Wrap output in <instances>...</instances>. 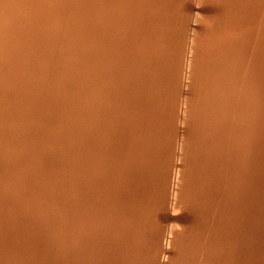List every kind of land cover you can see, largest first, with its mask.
I'll use <instances>...</instances> for the list:
<instances>
[{
    "label": "rangeland",
    "instance_id": "1",
    "mask_svg": "<svg viewBox=\"0 0 264 264\" xmlns=\"http://www.w3.org/2000/svg\"><path fill=\"white\" fill-rule=\"evenodd\" d=\"M0 1H1V0H0ZM2 1H3V0H2ZM2 1H1L0 3H2ZM4 1H6V0H4ZM4 1H3V2H4ZM8 1H9V0H8ZM8 1L5 2V3L9 4V5H10L9 7L12 8V9H14L13 6H11V5H12L11 0L9 1L11 4H10ZM12 1H13V0H12ZM15 1H16V0H15ZM22 1H23V0H22ZM33 1H34V0H33ZM33 1H32V2H33ZM35 1H39V2H38V3L36 2L37 4H35ZM35 1H34V3L30 2L29 0L26 1V2H28V3H30V4H32V5H28V3L25 5V4H24L25 1H24V2H21V3L24 4L25 6H27V5L30 6L31 8H33L32 10L35 9L34 12H35V11L37 12V10H39L40 7H43V8H47V7H48L47 9H49V8L51 7V8H50L51 10H52L53 8H56V7H53V5H51V4L54 2V0H53L52 3H51V1H50V3H51L50 5H49V0H41V2H40V0H35ZM42 1H43V3H42ZM55 1L58 2V3H57L58 5L56 4V2L53 3V4H56L57 6H61V7H63L62 4H64V2H65V0H63V3H62V1L60 2V0H55ZM76 1H77V0H75V1L72 0V2L75 3V4L71 3V5L73 4V5L76 6V4L78 3V4L80 5V7H79V5H77L78 7H75V6L72 5V6H71L72 9H71V7H70V10H72L73 15H75V16L72 15V17H71L70 14H72V12L69 11L68 14H69L70 17L68 16L69 19H68V18H67V19H68V21L71 19V21H70V22L67 21V24H68V25H66V26H68V29H69L70 31H71V30H72V31H71V32L68 31V32H69V33H67V36H68V37L66 38V41H64L65 44L63 43V44L65 45V46H64L65 51H67L68 49L70 50V47L68 48V46H70L71 43H76V45H75V44H73V45L71 44V50H70V51H67V52H64V49H63L64 57L67 55V56H70L69 58H73V57H74V54H75L76 51L79 50L78 52L81 53V52L85 49L84 52H85V53H88V54H86V57H84V56H85V53H83V52H82V54H83L84 56L81 55V54H79L78 52H76V54L78 53L79 56L81 55L80 57L85 58V59H87V57H88V58L90 57L91 59H94V58L97 59V57H98V59L96 60V62H99V63H100V60H101V61L104 60V59L107 60V58H108V60H109V59H112V56H115L114 53H117L115 57H118V54H119V51H120V53H121V54H119V57H120V58L122 57L121 55L124 54V56L121 58L120 61H123V58H124V59L126 60V62H125V61H123V62H124V63H127L126 65L123 64V62H120V61H118V62H120V63H118L117 60H118L119 58H117V60H115L116 58H114L115 61H114V60H109L110 63H109V61L107 60L106 63L108 62L107 65L110 66V67H108V69H109V68L112 69V74H113V75H111V73H110L111 70L109 69V72L107 71L108 74H109V75H108V74L106 73V70H104V66H105V64H106L104 61H103V63H102V64L104 65V66H102V67H103L102 70H104L105 73H104L103 71H102V72H103V73H102V72L100 71V66H101V65L98 67L99 63L95 64V63H94V62H95V59L92 60V61H91V59H89V60H90L91 62H93L95 65H93V63H92V64H91L92 66L89 67V66L87 65L86 68L88 67L87 69L89 70V72H91L93 66L96 68V70H99L98 73H97L98 77H96L95 74H94L95 71H93V74H94L93 76H91V75H92L91 73H88V74H90V75L87 76V75H88L87 72H86L87 69H85V67H84V62H81V65L78 64V65H77L78 68H77V70H75V69H76L75 67H77V66H75V64L80 63V62H78V60H79L80 57L75 56L76 58H75V57L73 58L74 60H76V59L78 58V59H77V62L75 61V62H76L75 64H74V62L72 61L73 59H71L70 61H68V58H66V59H67V62H66L67 64H71V63L74 64V66H71L72 64H71L70 66L67 65V69H68V66H69L70 68H73V69L75 70V72L77 71L76 73L71 74V73H69L68 70L66 69L67 72H68V74H69V76H72L73 79H74V81L76 80V78H78V77L81 75V70H84V69H85L86 71H84V73L82 72V74H83V75H84V74H87V75H85V76L88 77V79H86V77H85L84 80H88V81H89V79H90L91 77H94V76H95V77H94L95 80H97V81L99 82V81H100V75H101V78H102V75H103V76H104V75H105V76L107 75L108 77H107V76H106V77L104 76V77L101 79V82H102L101 84H100V82H99V83H96L97 86L100 85L99 87H97L98 90L93 89V88H95L96 86H94V87L92 86L93 88L91 89V87H90L91 84H92L91 81H94V78H91V79H93V80L90 79V82L86 81V82H87V83H86L87 85L85 84V88H86V86H87V89H88V90H86V89L84 88V86H83V83H81V87L83 86V87H82L83 89H82V88H81V89H82L83 91L80 90V88H78V91L80 90V91L78 92V91L76 90V87H77V86L74 85L73 88L69 91V92H72V93H71V96H67V94L64 93L65 95H64L63 99L61 98L62 101H61L60 103L50 102L49 104H47V106L49 107V108L47 107V108H48L47 111H49L48 113L51 112L50 114H53V112H54L55 115H58V113L62 111V114L64 115L65 112H63V111L65 110L64 105L66 106V101L70 100L74 95H77V92H78V94H81L82 97L79 96V95H77L78 98H76V96H74V97H75V99H77V101H79V103H81V105H82V109H83V110L81 109L80 111H77V113H78L79 115H82V113L85 111V112L83 113V115L86 116V115L88 114V115L86 116V117H88V116L92 115V113L89 114V113H90L89 110H90V111H93V109L95 108L94 106H97V107L100 106L99 108L102 107V108H103V111H105V112L103 113V112L101 111V113L104 114V119H103V115L101 116V117H102V118H101V117H100L101 114L99 115V113H98L97 115L99 116L100 119H99L98 117H97V118L95 117L96 121L98 122L97 125H99V126L97 127V128H98L97 130H99V129L101 128V126H102V128L105 126L104 123H101V122H104V120L107 118V119H106L107 121L105 120V124H106V126H107V131H108L109 129H110V130L113 129V131L115 132V133H114V132H111L112 130H111V131H108L109 134L107 135V133H106L105 136L102 135V134H103L102 132H100V134L102 135V137H101V136L99 135V132H98V131H97L98 135H97V133L95 134V131H96V129H95L94 134L98 136V137H97V136L95 137V139L97 138L96 142H97L98 140H100V143L97 142L96 144H93V143H95V139H94V141H92V143H91V142L89 143V141H88V143H89L88 146H89V148L91 147L92 149H94L93 147H95V149H94L95 151L97 150L96 148L98 147V150H97V151H99V152L96 151L95 154H91V151H88V152H90V155H93V156H91V158H92V157L94 158V159H91V162H90L89 159H88L89 161L87 160V157L90 158V155L88 156V155H87V154H88L87 152H85V153H86V155H85L86 158H84L85 156H82V157H83L85 160H87L88 162H90L91 164L93 163L92 160L94 161V163H95V160H96V162H97V160H98L99 163H100V161L102 160L101 158L104 157V155H101V154H107V152L109 151V149H108V151H107V148L110 147V150H111V149L113 150V148L115 147L116 151L113 153L112 150H111V152L109 151V153H111V154H109V153H108V154L110 155V157H111L112 159H114V157H112V156H114L116 153H117V154H116L117 156H120V157H118V158L116 157V159H114V160L116 161L117 159L120 158V159L117 161L118 163H117V162H114V160H113V162H114L115 165H116V169H117V173H118L117 177H119L121 174H122V175H123V174L127 175L128 173L131 172L130 174H128L129 176H128V175L126 176L128 182H124V181H126V180H124V179H126V177H125L124 175H123V176H124V179H123V176H122V175H121L122 177L120 176L119 178L115 177V176H116V172H115L116 169H115V165H113L114 163L112 162L111 158H109L110 160L108 159L109 161H111V162H109L110 165H109V163H107V162H108L107 158H106V159H103V160H105V161L107 160L106 162L103 161L104 163L101 161V163L106 164L105 167H104V165L102 166V164H100V165L102 166L101 168H102L103 170L100 168V170H99L100 172L98 171L97 173H92V174L90 173V177H91V179L88 178V177H89V176H88V177H86V181H84V182H85V184H86L87 180L90 182V180L92 181V179H93V181H92L91 183H89V185H90V184H91L92 186L94 185L93 188H94L95 186H96L95 188H97V187H98L97 185H99V188H102V187H103V189H104V188L106 189V188L108 187V188H109L110 190H112V191H113V189H114V191H113V192H112V191L108 192V193H109V195H108V193H107V191H109L108 189H106L107 191H104L105 189H104V190L102 189V190L104 191V193H103V191H102L101 189H99V190H98V193H96V194H98V195H95V196H97L98 198H99V197L101 198L102 196H104V197H102V198H104V199H101V200H103V201H100V200H98V198L95 197V199L98 200V203L100 202V204H98L97 201L94 199V196H93V197H90L91 199L88 198V201H89L90 203L93 202V201L97 203V204H93V203H92V204L94 205V206H92L93 211H94V209H95L96 212H97V211L102 212V208L104 207L105 209L107 208L108 210H107V209L105 210V209L103 208V211L105 210L106 212H108V211H109V208H110V210H111V208H112V204H113L112 202H114V205H113L114 207H115V205H117V206L119 205V206L116 207V208L121 207V206H120V205H121L120 202H121L122 200L119 202V200H120L119 197L122 198V197L124 196L123 199L126 197L125 195H123V194H125V193H123V192H125V189H126V190L128 189V190L126 191V193L128 192V193H127V197H126L127 199L125 198V199L128 201V203H129V202H132V201H133V203H134V200H135L136 198H138V197H137V194H135L136 191H137V193H138V190H139V193H140V191L142 190V191H141L142 193H140L141 195L138 194V196H139V195H140V196H145L144 194H146V191H147V189H148V186H149L150 188H151V187H152V188H151V189L149 188V191L147 192V195L149 194V192H150V193H153V194H154V193H158V190H157L156 192L154 191V190L156 189V188H155V184L158 185V184H160V183H162V182H163L162 185L160 184V186H156V187H159V188H157V189H159V190L161 189V190H162V189L166 188V189H168V193H170V194H168V195H169V196H168V195L165 193V192H166L165 190H162L163 193H162L161 190H160V193L157 194V195H160V194L162 193V195H163V199H162V197H160V196H161V195H160V196H159V197H160V200L157 199V195H156V194H155L156 196L153 195V194H151V199H149V200H151V202L153 201L152 204H151V202L148 200V198L150 197V195H148L149 197L146 195L144 198H142L143 201H145V203H146V200L149 201L148 204L146 203L148 206H150V205H149V203H150L152 206L154 205L153 208L155 207V209H156V211H155L154 209L151 208V206H150V207H146V208H144V209H145V210H144L145 213H146V212L148 213V211H147L148 208H151V209H149V214H151V216H150L149 214H147L148 216H146L147 219L144 220L145 222H148L150 226H153V227L155 226L154 229H155V228L157 229L158 227H159L158 229H160V228L163 226V224L167 223V221L169 222V223H168V230H167V226H166V225L163 226L164 228L162 227L160 230H157L158 233H159V231H160L161 233H163V234H161V236H160V234L157 235L156 229L154 230L153 227L150 228L149 226H148V227H149L150 229H152V230H154V232H156V237H155V235L152 234V232H153L152 230L150 231L151 233H148V232H149V231H148V230H149L148 227L143 226V225L145 224V222L143 221V222H144V224H143V223H140V222L142 221L141 219H139V218H138L139 220H138V219H134L135 214L138 213V211H140L139 213L142 214V211H141L140 209L143 208V207H145V206H147V205H144V203H143V205L140 203V202L142 201V199H141V201H139V203H140V205H142L143 207L141 206V208H140V206H138L139 208H137V209H138L137 212L134 210V211H135V214L133 213V209H136V207H137V205H139V203H138L137 201H135V203H134L135 205L133 204V205L135 206V208H134V206H133L131 203H129L130 206H129V204H128V206H126V205H124V204H125V203L127 204V201L124 202V201H125V199H124V200L122 201V204L125 206L126 209H128L129 207L132 206L131 209H130L131 212H129V213H131L132 215L129 214V213H126V211L122 210V209L124 208V206L122 205L123 208H122V207H121L122 209L120 208L121 211H120L119 209L116 210L115 208H112V209H114L116 212H113L114 210H112V212L109 211V212L112 213V214H109V212H108V216L110 215V218H109L108 216H106L107 214L104 215L103 212L100 213L101 216L103 215V217H104V218H102V217L100 216L99 212H98L99 215H97L96 212L94 211L95 213H92V214H94V215L96 214V215H95V217L92 215V217H94V219H93V218H92V219H93L94 221H96L95 223H94L93 221H92L93 223H91V221H88V222H87L88 219H86V218H88V215H90V214L86 215V216H87L86 218L83 217V220H82V221H83V222L85 221V222H84L85 225H86V224H87V225H90V226H88L89 229L87 228V225L84 227V223H82V222L79 223V221H78V223H77L76 219L78 220V218H81V217H77V216H76L75 222L71 220V221H70L71 223H70V222L68 223V225L71 224V226L69 225V226H70V229H71V231H74V234H73V232H71V234H73V235L75 236V238H76L78 235H80V234L82 235V233H80L81 231H78V235H77V233H76L77 230H76V228H74V227H75L76 224H77L76 226L79 227V225L82 223L83 225L81 224V229H82V228H83V229L85 228V230H86V228H87L88 230H90L89 232H91V233H87V235H88V234L90 235V236L88 235L89 238L87 237L88 239H90V243H91V244L94 243V242L92 241V240H94V241H95L94 245H97V247H96V246H94V245L92 244L93 246H91V247H93V248H89L90 245H89V247H87V245L90 244V243H89L88 241H87L88 244L86 243V239H87V238H85V237H86L87 235L84 234V235H83V236H84V240H83V238H81V237H83V236H81V237L78 236V237H80V239H79V238H78V239H77V238L75 239L76 241H77V240H80L81 243H82V241H85V243H86V246H85V243H84V242H83V244H79V246H78V244H77V247H78L79 251H83V250H84L85 253L87 252V254H89V255H90V253H91V255L89 256L90 259H91V256L93 255V252H94L93 249H95L94 247H96L97 249H96V251L94 252V253H95L94 256H95L96 254H97V255H96L95 257H94V256H92V257H93V258H96L97 261H99V263L96 262V261H94V259H93V260L91 259L93 262H92V263L89 262V264H90V263H91V264H94V263H95V264H97V263H98V264H102V263L104 262V260H102V258L100 257V255H103V254H104V256H105V258H104V256H103V259H105V261L107 260L106 262H108V264H109V263H110V264H113V262H114V264H116V263L120 260V259H119L120 256H123V255L125 254V252H126V251H125L126 248L129 247V246H126V245H128V242H127V241L129 240V239H127V241H126V239H125V238H127L126 236H128V234L130 233V231H131L132 229L134 230L135 228L137 229V230L135 229V231H137L136 233L139 235V232H140V229H141V228H138V227H142V226H143V229H144V228H147L148 230H147V229H144L145 231H143V229L141 230V231H143V232H142L143 235L141 234V236H142V245H141V248H140V246H139L140 250L138 249V246L136 247L135 245L141 244V243H139V242L141 241V238H139V236L135 233L136 236H138V238H139L140 240L138 239L139 242H137V238H136V240H135V239L133 240V238H135L134 235H133L135 231H132L133 233H131V234H132L131 237L129 236V237H130V240H131L132 242H136V243H134V244L131 242V244H133L134 246H132V245L130 244V245H131L130 247H133L132 250H134V251H135V250H137V251L139 250V253H138L139 255H137V251H136V252H135L136 255H135V253H132V258H131V253H130L131 250L129 251L130 254H129L128 252H126V253L129 254V255L126 254V255H124V257L127 256L126 258H127V260H128V263L130 262L131 264H135V260H134L135 256H138V257H139L140 254H141V256H142V253H143L144 251H143L142 253H141V251L143 250L144 247H147V245H148V247L151 246V249L154 248L153 251L151 250L153 253L150 252V250H149L148 247L145 249V252H146V250L148 249L147 252H150L151 254H150V253L148 254L147 252H146L147 254H146L145 252L143 253V255L146 254L147 257H148V259H150V261H148L147 257L144 255V257H145L146 259H145V261L142 260L143 264H145L146 260H147L146 264L149 263V262H150V264H151V263H152V264H161L159 261L161 260V258H162L164 255H165L166 257H163V258H162L163 261L161 260V262H163V264H166L165 259H166V260H168V259L171 260L172 262H174L173 264H176L177 261H179V262L181 263L182 261H180V258L183 257L184 254H185L184 257L182 258L183 261H184V258H185L186 256H187V257H186L185 261H187V259H189V257H191V258L189 259V262H187L188 264H189V263H190V264H192V263H194V264H197V263L200 264V263H202V259H205L206 262H208V264H210V263H209L210 261H207V260L209 259L208 256H210V258H211V256H212L213 254H212V255H208V256L205 255L206 257H205V256H202V255L205 254L204 252H205L207 249L209 250V248H208V247H209V246H208V242H209V240L212 239V237H213L214 234H217L216 232H221V233H218L217 235H214V237H215V236H218V237H219V234H221V235H220V237H221V236H222V233L224 234L223 236H226V235H227L226 232H227L228 230L225 229V228H223L222 231H217V230H215L216 232H212V231H214V230L211 229V228L213 227L214 224H216V222H218L217 220L220 219L219 216H222V218H223V215H221L222 212H221V213H219V212H220L221 210H223L224 207L227 209L226 206H229L230 208H229V207H228V208H229V210H231V211H232L233 208H235V209H233V210H234V213L232 212L233 216H235V214H237V215L240 216V214H242L241 212H243V214H244V213L247 214V212L249 213V214H247V215L244 214V216H245L246 218L242 217L243 214L240 216L241 218L238 216V218H240V220L242 219L243 224L241 223V221L239 222L238 220H235V219L233 218V216H232V218H231L232 221H229V222H233V221L235 220L234 222H236V224L233 222L234 224L232 223V225H230V223H229L227 220L230 219L229 217H231L232 214L230 213V215H229V213H228V209H227V210L224 209L223 211H224L225 213L223 212L222 214H224L225 217L223 218V220H222V219H220V220L224 221V219L227 218V215H229V217L226 219V223H224L225 221H224V222H221V221H220L221 224H223V223H224V224H223V225L218 224V225H215V226H217V227H221V226H223V227H224L225 224H226V227H227V225H228V226H231V230H230V228H229V231H230V232L228 231V233H229L230 235H232V236H234V235L236 234V237H238V236L240 237V234H241V238H239V239L236 238V237H234V238H236V242H237V241H238V242H239V241L241 242V243H239V244H237V245H240V246H241V245L243 244V247H244V248H243L242 246H241V247L239 246V248H238V246H237V245L235 246V244H234V246H235V248H236V250H234V251H235V252L237 251L238 253H236V254H235V252H234V253H233V252H230V253H229V251H231V250H229V251H225L224 249H225V247H228V249H232V250L234 249V246H233V248H229V247H232V246H228V244H227V243H229V241H230L229 244H232V245H233V241H234L233 239H234V238L227 239V238H229V237L226 236L225 239L228 240V241H226V242H227V243H226L224 237L222 236L221 238H222V240H223V239H224V240H223V242L221 241V243H225V244L223 245L224 248H222V246H221L222 244H221V245L219 244L221 247H219V245L217 244V243L219 242L218 240L220 239V237H219V239L216 238V239H217V240L215 239L216 241L214 240V237H213V239H212L211 241H213V240H214V242H217V241H218V242L215 243V244H214L213 242H210V244L213 243L212 245L215 246V248H216V249H215V248H213V247L210 245V248H211V249L213 248L212 250L215 249V253H214V251H213V253H214L213 257L215 256L216 252H219V250H220L219 248H221V249H222V250H221V251H222L221 254H222L223 257H221L219 253H217L216 256H217V255L220 256V258H219L218 256H217V258L221 259V260L218 259V261H223V260H224V255L226 254V256H228V255H227V252H228V254H230L231 256H232V254H234V256H232V257L238 259V260H237V259L235 260V259L231 258V256H230L231 260H229V261H231V262H232V261H233V262H234V261H238V262H236V263L234 262L235 264H237V263H239L240 260L242 261L243 258L247 257V255H248L249 258H250V255H249V254H251L252 252L249 253V254H248L247 252H248V251H249V252L252 251V250H250V249L252 248V246H253L254 248H256V246H257V248H259V245L262 244V247H260V248H262V249H263V252H264V248H263V246H264L263 243H264V242H262V240H263V238H264V236H263L264 232H263V229H262V228H264V218H261L262 216H260V215H263V214L259 213V214H260V215H259V214H256V213H255V212H257L258 209L260 210V208H261L260 211L263 210V213H264V199H262V198H264V189H263V187H264V177H263V176H264V172H263V171H264V170H263L264 166H262V165H264V156H263V154H264V151H263V150H264V147L262 148V145H264V138L262 137V135H264V127H263V126H264V116H263V115H264V114H263V113H264V106L261 107V106H262V105H261L262 103H261V104L259 103L260 101L263 102V99H264V96H262L263 98L260 96V95H263V93H264V89H263V88H264V71L262 72V69H264V68H263V66H264V49H262V48H264V26L262 25V24H264V20H263V19H264V11H263L264 8L261 7L262 10L259 9V11H258V9H257V8H259L260 6H263V5H264V0H262V1L260 0L261 3L258 2L259 0H254L255 2H258V3H257L258 5L261 4V5L258 6L256 9H255V7H254V6H257L256 3H254L255 5L252 4V5H254V6L250 5V3H253V2H254L253 0H252L251 2H250V0H243V1H242V0H238V1L236 0L237 2H236L235 0H230V1H231V4H232V6H233V7H232V9H233L232 12H233V13H232V16H230V17H228V18H223L222 16H220V15L218 14V11H216V10L214 9V8H215V5H214V2H213L212 0H208V1H207V0H204L205 3H206V2H209V3H206V4L203 2V0H200L199 2L203 4V7H202V4L199 5L198 0H196V2H193V1H195V0H189V2H186V3H188V4L185 3V1H188V0H184V3H185V4L183 3L184 5L181 4V3H182V0H181V2H180V0H176V1H175V0H172V1H171V0H170L171 3H173V1H174L175 3H177L176 6H175V4H174L175 8H176L177 6H179L178 3H180L179 8L183 5V6L181 7V8H182L181 15H183V16L185 15L184 17H185V21H186V23L189 22L188 25H186V24L184 23V24L187 26L186 29L188 30V32L190 31V32L192 33L193 30H194L195 28H197V26H198V22L196 21V19H193V17L196 18V17H195V16H196L195 13H197L198 11L201 12L202 14L205 13V15L207 14V12H204V11H208V14H209L208 16H209V17L204 15L205 17H208V18L211 17V18H213V19L216 17L214 20L217 19V20L219 21V23H220V22L222 23V24L220 23L221 25H220L219 23H216V22L212 23V24L215 25L214 27L220 25V27H218V28H220V29H219V30L217 29V34H214L216 31L213 30V31H214L213 34L216 35V36H215L216 39L214 38V35H213V37H209L208 34H210V32L208 31V34H207V37H206L207 39H206L205 37H203V36H202V37H203L205 40H207V42H209V43H207L205 40L203 41L202 38H201V41H202L201 43L206 42L205 46H208V45H209L208 47H206V52L209 51V52H208L209 54L207 53L208 56H210V53H212L213 56H214V53L217 52V53H215V56H214V58H212V60H213V59H214L215 61L218 60L219 62L217 61L218 63H217V62H215V63H216L217 65H219V67L221 66V67L223 68V70H224L225 66L227 65L226 68H227L228 71H227L226 68H225V70H224V71L226 72V73H225L224 71H221L220 69H222V68H219L218 66L215 67V69H213L215 63L212 62V60L210 59L211 57H210V58L207 57L206 53L204 52L205 49H201V51H202L201 54H204V56H205V57H203V55H202V57L205 58V59L200 58V59H202V60H204V61H202V62L199 61V62H200L199 65L201 66V63H204V62H206V63H204V67H203V64H202V67L200 68V66H199L198 69H199V68H200V69H203V68H204L203 71H205V73H204L203 71H201L200 69H199V70L202 72L201 74L204 73V74L207 76V77L205 76V80H204V82H202V83H207V82H205V81L207 80L206 78H208L209 73H211V75L213 74V77H214V74L216 75V74H218L219 72H221V73L224 72V76H223L222 74H220V73H219L220 75L218 74L220 78L223 76L224 79H225V74L227 75V72L230 73L229 75H231V76H230V81H231V82L228 80L227 82H229V83H227V86H228V84H230V85L233 84V85H234V83H235L236 87H238V88H236V89L241 90L240 92H238V90H237V92H238V94H239V95L237 94L238 96H236V93H237V92H235L236 89H234L235 85H234L233 88H232V85H231V86L229 85V87H228L229 89L226 88V83H225V82H226V80L228 79L227 76H229V75L226 76V77H227L226 80H224V79L222 78V80H224L223 82L225 83V86H224V84H223V86H224L225 88L222 87L220 90H219V88H217V85H216V88H217V89H216L214 86H211V84L214 85V84H217V83H218V85H222L223 82H220V81H222V80L219 79L218 75H216V78H217V79H216L215 77L213 78L214 80L212 79V76L209 75V79L211 78L210 80H211L214 84L211 83V82H209V79H208L207 81H208V83L210 84L211 87H214V88H215L216 92L218 91V92H217V93H218V96H219L220 94L222 95V94L224 93L225 89H226L227 92H231V91H229V90H232V89H233L235 93H230V95H231V94H232V95L234 94L236 98L238 97V98L236 99V100H237L236 103H235V100H234V101L232 100V102H234L236 105H235L234 103H230V102H231L230 100H231L232 98H231L230 95H228L229 93H227L226 91H225V94L228 95V96H230V97H228V96H226V95H224V96H226L227 99H228V98H231V99H228V100H227L225 97H223V95H222V96L220 95L219 98H216V99L214 98L215 101H217V99H218V103H216L214 100H212V98L210 99V97H214V96H211L212 94H216L215 91H213V93L210 92L212 89L214 90V88H212V89L210 88V91H209L208 89H209L210 86L208 85V83H207V85H208V86H207L206 84H204V85H203L202 83L200 84V83H199L200 81L198 82L199 85H202L203 88H204L205 85H206V89L204 88L205 91H203L204 89H203L201 86L198 88L199 85L197 84L198 86H196V84H195V83H197V82L194 81V83H193V80H196L194 77H196V75L198 74V73H196V72H195V74H194L193 79L189 80L190 82L192 81V83H191V84H192V85H191L192 87H190V83H188L189 81H187L188 79L185 80V78H184V80L182 79L184 82H182L183 86L180 87V86H181V81H182L181 78L184 77V74L181 73V71H182V69H180V66H181V65H178L177 68H176V66H177V64H178V62H179V58H178L179 55H177V54H180V55H181V53H179L181 50H177V52H175V53H177V54H175L176 56L174 57V59H173V56H174V55L172 56V54H173L174 51H176V49H178V47H179V49H180L182 43H181V41L178 42V43H181V44H180V46H178L179 44H177V47L175 48L174 51H173L174 48L172 49L173 46H172V47L170 46V47H171V51H169V49H170L169 46H168L169 41L172 42V44H174L173 42H175L174 39L172 40L173 37H171L170 34L167 35V34L170 33V31H171V28H170L171 24H170V23H167V21H166L167 26L165 25V26H166L165 29H166L167 31H168V30H169V31L167 32V34H165V36H166V37L164 36L165 38H164V37L162 38V36H159V35L157 36V33H156V32L158 31V33H159V28H157L158 25L156 26L157 31H156V28H155V27L152 28V23H153V24H156V23H157V21L155 20L154 13H152L154 17H153V16L150 17V18H153V19H154V20L152 19L154 22L151 20V23H149V25L147 24V30H146V26H145V25H142V23H143V24L145 23V22H143V21H144V17H145V15L142 14V13L144 12V9H143V8H140V10H139V9L136 10V8H138V7L140 6V4H141V3H140L141 0H137V2H138L139 4H138V3L136 2V0H135V4H136V3L138 4L137 6H136L134 3H132V2H134V0H130V1L128 2V4H130V5L132 4L131 6L128 5V8L130 9L129 13H130L131 15H130V14H126V15H125V14H123V13L119 14L120 12H123V10H121V9L125 6V5H124V4H125V0H123V1L119 0V2H120V3L122 2V4H120V3L117 4V0H116V1L114 0V2H116V3L114 4V2H113V4H114L113 12H112V10H111V9H112V8H111L112 6H109V5L112 4V3H111L112 0H111V1H110V0H107V1H109V2H107V3L109 4V5H107V6H108L107 8H106V6H105V5L107 4V3L105 2L106 0H102V1H104V2H102V1L100 0L101 3L99 2V0H97V1H95V0H94V1H92V0H89V1H88V0H84V1H86V2H87V1L90 2V4L93 3L94 5H90L88 2H87V3L85 2V4H84V1H83V0H79V2H76ZM149 1H151V0H149ZM149 1L146 0V2H149ZM157 1L159 2V1H161V0H152L151 4H150V3H149V4L153 6V3H156ZM164 1H165V0H163V2H164ZM167 1H168V4H169V5H168L167 7H166V5H165L164 10L168 9V10H170V11L166 10V11L164 12V10H163L162 13H161V14L163 15V12H164L163 18L160 20V18H161V17H160L158 21H162V20L164 19L165 15L167 16V18L165 17L166 20H169V16H170V18L172 17L171 14H169V12H170V13L173 12V10H175V8H174V6H172L171 3H169V2H170L169 0H167ZM167 1H166V2H167ZM201 1H202V2H201ZM210 1H211V2H210ZM234 1H235V2H234ZM239 1H240V2H241V1L244 2V6H242L243 3H242V4H241V3H238ZM17 2H18V0H17ZM19 2H20V1H19ZM59 2L62 3V4L60 5ZM81 2L83 3V4H82L83 7H82V5L80 4ZM91 2H92V3H91ZM96 2H99V3H100L99 5H101V4L103 3V6L101 5V7H104V8L101 9V7H100L99 5H97ZM123 2H124V4H123ZM163 2H162V3H163ZM233 2H234V4H235V3H237V4L234 5ZM245 2H246V4H245ZM5 3H4L3 5H7V4H5ZM41 3H42V4H41ZM46 3H47L48 5H47ZM95 3H96V6H97V7L99 6L100 8H96ZM110 3H111V4H110ZM189 3H190V4H189ZM17 4H18V3H17ZM38 4H39V5H38ZM87 4H88V7L86 8L85 6H87ZM104 4H105V5H104ZM113 4H112V5H113ZM170 4H171V5H170ZM193 4H194V5L196 4V5H195V8H194V5H193ZM207 4H208V5H207ZM239 4H240V6H242L243 8L245 7V5H246V7H247V10H246V7H245L244 9H241V11H242V10H243V11L245 10V11H247V12H249V13L252 12V14H249V13H247V12H243V11H242L243 13L241 12L242 14H240V8H242V7L238 6ZM247 4H249L250 6L248 7ZM3 5L0 4V7L2 6L1 8H3V7L5 8V6H3ZM24 5H22V7H20L21 4H20V6H19V5H18V6H19L21 9H23V7H25ZM34 5H35V6H34ZM41 5H42V6H41ZM43 5H45V6H43ZM115 5H116V6L118 5V7L115 8ZM121 5H122V6H121ZM186 5H187V7L183 8V7L186 6ZM189 5H193V6L190 7ZM205 5H206V7H205ZM15 6L17 7L16 3H15V5H14V7H15ZM32 6H34V7H32ZM36 6H37V7H36ZM39 6H40V7H39ZM94 6H95V8H94ZM133 6H136V7H133ZM188 6H189V7H188ZM196 6H197L198 8H196ZM199 6H201V7H199ZM236 6H237V7H236ZM9 7L6 6V8H9ZM38 7H39V9H37ZM52 7H53V8H52ZM61 7H60V8L57 7V9H59V10L63 9V8H61ZM81 7H82V8H81ZM89 7H90L91 9H90ZM119 7H120V9H119ZM121 7H122V8H121ZM130 7H133L132 10H131ZM169 7H170V9H169ZM172 7H173L174 9H173ZM235 7H236V8H235ZM239 7H240V8H239ZM251 7H252V8H251ZM6 8H5V9H6ZM17 8H18V7H17ZM17 8L14 9L15 11H12V9H10V10L14 13V12H16V11L19 9V8H18V9H17ZM31 8H29V7L26 8L27 10L29 9L28 11H26V9L24 8V9H25V13H23V12H24V11H23L24 9L22 10L23 12H22L21 9H20V10H18L19 12H18V11L16 12L17 14H16V13L14 14V16L12 15L13 13L10 14L11 11H9V9L6 10V11H7V12H6L7 15H4V14H5V9H3L4 12L0 11V17L3 15V17H6V18H8V19H11V18L16 17V16L18 15V13H19V15H20L21 13H23V15H24V14L27 15V16H26V19L29 21L28 17L30 16L29 12H30V9H31ZM74 8H76V9L74 10ZM88 8H89V9H88ZM181 8H180V9H181ZM188 8H189L190 10H189ZM202 8H203V9H202ZM205 8H207L208 10L205 9ZM237 8H238V10H237ZM16 9H17V10H16ZM36 9H37V10H36ZM77 9H80L84 15L81 13L80 10L76 11ZM82 9H83V10L88 9V10L83 11ZM94 9H96V10L99 9V10H98L99 12L97 11L98 14H97V12L95 13V10H94ZM100 9H101L102 11H100ZM108 9H110L111 12H110ZM115 9H116V11H115ZM118 9L121 10V11H119ZM141 9H142L143 11H142ZM176 9H178V7H177ZM185 9H186V10H185ZM194 9H197V10H194ZM209 9L211 10V12H210ZM248 9H251V11H249ZM253 9H255V10H253ZM32 10H31V11H32ZM51 10H50V11H51ZM54 10H55V11H54ZM93 10H94V11H93ZM103 10H104V11H103ZM107 10H108V11H107ZM117 10H118V11H117ZM187 10H189V11H187ZM193 10H194V11H193ZM200 10H201V11H200ZM252 10H253V11H252ZM256 10H257V13L255 14L254 11H256ZM20 11H21V13H20ZM52 11H54L55 15H56V12H58V10L56 11V9H53ZM52 11H51V12H52ZM131 11H133V12L136 11L137 13H135V12L133 13V12H131ZM138 11H140V12H138ZM186 11L189 12V13L191 14L192 19L189 17V16H190L189 13H187V14H189V15H186ZM235 11H236V12H235ZM237 11H239V13H238ZM27 12H28V13H27ZM60 12H62V14H61ZM60 12H59L60 14L56 16V18L58 19V17H60V16H62V15H63V16L61 17V19L59 18L58 20H56V18H52V20H51V17H52V15H54V14H52L53 12L50 13V14H52V15H51L50 19H48V22H46L47 30H45L46 28L43 26V28L41 29V31H39V30H40V27L36 25V23H35L36 20H35V21L33 22V28H34V25H35V28H34V29H36L37 32H36V30H34V34L31 35V36H29V35H27L28 33H29V34L33 33V32L30 31L31 33H30V32H27V33L25 34V36H29V37H27V38H29L28 41L31 40L30 37H31V38L35 37V38H36V41H35V40H31L32 42H27V43H29V44L32 43V44H35V45H36V44H37L36 42H39L38 45H36V46H35V45H32V47H36V49H37V47L39 46V47H38V50H41V51H42V49H43V47H44V48H45L44 51H45V52H48V51H49L48 54H51V53H52V48H54V46H55V42H54V41H55V36H54V35L56 34V33H55V32H56V29L51 25V23H52L51 21H53V20L55 21V20H56L57 25H56L55 22H53L52 24H53L54 26L56 25L55 27H56L57 30H58V28L60 27V26H59V23L61 24L60 20L62 21L63 17H64L65 14H66V11H64V10H61ZM74 12H77V13H74ZM84 12H85V13H84ZM102 12H103V13L105 12V13L103 14ZM109 12H110V14H109ZM114 12H116L115 15L117 14L119 17H117V15H116V18H115V17H114L115 15L113 14ZM141 12H142V13H141ZM191 12H192V13H191ZM260 12H261V13H260ZM262 12H263V13H262ZM1 13H4V14H1ZM31 13H32V12H31ZM63 13H64V14H63ZM79 13H81V14H79ZM93 13H94V14H93ZM236 13H237V15H236ZM244 13H245V14H244ZM258 13H259V14H258ZM9 14H10V16H12L11 18H9V17H10ZM28 14H29V15H28ZM32 14L34 15V13H32ZM57 14H58V13H57ZM76 14H79V15L76 16ZM90 14H91V16H90ZM100 14H101V17L96 18V16H98V15L100 16ZM107 14H108V15H107ZM111 14H112V17H111V18L114 17V18H115L114 21H115L116 23H115L114 21H110V20H111V18H110ZM122 14H123V17H122ZM138 14H139V16H138ZM157 14H158V13H156L155 15L157 16ZM194 14H195V16H194ZM246 14H247V15L249 14L248 18H250V15L253 16V14H254V18H255V16H256V17H258V20H257V18L252 19V18H253V17H252V18H250V19L252 20V21H251L250 19H248L247 17H245V16H247ZM21 15H22V14H21ZM33 15H32V16H33ZM82 15H83V16H82ZM86 15H87V16H86ZM88 15H89L90 17H89ZM105 15H107V16H105ZM127 15H128V16H127ZM132 15H133V17H132ZM141 15H142V16H141ZM162 15H159V16H162ZM168 15H169V16H168ZM192 15H193V16H192ZM210 15H211V16H210ZM240 15H241V17H243V16L245 15L244 17H245L246 19H245V18H242V19H241ZM242 15H243V16H242ZM258 15H261V16H260L261 19H260V17H259ZM7 16H9V17H7ZM32 16H31V17H32ZM79 16L82 17V18H84V16H86V17H85L84 19H80V18H78ZM93 16H94V17H93ZM102 16H103V17H102ZM134 16H135V17H134ZM186 16H187V18H186ZM213 16H214V17H213ZM219 16L222 17V18H220ZM234 16H235V18H234ZM262 16H263V17H262ZM74 17H75V19H74ZM76 17H77L78 19H80V20L76 19ZM87 17L89 18V20L91 19L90 21H91V23H93L94 25L91 24L89 20H86ZM105 17H106V18H105ZM130 17H132V20H131ZM138 17H140V18L138 19ZM157 17H158V16H157ZM239 17H240V18H239ZM29 18H30V17H29ZM72 18H73L74 20H73ZM93 18H94V19L96 18L97 20L95 19V20L93 21V20H92ZM99 18H100V19H99ZM108 18H110V20H109ZM118 18H119V19H118ZM121 18H122V19L125 18L124 22H123V20H121ZM229 18H233V19H232V24H231V22H229V21L231 20V19L229 20ZM237 18H239L238 21H237ZM22 19H23V18H22ZM107 19H108V20H107ZM126 19H128V20L126 21ZM134 19H135V23L133 22ZM140 19H141V22H140ZM157 19H158V18H157ZM188 19H189V20H188ZM220 19L223 20V21L225 20L224 23H223ZM235 19H236L237 23L235 22ZM244 19H245V21H246L247 23H246L245 21L243 22ZM17 20H18V19H17ZM76 20H78L79 22L76 21ZM82 20L84 21L85 24L83 23ZM119 20H121V22H120ZM129 20H131V21L133 22V24H132ZM136 20H137V21H136ZM142 20H143V21H142ZM146 20H147V18H146ZM190 20H192L193 23L191 22V24H190ZM228 20H229V21H228ZM233 20H234L236 26L234 25ZM248 20L250 21V23H248V22H249ZM14 21H15V23L17 22L16 19H15ZM14 21H13V23H14ZM25 21H26V20H25ZM97 21H98V22H97ZM104 21H105V22H104ZM117 21H118V22H117ZM128 21L130 22L129 24H128ZM155 21H156V22H155ZM185 21H184V22H185ZM194 21H195V22H194ZM218 21H217V22H218ZM227 21H228V23H226ZM241 21H242V23H241ZM254 21H255V22H254ZM262 21H263V22H262ZM18 22L21 24L20 20H18ZM18 22H17V23H18ZM23 22H24V21L22 20V25H23ZM49 22H50V23H49ZM75 22H76V23H75ZM88 22H89V24H88ZM96 22H97V23H96ZM101 22H102L103 24H102ZM148 22H150V21L148 20ZM238 22H239V23H238ZM13 23H12V24H13ZM17 23H16V27L19 26V27H17V28L22 27V26L18 25ZM24 23H26V22H24ZM34 23H35V24H34ZM69 23H70L71 28L69 27ZM74 23H75V25H74ZM77 23H78V24H77ZM95 23H96V24H95ZM99 23H101V24H99ZM107 23H108V25H107ZM117 23H118V24H117ZM121 23H124L125 25H124V24L120 25ZM215 23H216L217 25H216ZM229 23H230V24H229ZM252 23H253L254 25L257 24V23H258V24L255 25V26H253ZM4 24H6V23H4ZM7 24L10 25L11 23H8V22H7ZM27 24H29V26H30V25L32 24V22H30V23L27 22ZM48 24H49V25H48ZM71 24H72V25H71ZM82 24H83V25H87V26H88V29H87L86 26H83ZM98 24L100 25V28H99V25H98ZM105 24H106V25H105ZM113 24H115V25H113ZM126 24H127V25H126ZM136 24H137V25H136ZM212 24H211V26L213 27ZM218 24H219V25H218ZM223 24H226V25L224 26ZM228 24H229V27L227 26ZM240 24H241V25H240ZM246 24H247V25H246ZM248 24H249V25H248ZM44 25H45V24H44ZM78 25H80V26H78ZM89 25H90V27H89ZM92 25L95 26V27H94V30H93V32H91V31H92V29H91V31H89V32H91V35H92V33L95 35V33H94L95 31H96L97 35H98V34H102V35H99L101 39L99 38V36H98V37H97V36H94V35L91 36V35L88 33L87 30H90L91 27L93 28ZM96 25H97L98 27H97ZM102 25H104V26H102ZM119 25H120L121 27H118ZM141 25L144 26V27H141L140 29H138V27H140ZM150 25H151V26H150ZM190 25H191V26H190ZM194 25H195V28H193ZM222 25H223V26H222ZM233 25H234V26H233ZM237 25H238V26H237ZM244 25H246V26H244ZM250 25H251L252 27H251ZM258 25H259V26H258ZM260 25H262V26L260 27ZM14 26H15V24H13V26H10V27L13 28ZM49 26H50V27L52 26V27L55 29V31L53 30L52 27L50 28ZM76 26H78V28H77ZM124 26H125V27H124ZM131 26H132V27H131ZM134 26H136V27H134ZM153 26H154V25H153ZM232 26H233V27H232ZM240 26L242 27V29H240ZM243 26H244V27H243ZM247 26H249V27H247ZM23 27H25V25H23ZM31 27H32V26H31ZM48 27H49V29H48ZM73 27H76V28L73 29ZM84 27H85V28H84ZM103 27H104V28H103ZM113 27H114V30H113ZM149 27H150L151 29H153L154 31L151 30ZM168 27H169V28H168ZM214 27H213V28H214ZM221 27H223V28L226 27V28H225V29H223V28L221 29ZM231 27H232V28H231ZM253 27H256V28L254 29ZM11 28H10V29H11ZM37 28H38V29H37ZM79 28H80V29H81V28H84V29H82V31L80 30V32H79ZM105 28H106V29H105ZM107 28H108V30H107ZM117 28H119L120 30H119V29L117 30ZM127 28L129 29V31H128ZM167 28H168V29H167ZM189 28H192L193 30H191V29L189 30ZM210 28H211V27H210ZM250 28H251L252 30H251ZM259 28H260V29H259ZM21 29H22V28H21ZM51 29L54 31L55 34L50 33V32H52ZM75 29H78V30H75ZM85 29H86V30H85ZM96 29H97V30H96ZM111 29H112V30H111ZM126 29H127V30H126ZM130 29H131V30H130ZM133 29H134V31H133ZM135 29H136V30H135ZM142 29H143V30H142ZM144 29H145V30H144ZM149 29H150V30H149ZM226 29H227V32L225 33V30H226ZM230 29H231V30H230ZM232 29H233V30H232ZM246 29H247V30H246ZM7 30H9V29H7ZM18 30H20V29H18ZM18 30H17V32H18ZM73 30H74L75 33H72ZM84 30H85V31H84ZM98 30H99V31H98ZM100 30H101V31H100ZM103 30H104V31H103ZM106 30H107V31H106ZM110 30H111L112 33L110 32ZM125 30H126V31H125ZM138 30H139V31H138ZM200 30H202V29H200ZM200 30H199V31H200ZM215 30H216V28H215ZM222 30H224V31H222ZM243 30H244V31H243ZM11 31H12V30H10V32H11ZM15 31H16V30H14V33H15ZM46 31H47V32H46ZM86 31H87V32H86ZM114 31H115V32H114ZM140 31H142V32H140ZM145 31H147V32H145ZM148 31H149V32H148ZM228 31H229V32H228ZM252 31H253V32H252ZM260 31H261V32H260ZM1 32H2V31H1ZM1 32H0V34H1ZM10 32H9V33H10ZM17 32L15 33V36H16V34H18V35H22V37L24 36V34H22V32L25 33L23 30H22V31H19L21 34H19V33H17ZM35 32H36V33H35ZM77 32H78V33H77ZM85 32L87 33L86 35H85ZM108 32H109V34H106V33H108ZM122 32H123V33H122ZM129 32H130V33H129ZM143 32H144V33H143ZM150 32H151V33H150ZM153 32H154V34H153ZM202 32L206 34V31H205V30H204V31L202 30L201 32H199V35H202V34H203ZM219 32H220V34H219ZM221 32H223V33H225V34L222 35ZM231 32H232V36H231V34H229V33H231ZM233 32H236V33H233ZM246 32H247V33H246ZM12 33H13V32H12ZM46 33H47V34H46ZM70 33H72V34H70ZM81 33H82V34L84 33V35H82ZM104 33H105V34H104ZM114 33H115V34H114ZM126 33L128 34V36H127ZM137 33H138V34H137ZM155 33H156V34H155ZM245 33H246V34H245ZM253 33H255V34H253ZM258 33H259L260 35H258ZM36 34H38V37H39V38L36 36ZM41 34H42V37H40ZM43 34H44V35H45V34L47 35L48 38L46 37V40L44 39ZM116 34H118V35H116ZM120 34H121V35H120ZM123 34H125L126 37H125V35H123ZM139 34H140V36H139ZM146 34H147V36H149L148 38H147ZM205 34H203V35H205ZM235 34H236V35H235ZM243 34H244V35H243ZM261 34H262V35H261ZM1 35L4 36L3 33H2ZM1 35H0V36H1ZM9 35H10V34H9ZM50 35H51V36H50ZM89 35H90V37H89ZM111 35H112V36H111ZM115 35H116V36H115ZM152 35H155V38L157 39L156 41L152 40V39H154V38H151V37H154V36H152ZM217 35H220L221 38L224 37V41H223V39H221V38L218 37ZM226 35H227V36H226ZM5 36H6V35H5ZM11 36H12V34H11ZM15 36H14V37H15ZM25 36H24V37H25ZM32 36H33V37H32ZM52 36H53V37H52ZM73 36H74V37H73ZM77 36H79V38H81V39L83 38V39H82V41H83L82 43H81L80 39H78ZM80 36H81V37H80ZM103 36H104V37H103ZM113 36H114L115 38H114ZM123 36H124V37H123ZM150 36H151V37H150ZM205 36H206V35H205ZM210 36H211V35H210ZM228 36H229V37H228ZM230 36H231V38H230ZM238 36H239V37H238ZM241 36H245V37L243 38V37H241ZM249 36H250V37H249ZM254 36H255V38H254ZM14 37H13V39H14ZM20 37H21V36H20ZM70 37H71V38H70ZM75 37H77V39H76ZM88 37H89V38H91V37L93 38V37H94V38L91 40V39H88ZM105 37H106V38H105ZM116 37H117V38H116ZM119 37H120V38H119ZM140 37H141V38H140ZM145 37H146V38H145ZM158 37H159V38H158ZM169 37H170V38H169ZM199 37H200V36H199ZM199 37H198V39L200 40ZM208 37H209V39H210V38H211V39L214 38L213 40H214L216 43H218V44H216V45H218V46L216 47V45H213V43L215 44L214 41L212 42V41L210 40V41L212 42V43H210ZM232 37L235 38V39H233ZM9 38H10V37H9ZM40 38H41V39L43 38L44 41H42L43 39L41 40ZM69 38H70V39H69ZM72 38H73V39H72ZM85 38H86V39H85ZM95 38H96V39H95ZM112 38H113V39H112ZM124 38H125V39H124ZM126 38H127V39H126ZM136 38L138 39L137 41H136ZM161 38H162V39H161ZM226 38H228V39H227L226 42H225V39H226ZM239 38H240V40H239ZM15 39H16V38H15ZM15 39H14V40H15ZM20 39H22V38H20ZM20 39H18V40H20ZM71 39H72V40H71ZM87 39H88V40H91V41L88 42ZM99 39H100V40H99ZM108 39H110V40H108ZM121 39H122L123 41H122ZM134 39H135V40H134ZM163 39H164L165 41H164ZM170 39H171V40H170ZM229 39H230V40H229ZM232 39H233V43H232ZM244 39H245V40H244ZM69 40H70V41H69ZM77 40H79L80 42L78 41V43H77V42H76ZM84 40H85V42H84ZM86 40H87V41H86ZM116 40H118V44H117ZM125 40H126V41H125ZM130 40H131V41H130ZM150 40H151V41H150ZM166 40H167V42H166ZM216 40H217V41H216ZM218 40H219V41H218ZM242 40H243V41H242ZM248 40H250V42H249ZM16 41H17V39H16ZM20 41H21V40H20ZM20 41H19V42H20ZM25 41H27V40L25 39L24 41H22V43L17 42V44H18V43H19V44H22V45H21V47H22L21 49H22L23 51L25 50L26 52H27V50L30 48V50H28L27 53H30L31 50H32V53L35 52V54L32 55V53H31V55L36 57V60H35V61H36V65L38 66V64L40 63V62L37 63L38 58H39V59H40V58L42 59V57H40V56H41L40 54H42V53L44 54L45 52L42 51V53H41V51L39 52V51H37L35 48H34V49H31L32 47H31L30 45L28 46L29 48L27 49V45H26L27 43H25L26 47H23V46H25L24 43H23V42H25ZM40 41H41V43H40ZM45 41H46V42H45ZM92 41H93V42H92ZM94 41H95V44H96V45L99 44L97 47L101 49L100 46H102L103 48H102L101 51H104V52L106 53V55H105V53H103V55H102V53H101V56H107V55L110 54V53L112 54V52L115 51V49L112 50L113 47L116 48V49H117V48H119V49L117 50V52H113L114 55L111 56V54H110L109 57H108V56L105 57V58L102 57V59H101V57L99 56L100 53L98 52L99 49H98L97 47H96L97 49H96V48H92V47L96 46V45L94 44ZM101 41H102V43H103L104 46L101 45ZM113 41H114L115 43H114ZM143 41H144V42H143ZM145 41H147L149 44H148L147 42H145ZM149 41H150V42H149ZM161 41H162V43H160ZM221 41H222V42H221ZM230 41H231V42H230ZM246 41H248V43H246ZM256 41H257V42H256ZM43 42H44V43H43ZM51 42H52V43H51ZM67 42H69L68 45L66 44ZM87 42H88V43H87ZM90 42H91V44H90ZM97 42H99V43L97 44ZM120 42H121V43H120ZM127 42H129V43H127ZM130 42H131V43H130ZM139 42H140V43L142 42V43L139 44ZM151 42H153V43H151ZM156 42H157V43H156ZM223 42H224V44H222ZM227 42H228V44H227ZM241 42H242V43H241ZM262 42H263V43H262ZM13 43H14V42H13ZM50 43H51V44H50ZM79 43H80V44H79ZM86 43H87L88 45H86ZM92 43L94 44V46H93ZM137 43H138V44H137ZM143 43H144V46H142ZM166 43H167V44H166ZM219 43H220V44H219ZM229 43H230L231 46L229 45ZM249 43H250V44H249ZM0 44H1V42H0ZM40 44H41V47H40ZM78 44H79V48H80V49L78 48ZM82 44H83V45H82ZM89 44H90V45H89ZM106 44H107V45H106ZM110 44H111V46H110ZM116 44L119 45V46H116ZM125 44H127V45H129V46H127V45H125ZM135 44H136V45H135ZM150 44H151V45H150ZM162 44H166V52H165V50H164L165 47H164V45L162 46ZM221 44H222V46H221ZM251 44H252V45H251ZM253 44H254V45H253ZM7 45H8V44H6V46H7ZM13 45H14V46H13ZM13 45H12V46H13L14 48H16V50H17V49L19 50L20 47L17 48V46H20V45L15 46V43H14ZM48 45H49L50 47H52V48H50V50L46 51V47H48ZM91 45H92V46H91ZM114 45H115V46H114ZM133 45H134V46H133ZM138 45H141V47H143V50H141L142 48H141V49H138V48L140 47V46L138 47ZM145 45H147L148 47L145 46ZM202 45H204V44H202ZM202 45H201V46H202ZM210 45H211V49H212V50L210 49ZM224 45H225V47H224ZM233 45H235V46H233ZM242 45H243V46H242ZM245 45H248V46H245ZM249 45H250V46H249ZM90 46H91V47H90ZM105 46H106V47H105ZM125 46H126V47H125ZM136 46H137V47H136ZM154 46H155V47H154ZM157 46H158V47H157ZM160 46H162V47H160ZM167 46H168V48H167ZM212 46H213V47H212ZM226 46H227V47H226ZM240 46H241V47H240ZM1 47H2V46L0 45V50H1L0 53L2 54V53H3V50H2ZM13 47H12V49H14ZM66 47H67V50H66ZM81 47H82V48H81ZM85 47H86V48H85ZM87 47H89V49H88ZM108 47H109V48H108ZM120 47H121L122 49H121ZM130 47H132V48L130 49ZM150 47H151V48H150ZM153 47H154L155 51H153V50H154ZM159 47L162 48V51H161V49H160ZM174 47H175V46H174ZM215 47H216V49H217L218 51L215 49ZM229 47H230V48H229ZM237 47H238V48H237ZM246 47H247V49H248L249 47H251V48H249L248 50L244 51L243 49H244V48L246 49ZM252 47H253V48H252ZM260 47H261V48H260ZM24 48H25V49H24ZM40 48H41V49H40ZM73 48H75V49L77 48L78 50H76V51L74 52L75 49L72 50ZM90 48H92V49H94V50H95V49L98 50V51L95 50L96 53L94 52V54H96L97 57H96V55L93 54V51H94V50H91ZM106 48L108 49L107 51H105ZM126 48H129L130 52L128 51V49L126 50ZM136 48H137V50H136ZM144 48H147V49H148V50H147L148 52L145 51ZM149 48H150V49H149ZM163 48H164V49H163ZM203 48H205V47L203 46ZM219 48H220V50H219ZM226 48H227V49H226ZM240 48H241V49H240ZM3 49H4V48H3ZM7 49H8V46L6 47V51L9 52V49H8V50H7ZM26 49H27V50H26ZM47 49H48V48H47ZM82 49H83V50H82ZM87 49H88V50H87ZM103 49H105V50H103ZM120 49H121V50H120ZM123 49H124V50H123ZM132 49H133V51H132ZM151 49H152V51H150ZM156 49H158V50H156ZM159 49H160V50H159ZM214 49H215V50H214ZM224 49L226 50V52H224ZM239 49H240V51H239ZM251 49H252V50H251ZM256 49H257V50H256ZM16 50L14 49V51H16ZM18 50L14 53V54H17V52H18L17 57L23 52L22 50H20V54H19V51H18ZM35 50H36V51H35ZM89 50H91V51H89ZM135 50H136V51H135ZM139 50H140L141 52H145V53L147 52L145 55H147L148 57L145 56L144 53H140V52H139V54H141V56H140V55H138V57L134 56V55H137V53H138ZM163 50H164V53H166V54L164 55L165 57L162 58V56H163ZM228 50H229L230 52H229ZM242 50H243V51H242ZM249 50H250L251 52H250ZM261 50H262V52H260ZM21 51H22V52H21ZM25 51H24V52H25ZM72 51H73V52H72ZM86 51H87V52H86ZM110 51H112V52H110ZM149 51H150V53H149ZM160 51H161V52H160ZM178 51H179V52H178ZM212 51H213V52H212ZM227 51H228L229 53H228ZM235 51H236V52H235ZM24 52H23V54H24L25 56H27ZM38 52H39V53H38ZM50 52H51V53H50ZM89 52H90V54H89ZM97 52H98L99 54H97ZM108 52H110V53H108ZM152 52H154V53H152ZM155 52H156V53H155ZM158 52H159V53H158ZM170 52H171V54H170ZM182 52H183V49H182ZM203 52H204V53H203ZM241 52H242L244 55H246V56L244 57V55H241V54H242ZM244 52H245V53H244ZM246 52H248V53H246ZM257 52H258V53H257ZM36 53H38V56H39V55H40V56L38 57ZM66 53H68L69 55L66 54ZM72 53H73V54H72ZM128 53H129V56L131 55L132 57H133V56H134V57H133V58H131V56L129 57V56H128ZM130 53H131V54H130ZM132 53H133V54H132ZM151 53L154 54L155 56H156V55H157L158 57L160 56L159 58H161V59L158 60V59H157L158 57H157V56L155 57V56L152 55ZM160 53H161L162 56L159 55ZM167 53H168V57L171 55L172 58H171V56H170V59H168V57H166ZM218 53H219V54H218ZM226 53H227V54H226ZM232 53H233V57H235V58L238 59V60H236L235 58L232 57ZM235 53H236V54H235ZM237 53H239V54H237ZM256 53H257V54H256ZM43 54H42V55H43ZM70 54H71V55H70ZM76 54H75V55H76ZM182 54H183V53H182ZM212 54H211V55H212ZM223 54H225V55H223ZM247 54H249V56H248ZM21 55H22V54H21ZM21 55L19 56V58H21V59H23L24 61H26V60L24 59V58H26V57L22 55V56L24 57V58H22ZM72 55H73V57H71ZM87 55H88V56H87ZM91 55H93V56H91ZM125 55H127V56H125ZM187 55L190 56L191 54L189 55V52H187V53H186V56H187ZM216 55H218L217 58H216ZM226 55H227V56H226ZM94 56H95V57H94ZM151 56H152V57H151ZM213 56H212V57H213ZM228 56H230L232 59H230V57H228ZM240 56H242L243 58L240 57ZM247 56H248V59H247ZM262 56H263V58H262ZM14 57H15V56L13 55V59H14ZM51 57H52V55H50V58H51ZM92 57H94V58H92ZM110 57H111V58H110ZM126 57H128L127 59H129V61L126 59ZM135 57H136V59H135ZM143 57H144V58H143ZM145 57H146V58H145ZM150 57H151L152 60L150 59ZM180 57H181V56H180ZM194 57H195V56H194ZM194 57H193V58H194ZM221 57H224V58L220 59ZM239 57L241 58L242 61H239ZM249 57H250V58H249ZM257 57H258V59L260 58L259 61H258ZM19 58H18V59H19ZM99 58H100V60H99ZM130 58H131V60H133L132 62L130 61ZM139 58H140V59H139ZM142 58H143V59H142ZM147 58H149V59H147ZM154 58L158 61V63L161 62V63L163 64V66H164V64H166V63H164V62H165V61L167 62V60H166V58H167L168 61H170V62H168L169 65H173V66L171 67V69L175 68V69H174L175 71H173L174 73H173V72H172V73L175 74L174 76H178V75H179V76H178L179 78L174 77V76L171 74V72H170V74H169V78H170V79L166 76L167 74L164 76V77H167V78H165V80H164V79H161V78H164V77H161V75L163 76V75H164L163 73H165V72H162V74H161L162 68H164V67H166V66L162 67V66H161L162 64L159 63V64H160V65H159V68L161 69V70H160V69L158 68V63H157V62H154V61H156ZM207 58L210 59L208 62H207V60H208ZM13 59H11V60H13ZM18 59H17V60H18ZM26 59H28V57H27ZM32 59H35V58H32ZM32 59H31V56H30V59H28V60L34 61V60H32ZM41 59H40V60H41ZM66 59H65V60H66ZM85 59H84V61H85ZM134 59L136 60V62L134 61ZM153 59H154V60H153ZM162 59H163V61H164V59H165V61L163 62ZM206 59H207V60H206ZM225 59H227V60H225ZM249 59H250V60H249ZM14 60H15V59H14ZM23 60H19V61L21 62V63H19V64H18V62H17V67H19V69H21V67H20L21 65H20V64H24V63H25ZM28 60L26 61L28 64L25 63L24 66H26V65H27V66L30 65V62H28ZM40 60H39V61H40ZM47 60L49 61V57H47ZM65 60H64V62H65ZM81 60H82V59H81ZM87 60H88V59H87ZM98 60H99V61H98ZM138 60H140L141 62H142V60H143L145 64H144L143 62L141 63L140 61L138 62ZM146 60H147L148 63L146 62ZM171 60H172V61H171ZM177 60H178V61H177ZM181 60H182V59H181ZM205 60H206V61H205ZM214 60H213V61H214ZM221 60L225 63V64H224L225 66H224V65L222 66L223 62H220ZM224 60H225L226 62H225ZM229 60H230V61H229ZM243 60H244V61H243ZM245 60H246V61L248 60L247 68H245V66H246V65H245V64H246ZM15 61H16V60H15ZM22 61H23L24 63H23ZM35 61H34V63L31 64V66H30L31 68L33 67V68H32L33 73H32V71H31L30 73L33 74V75H35V74H34L35 72H37V73H38V72L40 73L41 71L44 72V71L41 70L40 68H39L40 71H36V70L38 69V67H36L37 69L34 68V66H35V65H34V64H35ZM79 61H80V60H79ZM90 61H89V62H90ZM113 61H114V62H113ZM127 61H128V62H127ZM174 61H176L175 64L173 63ZM210 61L212 62L211 65H212V64H214V65L211 66V65L209 64ZM227 61H228V64H226ZM237 61H238V62H237ZM254 61H255V62H254ZM257 61H258V62H257ZM262 61H263V62H262ZM10 62H11V61L9 60L8 63H10ZM62 62H63V60H62ZM69 62H70V63H69ZM89 62H88V64H90ZM111 62H113V63H111ZM116 62L118 63V68H119V69L121 68L120 70H118V68H116V67H117V63H116ZM130 62H131V63H130ZM134 62H135V65H133ZM153 62H154V66H153ZM171 62H172V64H170ZM233 62H235V63H233ZM239 62H240L241 64H242V62H243L244 65H242V66L244 67V70H243V68H240V69H239V67L241 66V64H239ZM260 62H262V64H260ZM1 63L3 64V62H1ZM66 63H64L65 65H62V66H60V67H63V69H64V67H66ZM82 63H83V65H82ZM85 63H86V61H85ZM104 63H105V64H104ZM128 63H129V64H128ZM137 63H139L140 65H136ZM146 63H147V64H146ZM207 63H208V64H207ZM220 63H221V65H220ZM230 63H231V64H230ZM232 63H233V64H232ZM251 63H252V64H251ZM61 64H62V63H61ZM61 64H60V65H61ZM86 64H87V63H86ZM86 64H85V65H86ZM111 64H113V65H111ZM114 64L116 65L115 67H114ZM119 64H120V65L122 64V65H124V66H119ZM130 64H132L133 69H137V68H138V70H136V72H133V69H132V71H131L130 69H131L132 67H131V66H128V65H130ZM148 64H150V65L148 66ZM151 64H152L153 68H152ZM179 64H181V63H179ZM206 64H207V65H206ZM229 64H230V65H234V64H235V65L233 66L234 69H233L232 66H230ZM259 64H260V65H259ZM33 65H34V66H33ZM96 65H97V66H96ZM107 65H106V67H107ZM141 65H145V66H143L144 70H141V69H142V66H141ZM174 65H175V67H174ZM205 65L207 66L206 68H205ZM209 65H210L211 67H209ZM238 65H240V66H238ZM256 65H257V66H256ZM24 66L22 65V68L25 69ZM81 66H82V67H81ZM125 66H127V67H131V68L127 69V68H125ZM137 66H138V67H137ZM139 66H141V67L139 68ZM156 66H157V68H158L160 71H158V69L156 68ZM215 66H216V65H215ZM229 66H230V67H229ZM242 66H241V67H242ZM250 66H251V67H250ZM259 66H260V67H259ZM40 67H41V66H40ZM83 67H84V69H82ZM97 67H98L99 69H98ZM106 67H105V69H107ZM148 67H149V68H148ZM154 67H155V68H154ZM161 67H162V68H161ZM114 68L116 69V71H115ZM123 68H124V72H125V73L123 72ZM145 68H146V69H145ZM151 68H152L151 71L153 72V74H152V72L150 71ZM181 68H182V66H181ZM207 68H208L209 70H207ZM211 68H212V69H211ZM216 68H217V69H216ZM249 68H251V69L249 70ZM33 69H34V70H33ZM63 69L61 68L60 70H63ZM73 69H69V70H71L70 72H72ZM108 69H107V70H108ZM113 69H114V70H113ZM126 69H127L128 72L126 71ZM156 69H157V70H156ZM176 69H178V70L176 71ZM205 69H206V70H205ZM210 69H211V70H210ZM229 69H230V71H229ZM245 69H246V70H245ZM257 69H258V70H257ZM259 69H260V70H259ZM66 70H64V71L66 72ZM74 70H73V71H74ZM140 70H141V71H140ZM154 70H156V72H158V73H157L158 75H160V74H161V75L158 77V75H156V72H155ZM179 70H181V71H180L181 74L178 73ZM199 70H197V71L200 72ZM212 70H213V71L215 70L214 72H217V73L211 72ZM231 70H232V71H231ZM242 70H243L244 73H245V72H248V73H245V75L243 76L244 78H243V80H242V82H241L240 79H242L243 72H242V75H241L240 71H242ZM251 70H253V71L255 70V71H254L255 73H254L253 71H251ZM19 71H20V70H19ZM22 71H23V69L21 70V74H20V75H23V74H25V75H24V76H20V75H18V76L20 77V79L23 78V77H25L26 75H30V73H28L29 71L27 72V70H25V72H27V74L24 73V71H23V72H22ZM45 71H46V70H45ZM121 71H122L124 74H123ZM129 71H130V72H129ZM134 71H135V70H134ZM137 71H139L138 73H140V74H138ZM146 71H147L148 73L151 72V75L148 74ZM171 71H172V70H171ZM233 71H234V72L237 71L236 73H238V72H239V73H238V74L234 73V74H235V77H234V75L232 74ZM257 71H258V72H257ZM2 72H3V71H2ZM42 72H41V73H42ZM46 72H47V71H46ZM46 72L42 73L43 75L45 74L44 76H41V73L38 74L37 76H41V77H44V78H45V76H46ZM78 72H79V73H78ZM85 72H86V73H85ZM96 72H97V71H96ZM96 72H95V73H96ZM99 72H101V74H100ZM114 72H115L117 75H120V73H122L123 75H125L126 72H127V74L125 75V77H124V76H121V75H120V76H117ZM117 72H118V73L120 72V73L118 74ZM142 72H145V73H142ZM159 72H160V73H159ZM176 72H177L178 74H176ZM182 72H183V71H182ZM249 72H250V73H249ZM6 73H7V72L4 71V74H6ZM131 73H132V74H133V73H134V74L136 73V77H135L134 74L132 75ZM154 73H155V74H154ZM206 73H207V74H206ZM260 73H261V74H260ZM10 74H12V73H10ZM99 74H100V75H99ZM129 74H131V76H130ZM137 74H138V75H137ZM141 74H142V75H141ZM144 74H145V75L148 74V75H150V76L146 75L145 77H147V76H148V77L142 79V77H144ZM199 74H200V73H199ZM199 74L197 75L198 78H199V76H200V78L203 79V78H204V74H203V77H201L202 75H199ZM239 74H240L241 76H240ZM259 74H260V77L256 76V75H259ZM6 75H7V74H6ZM6 75H5V76H6ZM64 75H65V74H64ZM74 75H75V76H74ZM153 75H156L157 78H159V79L156 78L158 81H157L156 79H154L156 76L153 78L154 80L152 79ZM170 75L173 76L174 78L171 77ZM181 75H182V76H181ZM236 75H238V76H236ZM246 75H247V77H246ZM249 75H250V77H249ZM252 75H253V77L256 76V78L254 77V80H253V78H252ZM0 76H1V77H0V83H1L2 73H1ZM65 76L69 77L68 75H65ZM81 76H82V75H81ZM90 76H91V77H90ZM109 76H112V77L110 78ZM115 76H117V80L113 78V77H115ZM127 76H128V77H127ZM133 76H134V77H133ZM137 76H138V77L140 76V77L137 78ZM180 76H181V77H180ZM232 76H233L234 78H231ZM239 76H240V78H238ZM261 76H262V77H261ZM28 77H29V76H28ZM28 77H27V79H28ZM31 77H32V76H31ZM41 77H38V79H42ZM72 77H71V78H72ZM74 77H76V78H74ZM89 77H90V78H89ZM119 77H121V78L123 77V78L121 79V81H119V80H120ZM132 77H133V78H132ZM150 77H151V80H153V81H148V80L150 79ZM16 78H17L18 80H17V79H16V80L14 79L13 81H20V79H19L18 77H16ZM25 78H26V77H25ZM33 78H37V77H36V76H35V77L33 76L31 79H33ZM61 78H63V77H61ZM81 78H84V76H83V77H79V78L77 79V80H78V81H77V84H79L78 87H80V83H79V82L82 81ZM96 78H99V79H96ZM108 78H109V80H110V79H112V80H110V81L107 80V81H108V82L106 81L107 83H106V82L104 83V81H102L103 79L106 80V79H108ZM115 78H116V77H115ZM125 78H126V79H125ZM135 78H137V79H135ZM176 78H177V79H176ZM196 78H197V77H196ZM198 78H197V80H200V79H198ZM245 78H246V79H245ZM29 79H30V77H29ZM29 79H28V80H29ZM79 79H81V81H79ZM113 79H114V81H116V85H117L118 88L115 87L116 85H113L114 82H113V83L111 82V81H113ZM118 79H119V80H118ZM123 79H124V80H123ZM127 79H129V80H127ZM145 79H146V80H145ZM166 79H167L168 81H166ZM172 79H173V81H172L173 83H171V81H170V80H172ZM174 79H175V80H179V82H177V83H179V85H176ZM215 79L217 80V83H216ZM218 79H219V81H218ZM233 79H237V80H233ZM238 79H239V80H238ZM249 79H250L251 81H250ZM257 79H258V80H257ZM33 80H36V79H33ZM33 80H32V82H31V81H28V82H29V83L31 82V83L33 84V83H34ZM122 80H123V82H122ZM126 80H127V81H126ZM134 80H137V81H134ZM138 80H139V82H138ZM141 80H142V81H141ZM143 80L147 81V83H146L145 81H143ZM155 80H156V82H158V83H157V86L155 85V84H156ZM160 80H163V82H161V83L159 84V81H160ZM255 80H256V82H255ZM22 81H23V79H21V82H22ZM24 81H25V79H24ZM24 81H23V82H24ZM42 81H44V80H42ZM42 81H41V82H42ZM66 81H67V80H66ZM117 81H118V82H117ZM128 81H129V82H128ZM165 81H166V82H165ZM185 81H187V83H188L189 85L186 84ZM214 81H215V82H214ZM238 81L241 82V83L236 84V82L238 83ZM249 81H250V82H249ZM259 81H262V82L259 83ZM26 82H27V81H26ZM26 82H25V83H26ZM41 82H40V80H38V83H37V81H36V84H33V87H32V84H30V85H31L32 89L36 87L37 89H39V90L41 91V87H37V86H40ZM72 82H73V81H72ZM82 82H83V81H82ZM95 82H96V81H95ZM95 82H94V83H95ZM119 82H120V83H119ZM130 82H131V83H130ZM149 82H150V83H149ZM154 82H155V84H153L154 87H152V86H153L152 83H154ZM164 82H165V84H167V83L170 82V84L165 85V84H163ZM219 82H220L221 84H219ZM244 82H246V83H248V84H246V83H244ZM251 82H252V83H251ZM254 82H255V83H254ZM16 83H17V82H16ZM16 83H15V84H16ZM18 83H19V82H18ZM65 83H66V82H64V84H65ZM75 83H76V82H75ZM75 83H74V84H75ZM84 83H85V81H84ZM89 83H90V85H88ZM103 83H104L105 85H106V84H109V85H110L111 83H112V84H111L110 86H109V85H106V86H105ZM118 83L121 84V85H118ZM129 83H130V84H129ZM132 83H134V86H133L134 88L132 87V85H133ZM144 83H145V84H144ZM250 83L253 84V85H251ZM257 83H259V87H258V84H257ZM4 84H5V86H7L9 83H8V84H6V83L0 84V90H1V87H2V86L4 87ZM12 84H13V82L10 83L8 86L10 87V85H12ZM23 84H24V83H23ZM27 84H28V83H27ZM77 84H76V85H77ZM96 84H92V85H96ZM98 84H99V85H98ZM114 84H115V83H114ZM123 84H125V85H123ZM127 84H128V85H127ZM131 84H132V85H131ZM141 84H142V86H143L144 88H141V89H140V87H141L140 85H141ZM143 84L146 85V86H144ZM149 84H150V85H149ZM162 84L165 85V87H164ZM193 84H194V85H193ZM240 84H241V88H239V87H240ZM244 84H245L246 86H245ZM255 84H257V85H256L257 88H258L257 90H259L257 93H256L257 90L255 89ZM260 84H261V85H260ZM16 85H18L17 88H18L20 91H19L18 89H17V90H18L20 93H18V91L16 92V90H14V89H16V86H15V85L12 86V87H15L14 89H12V88H11V89L8 88V89H10L11 91L14 90V92L12 91L13 93H11V91H10V90H7L6 88H5L6 90L2 88V89L5 90L6 92L11 93V94H12V97L15 96V97L12 98V97H11V94L8 93L7 95L10 96V97L6 98V97L4 96L5 98H4V99L2 98V100L0 101V103L2 104V105L0 104V107H2V109L0 110V114L2 113L1 115H3V117H5V119H4V118L1 117V115H0V117H1V118H0V121H1V122H4V124H5V122H6L7 120H9V119L12 120V121H13V120H14V121H16V120L19 121V120L22 119L23 117L26 118V116H27L28 114L31 113L30 111H31V110L33 111V109L35 108V104H37L36 102H38V99H39V97L37 96V93H38V92L40 93L39 90H37V93H36V90L33 89V90H35V94H34L33 91H30L31 89H29V88H31V87H29V86H30L29 84H28V86H27L26 84H24V85H26V87H29V88H26L24 91H22L24 88H21V86L19 87V84H16ZM24 85H23V86H24ZM35 85H36V86H35ZM65 85L68 86V83H66ZM112 85L115 87V89H114V87H113ZM126 85H127V86L130 85V86L127 87ZM137 85H139L140 87L138 88ZM170 85H171V86H170ZM237 85H239V86H237ZM248 85L250 86L249 89L247 88V87H249ZM23 86H22V87H23ZM34 86H35V87H34ZM101 86H102V87H101ZM103 86L108 87V88H105V87H103ZM111 86H112V87H111ZM121 86H122V87H121ZM125 86H126V87H125ZM168 86H170V87H168ZM172 86H173V87H172ZM174 86H177V87H178V88H177L178 90H176V89H175L176 87H174ZM186 86H188V87H187L188 89H190V88L193 89V86H196V87H195V91H194L195 94H193L194 92H192L191 90L189 91V92H192L191 94H189V92H188L187 94H185V93L187 92V90H188V89L186 88ZM260 86H261V88H260ZM88 87H90V88H88ZM109 87H111V88H109ZM147 87H149V88H147ZM159 87L162 88V89L165 88V89H164V92H165V93L162 92L161 89H159L160 92H162V93L164 94V96H165L168 92H169V94H170L171 92H173V89H175V90H174V93H173V95H174L175 97H173L172 94H171L172 96L168 94V95H166L165 97H163V95H162L161 93H159V91H157ZM167 87H168L169 89L172 88V91H171V90H170V91H167V89H168ZM207 87H208V88H207ZM219 87H220V86H219ZM244 87H245V88L247 89V91L250 92V93H248V92L245 91V90H244V92H243L242 88H244ZM253 87H254V88H253ZM100 88H103V89H100ZM122 88L125 89V90L123 91ZM130 88H131V89H130ZM135 88H136V89H135ZM150 88H151V90H150ZM152 88H154V89H152ZM156 88H157V89H156ZM166 88H167V89H166ZM181 88H184L183 91H182ZM185 88H186V89H185ZM201 88H202V89H201ZM223 88H224V90H222ZM245 88H244V89H245ZM251 88H252V90H250ZM84 89H85L88 93H87V92H84V91H85ZM107 89H109V90H107ZM111 89H112L113 91H112ZM116 89H117V91H116ZM126 89H128V91H129V89H130L131 92H128V95H129L130 97H129V96H125V97H124V95H126V93H127V90H126ZM132 89L135 90L136 92L138 91V94L133 95V94L136 93V92H135V91H132ZM137 89H139V90H137ZM146 89H147V90H146ZM180 89H181V90H180ZM196 89L198 90L197 92H196ZM254 89H255V91H254ZM260 89H261V90H260ZM27 90H29V91H27ZM58 90H59V89H58ZM74 90H75V92H76V91H77V92L74 93V92H73ZM90 90H92V92H94V93H91ZM103 90H104V91H103ZM106 90H107V92H106ZM110 90H111V91H110ZM140 90H141V91H140ZM142 90H144V91H142ZM152 90H153V91H152ZM179 90H180V91H179ZM184 90H185L186 92H185ZM199 90H200V92H199ZM233 90H232V92H233ZM249 90H250V91H249ZM5 91H3V92H5ZM95 91H97L99 94H98L97 92L95 93ZM119 91H121V93H119ZM149 91L152 92V95H151L152 97H153L154 94L156 95L157 92L159 93V94H157L158 96H160V97L162 96L163 99H159L160 97H158V99H156L157 96H156V97L154 96V100H157L156 102L158 103V104L155 103L156 105H158V109H157V106L153 104L154 102L151 103L150 100H152V101H154V100H153V98L151 99V97H150V95H149V94H151V93H150ZM156 91H157V92H156ZM175 91H178L179 93H177V92H175ZM201 91H202L203 93H202ZM206 91H207V94H208V92H209V94H208V95H209V98H207L208 95L205 93ZM220 91H221V92H220ZM260 91H261V92H260ZM0 92H1V91H0ZM6 92H5V93H6ZM24 92H25V93H24ZM27 92H28V93H27ZM30 92H31L32 94H31ZM80 92H81V93H80ZM89 92H90V94H89ZM101 92H102V94H101ZM105 92H106V94H104ZM117 92H118V93H117ZM139 92H140V96H139ZM142 92H143V94L146 92V93L144 94V95L146 96V98H145V96L142 94ZM155 92H156V93H155ZM182 92H183V95H182ZM184 92H185V93H184ZM198 92H199V93H202V95L199 94ZM245 92H246V95H244ZM254 92H255V93H254ZM259 92H260V93H259ZM15 93H16V94H15ZM241 93H244V94L241 95ZM253 93H254V94H253ZM73 94H74V95H73ZM85 94H87V96H86ZM91 94H94V95L97 94V95H95V97H96V96H99V97H96V98H99V100L96 99L95 97H93L94 95H91ZM103 94H104V95H103ZM107 94H109V95H107ZM110 94H111V95H110ZM121 94H122V95L124 94V95L122 96ZM147 94H148V96H147ZM179 94H180V96H179ZM196 94H199V95H196ZM249 94H250V95L253 94L254 96H255L256 94H258V95H256V96H257V97H256V98H257V101H256V104H255L254 107H252V106H253V104H254V102H255L256 99L253 98V97H254L253 95H252L253 97L250 98L251 96H250ZM0 95H1V94H0ZM18 95H19V96H18ZM25 95H27V96H25ZM38 95H39V94H38ZM62 95H63V94H62ZM72 95H73V96H72ZM105 95H106L107 97H106ZM118 95H120V96L118 97ZM131 95H132L133 97H132ZM177 95H178V99H177L176 102H175V101H173V98H174V99L177 98V97H176ZM192 95H193V96L195 95V99L191 101L190 98H192V97H190V96H192ZM200 95H201V97H202L203 99H201ZM206 95H207V96H206ZM240 95H241V97H240ZM248 95H249V96H248ZM17 96H18V97H17ZM23 96H24L25 98H24ZM34 96H36V97L34 98L35 100H34V99H31V98H33ZM83 96H85V97H83ZM88 96H89V98H86V97H88ZM101 96H102V97H101ZM104 96H105V97H104ZM109 96H110V97H109ZM111 96H112V97H111ZM113 96H114V98H115V96H116V98L118 97V98H117L118 100H117L116 98L114 99ZM136 96H137V97H136ZM169 96H170V97H169ZM184 96H185V97H189V101H191V102L196 101L198 97H200V99L203 100V102H204V104H201V105H200L199 103H202V101L200 102V99L198 98V101H199V102L197 103V104H199L198 106L204 108V109H203V108H200V107H199V108H200V109L198 108L199 110H197V108H196V106H197L196 103H194V104H196V105H194V104H192V103L190 102L191 106L194 105V106H195L194 108H196L195 110L198 111V112H196V114H195V113H192V114H195V115H194L195 118H194L193 116H191L192 118L189 117L190 120H191V122H190L189 120H188V121H189V123L192 124V125H191L192 127H193V124H195V123H194V120H193V123H192V119H195V122H196V121H199V122H197V124H195V125H199V126H200L199 129H196V130H200V128H201V130L199 131V133H197L198 131L196 132V130H193V129L198 128V126L192 128V130H193L195 133H193V131H190V132L193 133V134L190 133V134H191V137L188 136V135H190V134H189V131L186 132V133H185V136H186V138H188V140L191 139V142H192L193 140L195 141V139L192 140V138L195 137V136H197V138L195 137V138L197 139V140H196L197 142H198V140H199L200 143H201V141L204 140V141H202V142H205V143H206V142H208L209 140H211V141L208 142V143H210V146H211V144H212L211 142H214L213 139L216 138V136L214 137V135H215V134H216V135H217V134L219 135L221 132L228 131V127H230V128H229V130L231 131V132L229 131V132H230V137H229V136L227 137V134H229V132H227L226 135H225V133H224V134L222 133V134H223V137H222V135L220 136L222 139L217 135L218 140H220V139H221V140H226V138L229 140V138H230V140L228 141L229 143L227 142V143H228V146H227V143H226L227 140H226L225 142H223V141H221V140H220V141H217V138L215 139V141H216L217 143L219 142V148H220V146H222V145L220 144L221 142H222V143H225V145L223 144L224 146L222 147L223 149L221 148V150H224L226 147H228L226 150L223 151V153L221 152V150H220L221 153L219 152V150H217V151L220 153L221 156L218 155V154H219L218 152L216 153V149H219V148H218L216 145H214V144H212V145H213L212 148L214 149V147L216 146L215 149H214L215 151H214L209 145L206 146L207 143H206V144L203 143V144L206 146V147H205L203 144H197V143H195L194 141H193L194 146H195V144H197V145L195 146V149H193V148H194V146H192L193 143H190V145H191L192 147H191V146H190L189 148L187 147L188 149H191V148H192V149L194 150V152H195V150H199V149L201 148V146L203 145V146H202V149L205 147V149H203V153H204V151H205V150L207 149V147H208V149H211V151H209V150L207 149V152H206V153H209L211 156H213V162H214L215 159H217V158L214 159V156H215V155H216V157H217V155L220 156V157L217 159V160H219V162H220V161H222V160L224 159V156H225V153H226V155H227L228 157L225 156L226 158L223 160V161H225V163L223 162L224 164H222V162H220L222 165H224V166L226 165V166H225V168H226L225 171H224V166H223V168H221V167H222L221 164L219 163V165H218L217 161L215 160L216 164L219 166V167H217V165L215 164L216 167L219 168L220 170H223V171H224V174H223L222 171H221V172H220V171H217V168L214 166V167L216 168V171H217L216 173H219V172H220L221 175H223L222 178H220L221 176L219 177L218 174L215 175V170H214L215 168H212L213 166H212L211 168L208 167V166L213 165L215 162L213 163V162L211 161V160H212V159H211L212 157L209 158V154H208V156H206L208 160H205L206 157L202 155L203 153H201V152H202V149L199 150V151H201V152H199V151L197 152V151H196L195 154H194V156H193V154H192V153H194V152H193V151L190 152L192 149H191L190 151H188V149H186L185 152H184V154L182 153L183 155L180 153V152H182V151H181L180 144H181V146H182V145L186 142V144L189 146L188 143L190 142V141H189V142L187 143L188 140H186V138H185V136H184V133L182 132V131H187V129L184 128L183 125H185L188 121L186 120V122H183L184 119H182L183 117H181V116H183V115H182V114H183L182 111L180 112V110H179V113H181V114H180V115H177V114H179V113H177V112H178V109H177V108H180V106H181V105H180V104H181V100H180V99H181L182 97L184 98ZM203 96L206 97V99H208L209 102H210V100H212V101L215 102V104L213 103V104H214V107H211L212 110H215V112H213L212 110H210V105H211V104L208 105V102H206L207 100L204 99ZM243 96H246V97L248 96V97L250 98V100L253 101L252 103H251V101H250V103H251L252 105L249 103V100H248L249 98L246 99V98L243 97ZM0 97H1V96H0ZM26 97H27V98L30 97V98L27 99ZM69 97H70V99H67V98H69ZM74 97H73L72 99H74ZM80 97L83 98V99L86 98V99L88 100V102L86 101V99L83 101ZM90 97H91V98H90ZM100 97H101L102 99H100ZM103 97H104V99H103ZM121 97H123L124 99H123V98L121 99ZM139 97H140V99L138 100ZM142 97L144 98V100H146L147 98H149V99H147V100L150 101V104H148L149 102H148V103L146 102L147 100L144 101V104H142V105L145 106V107H143V108L146 109V104H148V106H149V105L152 106V108H151L150 106L147 107L148 112H151V111L153 110V108H154L153 106H155V109H154V110H155V111L158 110L157 112H159V113H157V112L154 111V112L156 113V116H157V117H155V115H154L155 113L152 111L151 113H149V114H150V117L152 116V113H153L154 116H152V118H149V120L147 119V117H148L149 115L146 114V113H148V112H146L145 110H143L142 105H141V103H143V102H142V101L140 102V100H142V99H141ZM179 97H180V99H179ZM215 97H217V95H215ZM220 97H223L224 99H226L227 102L224 100L226 103H225L224 101H222V102H224V103H222V102L220 101V99L222 100V98H220ZM259 97H261V100H260ZM15 98H16V99H15ZM23 98L25 99V100H24V103H23V100L20 101V100L23 99ZM125 98H126V99H125ZM130 98H131V99L133 98L134 100H133V99L131 100ZM165 98L168 99V100H167L168 102H167L166 104H168V105L171 104L170 108H169V106H168V108H167V107H166L167 105L165 104V107L167 108V110L170 109L169 111H171L172 108H173V105H174V107L177 106L176 108H173V110H172V114H173V115L176 114V116L174 115V116H175L174 118H176V119H175V121H176L175 123H176V124H179V127H178V126H173V125H175V124H172V122L174 123V118H172L173 115L171 114V116H170V115L168 116V114H170V112H167V110H166V111H163V110H165V109H164L165 107H163L162 102H163V104L166 102V99H165ZM169 98H171V100H170ZM193 98H194V97H193ZM193 98H192V99H193ZM233 98H234V96H233ZM240 98H241V99H240ZM244 98H245V99H244ZM7 99H8V100H7ZM17 99H18V100H17ZM30 99H31L32 101H31ZM66 99H67V100H66ZM78 99H79V100H78ZM91 99H92V101H93V100H95V101L92 102ZM107 99H108V100H107ZM234 99H235V98H234ZM243 99L245 100V102L242 104V101H241V100H243ZM4 100H5V101H4ZM13 100H14L15 102H14ZM27 100H28V102H27ZM96 100H97V101H96ZM102 100H104V101H102ZM125 100H127V102H126ZM158 100H159V102H158ZM162 100H164L165 102L162 101ZM169 100H170V103H169ZM239 100H240V101H239ZM244 100H243V101H244ZM247 100H248V101H247ZM258 100H259V102H258ZM8 101H9V102H8ZM12 101H13V102H12ZM34 101H35V102H34ZM82 101H83L84 103H82ZM90 101H91V102H90ZM109 101H111V102H109ZM116 101H117V103H119V104H117ZM124 101H125V102H124ZM129 101H132V102H133V101H134V102L136 101V102H137L136 104L139 103V104H140L139 106H137V105H132V106H134V108H135V107H138L139 111L136 110V109H134V108H132L131 105H130L132 102H129ZM160 101H161V102H160ZM179 101H180V103H179ZM219 101H220L221 104H224V106H222V105L219 103ZM229 101H230V102H229ZM246 101H247V102H246ZM7 102L9 103L10 106H11V103H13V105L15 104L14 107H13V105H12L11 107H10V106H7V105H8ZM19 102H20V103H19ZM31 102H32L33 105L31 104ZM64 102H65V103H64ZM85 102H86V103H85ZM95 102H96V103H95ZM102 102H103V103L105 102V105L108 103L110 107H109L108 105L105 106ZM121 102H122V103H121ZM134 102H133L132 104H135ZM173 102H175V103L172 104ZM239 102H241V103H239ZM25 103H26L27 105H26ZM52 103H53V104H52ZM88 103H90V104H88ZM111 103H115V106H114V104L112 105V106H114L115 108H116L117 105H118V107H120V108H118V109L116 108V109H115L114 107H112V106L110 105ZM123 103H124V105L126 104V105H125L126 107L123 106ZM127 103H128V104H127ZM145 103H146V104H145ZM160 103H161V105H162L163 108H161V105H160V107H159V104H160ZM176 103H177V105H175ZM205 103H207V105H206L207 108L204 106ZM210 103H211V102H210ZM227 103H228V105H227ZM229 103H230L231 105H230ZM237 103H239V105H240V108H239V109H241V112H243V109H244V111H246L245 114H244V113L241 114V112H240L239 115L241 116V115L244 114L243 117L247 115L248 118H247V116L244 117L245 119L247 118V120H248L249 118H251V117H249V116H253L250 120H252V119L254 118V116H255V115L253 114L254 112L252 113L253 115H251V114L248 115V114H249V113H247L248 111H249V112H250V110H251V111H256V110L259 111V110H261V111H262V109H263V111L261 112L262 114H261V113H258V114H261V118L259 117L260 115H258L257 112H256L255 114L258 115V118H257V116H256V119L254 118L255 120H252L251 122H250V120H249V122H250L251 124L248 123L247 121H244V122H247V124L251 127L252 123L255 122L257 119L261 120V123H260V121H257V122H256L257 124L255 125V123H254V125H253L254 128H255V126L258 127V128H255V129L258 130V132H257V130H254L253 127L250 128L251 133H252L253 135H254V134H256V135L253 136L252 134H250V130L248 129L249 126H248L246 123H244L240 118L235 117V116H239L237 112L240 111V110H238V107H237L238 104H237ZM245 103H247V104H245ZM258 103L260 104V105H259L260 109H259V107L257 106ZM18 104L21 106V109L19 108L20 106H19ZM22 104H23V105H22ZM85 104H86L87 106H85ZM95 104H96V105H95ZM100 104H101V105H100ZM120 104H121V105H120ZM213 104H212V106H213ZM241 104H242V105L245 104V105H244L245 107H247L246 105H248L249 108L247 107V108H248V109H247V108H245L244 106H242ZM28 105H29L30 107H29ZM89 105H91V108H90ZM93 105H94V106H93ZM128 105H129V107H131L130 109H129ZM178 105H180V106L178 107ZM217 105H218V107H219V105H220V106H221L220 108H221L222 110H225V108H226V110L223 111V112H225V114H226V115L224 114L225 116H227V114H229V116H228L227 118H226L223 114L220 115L219 112H221V113H223V112H222L221 110H218L219 108L217 107ZM233 105H234V108L232 107ZM250 105H251V107H252L253 109H254L255 107H257V108L254 109V110H252V108L250 107ZM263 105H264V102H263ZM15 106H16V107L19 106V107H17V109H16ZM84 106H85V107H84ZM140 106H141V107H140ZM208 106H209V109H208ZM226 106H228V107H226ZM230 106H231V108H232L231 111H232L233 109H235V108H236V109H235V111L233 110L234 115H232V121H233V122L231 123L232 125L230 126V124L227 123V124L229 125V126H228V125L226 124V122H231V121H230V120H231L230 113H232V112L229 111ZM235 106H236V107H235ZM5 107H6V111H7V112L10 111V110H11L10 108L13 107L12 110H13V112H16V113L13 114V112H11V111H12V110H11V111H10L11 113L8 112V114H7L6 111H3V110H5ZM26 107H27V108H26ZM33 107H34V108H33ZM55 107H56L57 109H56ZM86 107H87V108H86ZM104 107H106V110H105ZM123 107H124V109H123ZM139 107H140L142 110H140ZM171 107H172V108H171ZM215 107H216V108H215ZM222 107H224V109H223ZM241 107H242L243 109H242ZM7 108H8V109H7ZM50 108H51V110H50ZM53 108H54L55 110H54ZM110 108H111V109H110ZM126 108H127V109H126ZM148 108H151L152 110L150 111V109H148ZM160 108H161L162 110H161ZM192 108H193V107H192ZM227 108H229V109H227ZM9 109H10V110H9ZM14 109H16V111H15ZM18 109H19L20 111H17ZM22 109H23V110H22ZM63 109H64V110H63ZM112 109H114L115 112H116L117 110H119V111H117V112H119V113L116 112V113L119 114V115H120L121 113L124 114V112L126 111V112H125L126 115H124V116H126V117L128 116V114H129V115H130V114L133 115V114L135 113V111H136L135 115H133V116H135L136 118H134V117L132 116V117L134 118V122H135V121H137V122L140 121V120H137V119H138V118L141 119V118H142L141 116L145 114V116H146V117L144 116V119L146 120L145 122H148V121H149V124H150V123L153 122V121L150 122V119H152V120L155 119L154 123L158 121V124H159V122H160L159 125H161V126H162V124H163L164 121H165L164 118H166V116H168V118H166V119H168V121L166 120L167 122H165V124H166V123L168 124V125L166 124L167 127H166V126H162V127L164 128V129H163L161 126H158V125H157L158 127L155 126L157 129L161 127V128L164 130V132H166L165 130H167V132H166L167 134H166V133L163 134L164 132L162 131V135H164V136H166V135H170L169 137H167V136H166V137H163V138H166V139L168 138V139H167L168 142L166 141V143L164 142V141H165V140H164V141H163L164 143L162 142V144H161V141L163 140V138L160 137V136H162V135H160L161 132L158 131L159 129L157 130V131H158V134L160 135V136H158V137H159L160 139L162 138L161 141L159 140V141H160L159 143H158V141H157L158 137H157V139H155V138L153 139V138H152L153 136L147 135L149 132H150L149 134H151L153 131H156V128L154 127V125H156L157 123H156V124H154V123L150 124V127H151V128L146 127V126L148 125L147 123L145 124V126H143L144 124H142L143 122H141V121H143L144 119H141L140 123H141V125L143 126L142 129H141V132H142V134L144 133L143 136H144L145 138L148 136V137H149L148 140H150V138H152L151 140H153V141L156 140L158 144H160V145H164V146L156 145V144H157L156 141H155L156 144L152 141L151 143H154V145H151L150 142H149L148 145L150 144L151 146L154 147V148L152 147V148H153V151H154V150H157L158 152H157V151H155V152H157L158 154L164 152V154H161L162 157H164L163 155H165V157H166V155L169 156L170 154H172V157L169 156V158L167 157L168 159H166V160H165V158H162V159L159 160V158H161V157H159L160 155H158V154L155 153V152H151V151H152L151 148H150L151 146H150V147L148 146L149 149L151 150V151H149V150H148V147H146V146H147V143H146V144H142L141 141H139V139H138L139 137H138V136H140V135H142V134H141V132H140V133H139L140 135H137V133L139 132L141 126H140V124L134 123L133 120H132V119H133L132 117H131V120H132V121L130 120L131 122H130L129 120H127V118L124 117L127 121L130 122V125H129V124L127 125V124L125 123V121H126V120H125V121H123V124L125 123L124 125L127 126V128H126L125 126H122V129H123L124 127H125L126 129H128L127 131L130 133V135H132V134L135 135V134H136L137 136H136V135H135V136L138 137V138H136L134 135H132V136L135 137L136 140L138 139L139 142L136 141L133 137H131V139H130V138H129V137H130V136H129V133H128L127 131H125V128L123 129L124 131H122V130H118V129H119L118 127H119V125H120L119 123H121V121H122V120H118V118H119V119H120V118L123 119V118H122V115H123V114L121 115V117H119V115L117 116L116 113L114 112L113 114H115L116 116H115V115L112 116V115H111L112 113L110 112ZM120 109H121V110H120ZM122 109H123V110H122ZM125 109H126V110H125ZM128 109H129V111H131L132 109H134V111H133V112L131 111L132 113H131V112L129 113V111H128V114H127V110H128ZM156 109H157V110H156ZM176 109H177V111H176ZM201 109H203V110L205 111V113L207 112L206 114H208V111H210V114H212V113H211V111H212L213 113H216V114H217V119H218L220 116H222L223 119L219 118L221 121L218 119V123L216 122L217 120H215V122H214V119H213L214 117L211 116V115L209 114V117L212 118L211 122H209V123H208V122H204V118H205V121H207V120L209 121L211 118L208 117V118H209V119H208V118H207L208 115H207V116L205 115L206 117L202 118V117L204 116V114H202V113H204V111L201 110ZM206 109H208V110H206ZM245 109H247V110H245ZM258 109H259V110H258ZM21 110H22V113H21ZM29 110H30V111H29ZM52 110H53V111H52ZM86 110H88V111H86ZM114 110H112V111H114ZM159 110L163 111L164 113H168V114H166L165 117H164V115H163L164 113L161 114V111H159ZM200 110L202 111V113L200 112ZM216 110H218L219 112H218V111L216 112ZM227 110H228V111H227ZM237 110H238V111H237ZM2 111H3L4 113H3ZM23 111H24V112H23ZM106 111H109V114H110V113H111V114L107 116V115H106ZM122 111H124V112H122ZM141 111H143V113H142ZM144 111H145L146 113H144ZM174 111H175V112H174ZM236 111H237V112H236ZM17 112L21 113V114H20L21 116H20L19 113H17ZM25 112H26V113H25ZM55 112H56L57 114H56ZM87 112H89V113H87ZM120 112H121V113H120ZM137 112H138V113H141V116H140V114H137ZM194 112H195V111H194ZM199 112H200V113H199ZM226 112H227V113H226ZM235 112H236V113H235ZM197 113H199V114H197ZM233 113H232V114H233ZM246 113H247V114H246ZM250 113H251V112H250ZM23 114H24V115L26 114V115L24 116ZM107 114H108V112H107ZM159 114H161V115H159ZM192 114L190 113V115H192ZM201 114H202L203 116H202ZM236 114H237V115H236ZM4 115H5V116H4ZM10 115H12L11 118H10ZM14 115H15V118H14ZM83 115H82V116H83ZM95 115H96V114H95ZM97 115H96V116H97ZM136 115H137V116H136ZM147 115H148V116H147ZM162 115H163V116H162ZM196 115H198V116L201 115L202 117H200V119H203V121H201L200 119H198L199 117L196 118V117H197ZM213 115H215V114H213ZM6 116L8 117V119L6 118ZM105 116H107V117L105 118ZM109 116H110V118H111V116H112L113 118L116 117V118H114V119H116V121H117L118 123L115 124V123H114L115 120H114L113 118L110 119ZM139 116H140V117H139ZM160 116H162V117H160ZM177 116H178V118H177ZM179 116H180L181 118H180ZM218 116H219V117H218ZM262 116H263V117H262ZM91 117H92V116H90V119H91ZM117 117H118V118H117ZM154 117H155V118H154ZM159 117H160V118H163V120L160 119L161 121H159V120L156 121V118H159ZM215 117H216V116H215ZM224 117L227 119V121L225 122V124L222 123L223 120H226V119H224ZM229 117H230V118H229ZM233 117H234V119H233ZM243 117H241V118H243ZM24 118H23V119H24ZM108 118H109V120H108ZM170 118H172V119L170 120ZM187 118H188V117H187ZM189 118H188V119H189ZM228 118H229V119H228ZM235 118H236V119H237V118L240 119V120H239V123H238L239 125H240V123H241V125H242V124H244V125L246 124V125H247L246 128H244V129H245V130H244L245 132H246V130H249V131H247L246 133H244L243 130L241 131L240 129H242V126L240 125L239 127H237V126H238V124H237L238 119H237V121H236ZM262 118H263V119H262ZM1 119H3V121H2ZM23 119H22V121H23ZM57 119H59V118L56 117V119L54 118L53 120H57ZM95 119L92 118L93 121H95ZM101 119H102V120H101ZM128 119H130L129 116H128ZM135 119H136V120H135ZM196 119H198V120H196ZM206 119H207V120H206ZM5 120H6V121H5ZM10 120H9V122H12V121H10ZM24 120H25V119H24ZM49 120H51V119H49ZM110 120H112V122H111ZM113 120H114V121H113ZM147 120H148V121H147ZM172 120H173V121H172ZM178 120H179V122H178ZM243 120H244V119H243ZM22 121H21V122H22ZM99 121H100V122H99ZM127 121H126V122H127ZM171 121H172V122H171ZM235 121H236V123H235ZM262 121H263V122H262ZM9 122H7V123H9ZM108 122L111 123V124L108 125V124H109ZM145 122H144V123H145ZM161 122H162V124H161ZM170 122H171V123H170ZM177 122H178V123H177ZM200 122H204V124H203L204 127L201 126L202 123H201V125H200ZM212 122H214L215 124H217L216 127L219 126V125H218L219 122H221V123H220L221 125L223 124V125L221 126V129H220V127H219V130H218L219 132H218V133H215L213 136H211V135L213 134V132H217V129H214L215 131L212 129V125H213ZM223 122H224V121H223ZM242 122H243V123H242ZM18 123H20V122H18ZM81 123H83V121L80 122V125H81V127H82V124H81ZM95 123H96V122H95ZM127 123H128V122H127ZM138 123H139V122H138ZM181 123H182V124H181ZM198 123H199V124H198ZM205 123H206V124H205ZM11 124H12V123H11ZM112 124H114L115 128H113L114 126H113ZM121 124H122V123H121ZM123 124H122V125H123ZM133 124H136V129H137V128L139 129V130L137 129L136 131L134 130L135 133H134V131L131 132L133 129H135V128H134L135 126H134V127L131 126V125H133ZM169 124L172 125V126L175 128V129H172V130L174 131V133L172 132V130L170 131V129L173 128V127L170 128ZM208 124H212V125H211V129H210V125H208ZM258 124H259V126H258ZM260 124H261L262 126H261ZM9 125H10V124H9ZM9 125H8V126H9ZM28 125H29V122H28ZM28 125H27V124H26V126L18 125V128L15 127V128H16L15 131H18V130L20 131L21 127H22V128H23V127H26V129H27V126H28ZM103 125H104V126H103ZM111 125H112V128L110 127ZM138 125H139L140 127H139ZM152 125H153V126H152ZM188 125H190V124L187 123V126H188ZM195 125H194V126H195ZM206 125H207V126H206ZM234 125H236V126L234 127ZM11 126H12V125H11ZM106 126H105V128H106ZM108 126H109V129H108ZM130 126H131V128L133 127L132 130H131L130 128H128V127H130ZM148 126H149V125H148ZM168 126H169L170 129L168 128ZM187 126L185 125V127H187ZM191 126H189V127H191ZM205 126H206L207 128L209 127L208 130L213 131L211 135L209 134L211 137L208 135V133H209L210 131H207V130H206L207 128L205 129ZM214 126H215V125H213V128H215ZM224 126L227 127V129L225 128V130H224V128H223ZM260 126H261L262 128L259 129ZM19 127H20V128H19ZM99 127H100V128H99ZM144 127H146L145 129H146L147 131H145V130L143 129ZM152 127H153V128H152ZM177 127H178V128H177ZM182 127H183V130H182ZM189 127H188V130L191 129V128H189ZM202 127L205 129V130H204V131H205L204 133H205V134L207 133V134H206V135H208L207 137H206L205 134L202 133V132H203V128H202ZM236 127L239 128V129H237ZM243 127H245V126H243ZM247 127H248V128H247ZM102 128L100 129V131H103ZM120 128H121V127H120ZM148 128H149L151 131H152V130H153V131H152V132H151V131L148 132ZM167 128H168V129H167ZM179 128H180L181 133H180V131H179ZM222 128H223V131H222ZM233 128H235V129L233 130ZM9 129H10V128H9ZM9 129H8V130H9ZM17 129H18V130H17ZM26 129H24V130H26ZM154 129H155V130H154ZM177 129H178V131H179V132H178V131L176 132L177 134L179 133L178 136H177V134L175 133V131H176ZM185 129H186V130H185ZM3 130H5V129H3ZM3 130H1V132H0V134H2V135H3V133H4ZM8 130H7V131L5 130V131H6L7 133H9ZM130 130H131V131H130ZM142 130H144L146 133H145L144 131H142ZM168 130H169L171 133L176 134V135H175V138H174L173 136L171 137V135H173V134H170ZM236 130H237V131L240 130V131H238V132H239V133H242L244 138H242V136H241V134H240L241 138H240L239 135H238V136H233V137H236V138H234L235 140H236L238 137H239V139H238L239 141L242 140V139H245L246 134H249L248 137L246 136V138H248V139H247V140H244V143H245V141H246V142H248L249 140L252 141L251 139L254 138V137H256L255 139H253V141H254V146H255V144L257 143V139H258V135H257V134L260 135V134L263 133L262 135L259 136V140H260L261 144H260V142H259V140H258L259 145H258V143H257V145H256V147H257L258 150L256 149V147L253 146V141L251 142V143H252L251 145H250V142H249V145H250L251 147L248 146V145L245 143V144L249 147V148H247V149L244 148V146H243V148L240 147L241 149H240L238 146H236V147H238L237 150H236V148H235L234 145L236 144L237 140L235 141V143H234V145H233L234 147H231V146H230V145L232 144L231 141H233V140H232V139H233L232 135H235V134L237 135V132H235ZM252 130H253V132H257V133H253ZM19 131H18V132H19ZM104 131H106V129H104ZM104 131H103V132H104ZM117 131H118V134L116 133ZM201 131H202V132H201ZM206 131H207V132H206ZM120 132H122V134H121ZM124 132H126V134H125ZM147 132H148V133H147ZM200 132H201L202 134H200ZM234 132H235V133H234ZM248 132H249V133H248ZM113 133H114V134H113ZM154 133H157V132H154ZM168 133H169V134H168ZM182 133H183V136L180 135V134H182ZM187 133H188V134H187ZM233 133H234V134H233ZM239 133H238V134H239ZM5 134H6V133H5ZM111 134L114 135V136H111ZM152 134H153V133H152ZM186 134H187V135H186ZM194 134H196V135L194 136ZM198 134H200V135H202V136L204 135L203 137H205V138L202 139V137H200ZM75 135H76V134H74V136H75ZM106 135L108 136V138L106 137ZM120 135H121V136H120ZM146 135H147V136H146ZM153 135H154V137L157 136V134H156V135L153 134ZM251 135H252L253 137H251ZM74 136H72V139H73V138L76 139V137H74ZM117 136H119V137H117ZM122 136H125V137H122ZM181 136L184 137V138H182ZM192 136H193V137H192ZM198 136H199V137H198ZM225 136H226V138L224 139ZM99 137H101V138H99ZM104 137H106V139H108L109 143L112 142V140H115V141H116V140L119 139V141H116V142L113 141L112 144H114V146L112 147V146H111V145H112L111 143L109 144L110 146H109V145H106V144H108V143H106L107 141H106V139H105ZM110 137H112V138H113V137H114V138L116 137V138H115V139H114V138H113V139H112V138L110 139ZM121 137L124 138V139H122ZM127 137H128L129 139H127ZM144 137H143V138H144ZM148 137H147V138H148ZM176 137H177V138H176ZM178 137H180V138H179L180 140L182 139V140L184 141V142H183L182 140H181V141H180V140L178 141V143L181 142V143H179V146H178V148L180 147V148H179V149H180V150H179V153H180L181 155H180L179 153H177V154H179V155H177V154L175 153V149H177L176 146H177L178 144H177V145L174 144V143H177V141L175 142L174 140H175V139H178ZM208 137H210V139H209ZM98 138H99V139H98ZM125 138H126V140H127L126 142H125ZM173 138H174V139H173ZM200 138H201V139H200ZM212 138H213V139H212ZM250 138H251V139H250ZM78 139H79V138H78ZM101 139H102V141H101ZM109 139H110L111 141H110ZM120 139H121V141H120ZM133 139L135 140V142H134ZM103 140H105V141L103 142ZM129 140H131V141H129ZM140 140H142V136H141ZM169 140H170V141H174L173 144H174L175 146L172 144V146L170 147L171 142H170ZM205 140H206V141H205ZM207 140H208V141H207ZM212 140H213V141H212ZM261 140H262V141H261ZM73 141H74V140H73ZM123 141H124V142H123ZM143 141H144V142H145V141L148 142L147 140H144V139L142 140V142H143ZM239 141H238V142H239ZM255 141H256V142H255ZM102 142H103V143H102ZM118 142H121V143L123 142V144H122L123 147H124V145L128 142V144H127L128 146L126 145V148H127L126 150H129L130 153H131L130 149L133 148V149H131V150L134 151V147H135L136 145H139V147H143V149H144V147H145V150H144V151L142 150V151H143L144 153H145V151H146V153L149 152V153H148L149 155H147V156H145L146 154L144 155V156L146 157L147 160H148V157H149V160H150V159H153V160H154L155 157L152 156V158H150V157H151L150 155L153 154L154 156L157 155V157H158V158L155 159V160L158 161V162L156 161L157 164H158V163L161 164V162H163V163L165 164L166 162H168V163H167V166L165 165V168L168 167V168H167V172H168V170H169L170 176H172L173 178H171V177L168 176L169 173H168V175H167V174L164 175V173H167V172H165V171H166L165 168H164L165 171H163V175H162V173H161L162 171H161L160 169H162V168L164 167V165H162L163 163H162L161 165H159V166H160V167H159L160 169H158V167H157V168H154L156 165L153 167V166L151 165L152 162H150V161L148 162L147 160H145L146 163H145L144 160L141 161L143 158L145 159V157H143V153H141V151L138 149L139 147L137 148V146H136V147H135V151H137V149H138V152H135V153H136L135 157H136L137 159H139L140 156L142 155V156H141L142 158H141V160H140V161H141L140 163L142 164V167H141V168L143 169V167H144V168H145V167H148V169H149V170L146 169V168H145V170L143 169V172L145 171L146 174L144 173L145 176H144V175H141V176H140V174L143 173V172L140 173V169H141V168H140V169H137L138 171L135 169L136 167L138 168V166H141V164H139V162H138L139 160L137 161V162H138V164H137V162H136L137 159L135 160V159H133V158H135V157H131V156H134V155L129 154V152H125V154H124L125 156L122 155L124 152H123V153L121 152L122 154L119 153L120 151H126V150L124 149L125 147L122 149V145H121L120 143L118 144ZM129 142H130V144H129ZM132 142H133V143H132ZM137 142H138V144H137ZM144 142H143V143H144ZM169 142H170V143H169ZM182 142H183V143H182ZM233 142H234V141H233ZM238 142H237V143H238ZM242 142H243V141H241L240 143H242ZM14 143H15V142H13L12 144H14ZM101 143H102V144H101ZM140 143H141V144H140ZM198 143H199V142H198ZM214 143H215V142H214ZM240 143H239V144H240ZM244 143H242V144H244ZM91 144H93V146H92ZM99 144H100V146H99ZM104 144H105L106 146H103ZM132 144H133V145H132ZM134 144H136V145H134ZM166 144H167V145L170 144V145L168 146L170 149H171V148L173 149L174 147H176V148L173 149V152H174L175 154L172 152V150H171L172 153H170L169 155H168V153H165V151L162 152V148H161V147L165 148V147L167 146ZM215 144H216V143H215ZM239 144H238V145H239ZM242 144H241L240 146H242ZM18 145H19V144H15V145H13V146H14V148H15V147L18 146ZM95 145H96V146H95ZM101 145H102V146H101ZM115 145L117 146V148H116ZM140 145H142V146H140ZM143 145H144V146H143ZM145 145H146V146H145ZM165 145H166V146H165ZM2 146L4 147V149H5V148L13 147V146H9V147H7L6 145H5V146H4V145H1V149L3 148ZM107 146H108V147H107ZM129 146H131V147L129 148ZM155 146H156V147L158 146V147L155 148ZM173 146H174V147H173ZM225 146H226V147H225ZM247 146H245V147H247ZM260 146H261L262 151H261V149H260ZM101 147H103V148L101 149ZM104 147H106V149H105ZM168 147H167V148H168ZM196 147H197V148H196ZM199 147H200V148H199ZM230 147H231V148H230ZM252 147H253V149H252ZM118 148H121V150H119ZM158 148H159V149H158ZM160 148H161V150H160ZM167 148L164 149V150H166V152H167V150H170V149H167ZM254 148H255V150H256L257 152L255 151V153H253V155H252V150H253V152H254ZM4 149L0 150V153H1V151H3L2 155L5 154V153H4ZM115 149H114V150H115ZM117 149H118V150H117ZM140 149H142V148H140ZM229 149H230L231 151H233V150L235 151V150H236V153H237V151H238V149H239V152H242L241 155L244 153V151H243L242 149H246V153H247V152L249 153V157H248V155L246 156V157H248L247 160H249V161H247V160L245 159L246 157H244V156H245L244 154H246V153L243 154V155H244V156H243L244 159L242 158L243 160L240 159V158L242 157L240 154H238V156H236L237 154L235 155V156L237 157V159H236V157H234L233 155L229 154V153H230ZM232 149H233V150H232ZM248 149H250V150L252 149V150H251V151L249 150V151H250V152H249ZM5 150H6V149H5ZM12 150H15V149H12ZM41 150L44 151L43 149H41ZM102 150H104V152H105V151H107V152L104 153V152H102ZM177 150H178V149H177ZM177 150H176V151H177ZM240 150H242V151H240ZM259 150H260V151H259ZM42 151H40L39 153H41ZM139 151H140L141 154H139ZM159 151H160V152H159ZM187 151H188V152H187ZM212 151L215 152V154H214ZM225 151H227V152H225ZM45 152H46V151H45ZM45 152H44V154H42L43 152H42L41 154H42V156H43V155L46 156L45 158L43 157V159L46 160V158H47L52 152H51V153H50L49 151H48L49 153L46 152V153H48L49 155H46ZM100 152H101V154H100ZM168 152H169V151H168ZM177 152H178V151H177ZM224 152H225V153H224ZM239 152H238V153H239ZM262 152H263V153H262ZM97 153L100 154V155L98 156ZM118 153H119V154H118ZM126 153H127V155H126ZM135 153H134V154H135ZM150 153H152V154H150ZM154 153H155L156 155H155ZM187 153H191V154H189L190 157H191V155H192L191 160H193L192 158H194L195 155H196V153H198V155H196V158H197V159L195 158V159L193 160V162H191V160L189 159L190 157L188 156ZM199 153H200V154H199ZM212 153H213V155H212ZM232 153L234 154L235 152H232ZM248 153H247V154H248ZM13 154H14V153H13ZM13 154H8L7 156H6V155H3V157H2V155L0 154V156L3 158V159L0 158V164L2 163V164H1L2 166H1V168H0V180H1V181H0V185H1V187H2V188H1L2 190L0 189V191H2V192H3V190H4V192L7 191V190H8L7 192H9L10 189H12V191H10L11 193L14 192V191H13V188L7 189V188H9L10 186H7V187H6V185H9V184H7L9 181H7V180H9V179H11V178H13V177L15 176V171L13 172V169L15 170L16 168H18V167L20 166V158H19V156H18L17 154H16V156H18V157L13 156V158L15 157L16 159H11V158H12L11 155H13ZM108 154H107V156H108ZM128 154L130 155V157H128V156H129ZM138 154H139V155H138ZM254 154H256V155L254 156ZM260 154H261V156H260ZM9 155H10V159H11L12 161H15V162H12L10 159H8V158H9V157H8ZM14 155H15V154H14ZM94 155H96V156H94ZM111 155H112V156H111ZM116 155H115V156H116ZM137 155H138L139 157H137ZM186 155H187L189 158H188V157L186 158ZM205 155H206V154H205ZM222 155H224V156H222ZM229 155H230V157H233V158H234V159L232 158L233 161L229 158ZM239 155H240V158H238ZM258 155H259V156H258ZM5 156H6V157H5ZM50 156H51V157H50L49 159H51V158L53 157L52 155H50ZM76 156H77V155H76ZM107 156H105V157H107ZM121 156H122V158H123V156H124V158H126V159H122ZM126 156H127V157H126ZM173 156H174V157L176 156V157L174 158ZM177 156H178V157H177ZM179 156H181V158H180ZM199 156H200V157H199ZM202 156H203V158L205 157V159H202V158H201ZM250 156H251V157H250ZM252 156H253V157H252ZM4 157H5L6 160L4 159ZM72 157L74 158L75 156H72ZM72 157H70L71 160H70V159H69V160H70L71 162L73 161V162L76 164L77 161L74 160L75 158L72 159ZM95 157H96V158H95ZM97 157H98V158H97ZM99 157H100V158H99ZM105 157H104V158H105ZM108 157H109V156H108ZM183 157L186 158L187 161H188V159H189V160H190L189 163H186V160H185ZM221 157H222L223 159H222ZM257 157H258V159H257ZM18 158H19V159H18ZM77 158H78V159H77ZM79 158H81V156H79V157L77 156V157H76L77 160H79ZM83 158L80 159V162H81V163L79 162L81 165H83V162H82V160L84 161ZM127 158H128L129 160H128ZM131 158H132V161L134 160V161L136 162L135 164H136L137 166L134 164V162H133V164H132V166H131V163H132V162L130 161ZM172 158H173L174 160H172ZM177 158L181 159V161L178 160ZM198 158H201L202 160H204V161L207 163V165H208L209 162H210V163L212 162V163H211L210 165L207 166L208 169H207V167H206L205 165H203V166L201 165V166H200V164H199L200 169L203 167V168L201 169V171H200L199 169H197V168H196V169H193L194 166H195V167H196V166L198 167L197 164H194L195 161H196V162H199V160H201V159L198 160ZM220 158H221L222 160H221ZM249 158H250V159H249ZM7 159H8V161H7ZM49 159H47V160H49ZM99 159H101V160H99ZM121 159H122L125 163H123V161H122ZM175 159H176V160H175ZM183 159H184V160H183ZM210 159H211V160H210ZM239 159H240V160H239ZM252 159H253V160H252ZM255 159H256V160H255ZM262 159H263V160H262ZM3 160H4V161H3ZM153 160H151V161H153ZM155 160H154V163H156ZM162 160H163V161H162ZM169 160H170V162H169ZM171 160H172V161H171ZM177 160L180 162V164H179V162H178ZM202 160L200 161V163L203 162V164H206V163H204V161H202ZM209 160H210V161H209ZM230 160H231V163L234 162V160H235V162H237V163H238V161H240V162H241V163H240L241 168H242V166H243L244 164L246 165L247 162H248V165H249V166H248V165H247L246 167H244L245 165L243 166L244 168H246V169H245L246 171L244 170V168H243V170H242V169L240 168V166H239V168H240L242 171L238 169L237 172L241 171V172H242V173H241L242 175L240 174V172H239V173L236 172V174H235V173L232 172V171H234V169H235L236 166H237V168H238L239 163H238V164H235V165H231V167H234V169H233V168H231V167L229 166V164H231V163H229ZM237 160H238V161H237ZM241 160H242V161H241ZM244 160L246 161V163H245ZM5 161H6V162H5ZM53 161H56V160H53ZM53 161H52V165H53V166H51V169H55L56 166H58V168H57V170L55 169V170H56L55 173H53V174L50 173V175H48L47 177H46V176H42L43 178H41L40 180L44 181L43 183H42V181L39 182V186H36L35 189H32V190L30 189V190H28V191H30L29 193H26V192H28V191L24 192L23 189L18 188L19 190L21 189V191H22V192H20L21 195H22L23 193H24V194L26 193L25 196H20V195H19V192H18V191H19L18 189H16L14 193H16L17 195H19L20 197H26V196L30 197V195H31L32 193L34 194V193L36 192L35 195H36V197H37V196H38V192H39V191H42V190H41V186L43 187V189L46 188V187L48 188V186H49V187L54 186V184L59 180V179H58V180L56 179L57 177L59 178V176L61 177L60 179H62V180H63L62 182H64V183H65V181H66L68 178H69L70 180H73V179L76 180V179H77V177H74L73 179H71L72 176H71V177L69 176L68 178L65 177V173H64L63 168H64V164H65V162H66V164H65L66 166H65V167L68 168V167H67V159H66V160H62V162L59 161V160L57 159V161H59V163H61V164H59V163L57 162L58 165H56L55 168H54V164H55V162H53ZM119 161H120V162L122 161V162H121V165L124 166V167H121V166H120L122 169H120L119 166H118V165L120 164ZM160 161H161V162H160ZM175 161H176V163L178 162V164H175ZM207 161H208V162H207ZM243 161H244V163L242 164ZM254 161H255V162H254ZM3 162H4V163H3ZM17 162L19 163V165H18ZM71 162H70V166H72V165H71ZM88 162H87V163H88ZM128 162H130V164H127ZM142 162H144V163L147 164V165H146V166H145V164L143 165ZM147 162H148V163H147ZM171 162L175 164L174 166H175L177 169L173 166V164H172ZM190 162H191V163H190ZM226 162H227V164H226ZM235 162H234V163H235ZM257 162H258V163H257ZM5 163H6V164H5ZM53 163H54V164H53ZM57 163H56V164H57ZM79 163H78V164H79ZM111 163H112V164H111ZM116 163H117V164H116ZM150 163H151V164H150ZM169 163H170V168H171V169L173 168L172 171H171L170 168H169V165H168ZM234 163H232V164H234ZM249 163H251V164H249ZM253 163H254V164H253ZM256 163H257V164H256ZM259 163H260V164H259ZM3 164H4V165H3ZM11 164H14V165L17 164L18 166H17V165H15V166L12 165V166H14V167H12ZM72 164H73V163H72ZM75 164H73V166H74ZM80 164H79V165H80ZM88 164H89V163H88ZM91 164H89V165H91ZM124 164H125V165H124ZM149 164H150V166H149ZM181 164H183V166H181ZM186 164H187V165H186ZM189 164H190V165H189ZM191 164L194 165V166L192 167V169H191V171H190V175H191L192 172H193V173H192V175H193V174L196 173L197 171H198L197 173L199 174V175H197V179H196L197 181H195L196 183L198 182V179H199V178H200V180H202V179H203V178H202L203 176H204V179H203V180L205 181V179H206V182L208 181L206 177H210L209 180L212 178L213 181H212V183H208V182H207V183L210 184V185L212 186L213 183L215 182L217 176L219 177V178H218L219 180H218V179L216 180V182L219 181V183L217 184V183L215 182V184H214L215 187H213L214 190H212V187L209 185V186L211 187V188H210V187H209V188L212 190V192L214 191L213 193H216L215 191L218 189L219 192H217V193H218V195H219V193H220V192L222 193V191H223L224 188H225V190H224V191H225V195H229L230 193L228 192V191H229L228 189H231V188H232L233 190H235V189H234L235 187H236V189L238 188V191H233V190L231 189V190L233 191V192H232V191L230 190L231 193H232V195L230 194V196H234V195H233L234 193H235V195L237 194V196H238V198H235V199H234V198L232 197L233 200H230V203H231V201H233V204H232L233 206L235 205V202H236V203H237V205H236L237 207H233V206L228 205V202H229V201H228L227 203H224V204H227L226 206L222 207V206H223V203L221 204V201L218 200V199H220L221 196H222L223 198L225 197V195L223 196L224 191H223L222 194H220L221 196L219 195L220 198L218 197L217 193H216L217 197H214L215 194L212 195V192L210 193L211 190L208 191V190H209L208 188H207V190H206V187L204 186L203 188H205L204 191L206 190V192H205L206 195L208 196V192H209V194H210V195H209L210 197L208 196L209 200H207L208 198H207L205 195H202V192H201V191L203 190L201 187H202V185H205L206 182L204 183V181H201V182H202V184H201V182H200V180H199V182L197 183V184H199V186H201V187L197 186V188H198L199 190L202 189L201 191L197 190V188H194L195 185H197V184L193 181L194 179L191 180V179H192L191 177L195 176L196 174H194L193 176H190V177H189V175H188V176H187L188 178L185 177V179H184V177H182L183 180L181 179V180L178 181V180H177V179H178V174H177L178 171H177V170H178V169H179V170L181 169L182 172L185 171L184 169L189 170V168H191ZM8 165L11 167V169H10V167H8ZM61 165H62V167H61ZM108 165H109V166H108ZM126 165H129V166L127 167ZM133 165H134V166H133ZM153 165H154V164H153ZM176 165H177V166H176ZM251 165H252V166L257 165L258 167H257V166H254V167H256V168L251 169ZM59 166H60V168H59ZM106 166H107V167H106ZM113 166H114V167H113ZM135 166H136V167H135ZM151 166H152V167H151ZM157 166H158V165H157ZM171 166H172V167H171ZM184 166H185V167H184ZM227 166H228V167H227ZM2 167H3V168H2ZM6 167H8V169H7ZM52 167H53V168H52ZM112 167H113V168H112ZM117 167H118V168H117ZM125 167H126V169L129 168V167H132V168L129 169V172H128V171H125V170H126ZM134 167H135V168H134ZM178 167H179V168H178ZM229 167H230V168H229ZM259 167H260V168H259ZM262 167H263V168H262ZM111 168L114 169L115 171L112 170ZM133 168L135 169L134 172L137 171L136 174L133 175V176H135V177H137V178L131 176V175L134 173V172H132V171L134 170ZM150 168H153V169L151 170L152 173L150 172ZM209 168H210V170H209ZM6 169H7V170H6ZM108 169L111 170V171H108ZM119 169L122 170V171H124L125 173H123L122 171H120V173H119V171H118ZM123 169H125V170H123ZM142 169H141V170H142ZM154 169H155L156 175H157V171H156V170H158L159 172L161 171V172L158 173L157 176L155 175V176H156V179H157V177H158V179H157V180H158V182H157L158 184H157V183H154V187H153V186H152L153 183H151L150 180H152V179L154 178V174H155V172L153 171ZM164 169H163V170H164ZM175 169H176V171H175ZM203 169H204L205 171H204ZM206 169L208 170V173L205 174ZM211 169H212V171L214 170V171H213V172H214V175H213V172H211ZM228 169H232V170H231V172H232V176L238 174V176H234L235 178H233V180H234V179H236V177H237V181H238V182L240 181V180H238L239 174H240L241 176H243V177H246V178H247V176H248V180H252L253 178L256 179V177H257V179H256V180L253 179V181H247L248 183L245 181V182H246V183H245V182H243L244 180L241 179V178L239 177V178H240L241 180H243V181H242V182H239V183H236L237 185H234L235 187H231V186H232L233 184H235V181H236V180L233 181V180L230 179V180H231V186H230L229 188H227V187L229 186V185H227V183L230 182V180L227 179V178H230V177L232 178V176L229 174V171H230V170H228ZM250 169H251V170H250ZM255 169H256V170H255ZM2 170H3L4 172H6V175H7V173H8L9 175H7V177H6L5 173H1V172H3ZM5 170H6V171H5ZM8 170H9V171H8ZM10 170H11V171H10ZM58 170L60 171V174H59V176H56V174L58 175ZM127 170H128V169H127ZM131 170H132V171H131ZM146 170L149 171V172H150L151 174H153V175L149 174ZM194 170H197V171L194 172ZM202 170H203L204 173H202ZM235 170H236V169H235ZM261 170H262V171H261ZM101 171H103V172H101ZM104 171L106 172L105 174H104ZM112 171H114L115 175L113 174ZM170 171H171L172 173H171ZM174 171H175V174H176V175L173 173ZM247 171H248V173H246ZM257 171H259L258 174H257ZM260 171H261V172H260ZM9 172H10V173H9ZM61 172H62L63 174H62ZM111 172H112V174H109V173H111ZM127 172H128V173H127ZM138 172H139V175H137ZM210 172H211V176H207V174L210 175V174H209ZM225 172H226V177H224ZM250 172L252 173V175H251ZM13 173H14V174H13ZM201 173H202V174H201ZM220 173H219V174H220ZM233 173H234V174H233ZM243 173H245L246 176H245V174L243 175ZM249 173H250V174H249ZM253 173H254V174H253ZM261 173H262V174H261ZM1 174H2V175H1ZM10 174H11V175H10ZM66 174H67V173H66ZM93 174H94V176L92 177ZM95 174H96V177H97V178H95ZM98 174H99V175H98ZM102 174L104 175V177L102 176ZM119 174H120V175H119ZM147 174H148L149 176L151 175V177H149ZM160 174H161V177L163 176V179H162L161 177H159ZM172 174H174V175H172ZM203 174H205L206 176L203 175ZM228 174H229V175H228ZM256 174H257L258 176H257ZM259 174H260V175H259ZM51 175L53 176V179H51V177H52ZM54 175L56 176L55 179H54ZM84 175L87 176V174H84ZM88 175H89V174H88ZM106 175H107V178H106ZM108 175H110V176L113 175V176L110 177L111 179H112V177H113V179H112V180H108V179H110ZM136 175H137V176H136ZM146 175H147V177H146ZM201 175H202V177H201ZM261 175H263V176L261 177V178H263V180H261V178H259ZM2 176H5L6 179H4V177H2ZM62 176H63V178H62ZM66 176H68V175H66ZM82 176H83V175H82ZM82 176L78 177V180H79V178H80L79 181L76 182V181L73 180V182H75V183H78V182L84 183V182L81 181V180L83 179ZM100 176L106 181V184H109V183L111 182V183H113V185L110 184L109 186H107V185H105V183H104V181H103L105 187L103 186V184H102V187H100L101 182H102V181L100 182V180H102V178H101ZM138 176L141 177V178H144V179H143L144 181H143L141 178H139ZM142 176H143V177H142ZM164 176H165V178H166L165 180H164ZM212 176H213L214 178H213ZM227 176H228V177H227ZM1 177H2V179H1ZM9 177H10V178H9ZM44 177H45V178H44ZM98 177L101 178V179L98 180V179H99ZM128 177H131V178H129V180H128ZM132 177H133V180H134V179H135V181L137 180V185H136V188H137V189L134 187V188H135V189H134L135 191L133 190V191H134V192H133L134 194H133V196H132L133 198H132L131 195H130V194L132 193L130 190L133 189V188H131V187H133L131 184L134 185V184H135V181H134L133 183H131V184L129 183V181L132 182ZM148 177H149V179H150V178H151V179L149 180ZM168 177H169V178H168ZM223 177L225 178V180H224ZM249 177H250V178H249ZM39 178H40V177H39ZM48 178H50V181H49ZM75 178H76V179H75ZM94 178H95V179H94ZM120 178H121V179H120ZM138 178H139V179H138ZM176 178H177V179H176ZM180 178H181V177H180ZM186 178H187V180L189 179V180H191V182L193 181V182L195 183L194 187H193V185H191V184H193V183L190 184V182H189V185H188V181H189V180L187 181ZM194 178H195V177H194ZM201 178H202V179H201ZM258 178H259V179H258ZM3 179L5 180L4 183H5L6 185H5V184H4V185L2 184V182L4 181ZM45 179H47V180H45ZM64 179H66V180H64ZM69 179H68V181H69ZM114 179H115V180H114ZM117 179H118V180L120 179V181H118ZM122 179L124 180L123 182L121 181ZM146 179L148 180V182H150L151 186H150L149 183H148L149 185L147 184V182H146L147 180H146ZM160 179L163 180V181L161 182ZM167 179H169V181H168ZM173 179H174V180H173ZM214 179H215V180H214ZM221 179H222L223 181H222ZM40 180H39V181H40ZM51 180H52V181H51ZM53 180H57V181H53ZM84 180H85V179H84ZM107 180H108V181H107ZM113 180H114L115 182H117L118 184H115V185H114L115 182H113ZM116 180H117V181H116ZM157 180H155V181H157ZM159 180H160V182H159ZM176 180H177V182H176ZM258 180H261L263 184L261 183V181H258ZM6 181H7V182H6ZM109 181H110V182H109ZM138 181L141 182V183L139 182L140 184H143V186L140 185V186H142V188L138 185ZM166 181H167V183H166ZM186 181H187V182H186ZM224 181H225V182H224ZM228 181H229V182H228ZM232 181H233V184H232ZM237 181H236V182H237ZM257 181H258V182H257ZM59 182H60V180H59ZM59 182H58V183H59ZM62 182H60L57 186L55 185V187L62 188V190H63V188H64V184H63ZM94 182H95V183H96V182H97V183L99 182V183H98L97 185H95ZM120 182H122V183L120 184ZM144 182H145L146 184H145ZM152 182H153V180H152ZM169 182H171V183H169ZM175 182H176L177 184H175ZM180 182L186 183L188 186H187L186 184H185V186H184V184H183V183H180ZM209 182H211V181H209ZM221 182H223V183H221ZM249 182H250V184H249ZM255 182H256V183H255ZM46 183H47V184L49 183V185H47ZM50 183H51V185H50ZM81 183H80V184H81ZM93 183H94V184H93ZM124 183H126V184H124ZM127 183L129 184V186H128ZM203 183H204V184H203ZM207 183H206V184H207ZM220 183H221V185H220V187L218 188L217 186H219ZM253 183H254V185L256 184V186H254ZM257 183H260L261 185L258 184V186H257ZM42 184H44L45 187H44ZM56 184H57V183H56ZM87 184H88V183H87ZM87 184H86V185H87ZM119 184H120V185H119ZM144 184H145V186L147 185V188L144 187ZM163 184H165V186H164ZM168 184H169V185H168ZM170 184H171V185H170ZM200 184H201V185H200ZM216 184H217V185H216ZM223 184H225V185H223ZM238 184H239V185H240V184H243V185H240V187H241L242 189H244V188L247 189V188H248V189H247L248 192H246V191H245L246 189H245V190H243V191H244L243 193L241 192L242 194L239 193V191H241L242 189H239L240 187H238V186H239ZM244 184H245V186H244ZM248 184H249V185H248ZM251 184H252L253 186H252ZM2 185H3L4 187H6L7 190L3 189L4 187H3ZM60 185H61V186H60ZM89 185H88V186H89ZM91 185H90V187H88V186H86V187L92 189V188H91ZM117 185H118V186H117ZM121 185L124 186L125 188L123 187V189H121V187H122ZM130 185H131V186H130ZM167 185H168V186H167ZM174 185H175V186H174ZM176 185H177V187H176ZM190 185H191V186H190ZM214 185H213V186H214ZM106 186H107V187H106ZM111 186H112V187L115 186V187L112 188ZM137 186H138V187H137ZM163 186H164V187H163ZM169 186H170V188H169ZM172 186H174V189L172 188ZM179 186H180V187H179ZM189 186H190V187H189ZM206 186H208V185H206ZM226 186H227V187H226ZM247 186H248V187H247ZM251 186H252L253 190H252ZM261 186H262V187H261ZM55 187H52V188H55ZM117 187H119V189H121V190L117 189ZM143 187H144V188H143ZM161 187H162V188H161ZM167 187H168V188H167ZM184 187L187 188V191H186V190L184 191ZM255 187H257V190H255V189H256ZM95 188H94V189H95ZM111 188H112V189H111ZM129 188H131V189L129 190ZM139 188H141V190H140ZM175 188H178V189H175ZM186 188H185V189H186ZM190 188H192V189H191L192 192H196L197 194H198L199 192H201V193L198 194L199 196H195V195H193L192 192L188 191ZM193 188H194V189H193ZM249 188H250V189H249ZM258 188H260V191H258V190H259ZM115 189H116L118 192L120 191L119 194H118V192L115 193V192H116ZM143 189H145L146 191L143 190ZM170 189H171V190H170ZM195 189H196L198 192H197ZM226 189H227L228 191H227ZM261 189L263 190V192H262ZM17 190H18V191H17ZM25 190H27V188H26ZM54 190H55V189H54ZM56 190H58V188H57ZM100 190H101V193H100ZM122 190H124V191L122 192ZM172 190L175 191V192L177 191V193L179 194L180 197L178 196L177 193H176V194H177V196H176V195H175V192H173ZM182 190H183L184 192H183ZM193 190H194V191H193ZM249 190H250V191L252 190L251 193L249 192ZM34 191H35V192H34ZM37 191H38V192H37ZM129 191H130V194H129ZM143 191H144V192H143ZM153 191H154V192H153ZM164 191H165V192H164ZM180 191H181V192H180ZM204 191H203V194H205ZM207 191H208V192H207ZM254 191H255V192H254ZM257 191H258V193H256ZM2 192H0V204L2 203V201H3V202H6V201H7L6 204H7V203H8V204H9V203H12V204H9V205L7 204L8 206H10V205H11V206H14L13 204H15V201L11 202V201L9 200V196H10V195H9V194L6 195L7 192H5V194H4V192H3V193H2ZM10 192H9V193H10ZM111 192H112L113 194L115 193V195L117 194L118 196L114 197V195H113V197H112L111 194H110ZM171 192H173V193H171ZM185 192H188V193H185ZM227 192H228V194H226ZM236 192H237V193H236ZM252 192H253V195H252ZM30 193H31V194H30ZM102 193H103V194H102ZM189 193H191V194H189ZM196 193H194V194H196ZM245 193H246V194H247V193H250L251 195H250V194H249V195L247 194V195H246L247 197H246V196H245ZM254 193H255V195H254ZM259 193H260V195H259ZM24 194H23V195H24ZM33 194H32V195H33ZM99 194H100V196H99ZM101 194H102V196H101ZM104 194H105V195H104ZM121 194H122V196H119V195H121ZM164 194L167 195V196H164ZM172 194H173L176 198H174V196H173V197L170 196V195H172ZM184 194H185L186 196H188V194H189V197H190L191 201H190V199H189L188 197L184 198L185 196H184V197L182 196V195H184ZM240 194H241L242 196H241ZM243 194H244V198H243ZM257 194H258V195H257ZM3 195H5V196H3ZM32 195H31V197H30V198H31L30 201H33V199L36 198L35 195H33L34 197H33ZM129 195H130V196H129ZM135 195H136V196H135ZM152 195H153V197H152ZM190 195H191V196H190ZM1 196H2L3 198H5V199H3ZM105 196H106L107 198H109V199L112 197L111 199H112V200L115 199L116 201L119 199V200H118L119 203H116L115 200H114V201H112V200L109 201L108 199H107V200H108L109 202L107 203V200L105 199V198H106ZM140 196H139V199H140ZM193 196H194V197H193ZM202 196H205V197H206V200H205V201L203 200L204 198H203ZM230 196H229V199L231 198ZM239 196H241V197H239ZM253 196H254V197H253ZM261 196H262V197H261ZM117 197H118V199H116ZM128 197H129V198L131 197V200H132V201H130V200L128 199ZM154 197H155V199H154L155 201L153 200ZM159 197H158V198H159ZM166 197H167V198H166ZM195 197H196V198H198V197L200 198V197H201L200 199L198 198L200 201H199L198 199L195 200ZM213 197H214V198H213ZM226 197H227V196H226ZM234 197H235V196H234ZM258 197H259V198H258ZM18 198H19V197H18ZM68 198H71V199H70L71 203H72V202L74 201V199H75L74 197H73L74 199H72V197H68ZM68 198H66V199H68ZM113 198H114V199H113ZM145 198H147V199H145ZM169 198H171L172 201H171V199L169 200ZM173 198H174V199H173ZM183 198H184V200H185V201H184L185 203H186V201L188 202V203H187L188 205H190V204L192 205V204H193L192 206L190 205V207H193V210L195 209L194 212H193V210L191 211L192 208H191V209H189L190 207L188 208V205H185V206H184L185 203H183V201H182ZM187 198H188L189 201L187 200ZM210 198L212 199V201H213L214 199L218 198L216 201H214L215 203H217V204L215 205L216 210L213 209V205L215 204L214 202H212V203H211V202H207V201H211ZM223 198H221V199H222V202H225V201H223ZM227 198H228V197H227ZM227 198H225V200H229V199H227ZM239 198H241V199L239 200ZM245 198H246V199H245ZM257 198H258V199L261 198L263 201H262L261 199L257 201ZM1 199H2V200H1ZM66 199L63 201L64 204L61 203V202L58 203V205L61 204L60 206L63 205V208H62V209H61V207H59V208L61 209V211H62L63 209L66 210L67 205L70 203V202H68L69 199H68V201H67ZM89 199H90V200H89ZM93 199H94V200H93ZM133 199H134V200H133ZM156 199H157V206H155L156 203H154V202H156ZM161 199H162V202H161ZM166 199L169 200V202H168ZM201 199H202V200H201ZM236 199H238L239 201L236 200ZM242 199H244V201H243ZM249 199H251V200H249ZM252 199H253V200H252ZM92 200H93V201H92ZM136 200H138V199H136ZM174 200H175V201H174ZM194 200H195V201H194ZM197 200H198V202H196ZM245 200L248 201V203L250 204V206L247 204V202H245ZM16 201H17V199H16ZM88 201H87V202H88ZM111 201H112V202H111ZM158 201L161 202V203H160V204H161V208H160V206L158 205V203H159ZM163 201H165V202H163ZM166 201H167L168 204L166 203ZM201 201H202V202L204 201V203L202 204ZM237 201H238V202H237ZM241 201H242V202H245V205H246V206H245V205H244V206H245L246 210H248V211H245V209H244V211H242L243 209L240 210V209L243 207V203H241ZM252 201H254V203H256V201H257V203L253 205ZM261 201H262V202H261ZM33 202H35V200H34ZM44 202H45V199H44V201L42 200V205L44 204ZM47 202H49V203H47ZM50 202H51V201L46 200V203L49 204V205H46V204H45L44 207L46 206V207L48 208V206L51 205ZM67 202H68V204H67ZM101 202H102V203L104 202L105 205H104V204H101ZM110 202H111L112 204H110L111 206H108ZM136 202H137V205H136ZM173 202H175V204H174ZM179 202H180V203H179ZM192 202H194V203H192ZM239 202H240V204L242 205V206H240V209H239V207H238V206L240 205ZM51 203H52V202H51ZM54 203H56V202H53V204H52L53 207L55 206ZM90 203H88V204H90ZM115 203H116V204H115ZM153 203H154V204H153ZM163 203H164V204H163ZM171 203H172V204H171ZM198 203H199V204H198ZM200 203H201V204H200ZM206 203H207V204H210V205H209V206H210L209 209H213V211H210V210L208 209ZM218 203H219V206H220V204H221V206H220V207H221V210L218 212L219 215L217 214V209L219 208ZM230 203H229V204H230ZM251 203H252V204H251ZM259 203H260V204H259ZM262 203H263V205H262ZM6 204L3 203V204H1V205H2V206H3V205L7 206ZM56 204H57V203H56ZM88 204H87V205H88ZM162 204H163V205H162ZM196 204H198V206L200 205V207H201V206H203V207L205 206V207L207 208V210H208V212H209L208 214H209V215L211 214V215H210L211 217L208 216V217H210V218H208V219L213 221V222H212V221H208V222H210V225H211L212 227H211L209 224H207V223H208V222H207V217L202 218V216H203V214H204L205 212H206V216L208 215V214H207V210H206V211L201 210L202 212H204V213L201 214V212H199V210H200L199 208H200V207L197 208L198 206H197ZM205 204H206V205H205ZM212 204H213V205H212ZM58 205H56V206L54 207V208H56V209H54V208L52 209V208H51L52 206L49 207V208H51V210H55V211H56L57 214H56V213L54 214L55 211H53V212L50 211V213H51V212L53 213V216L55 217V218H54V219H55V223L60 227V220H61V217H59V216H61L62 214H61V215L59 214V216H58V213H61L60 209L58 208ZM64 205H65V206H64ZM70 205H71V204H70ZM75 205H76V204H75ZM101 205H102L103 207H102ZM106 205H107L109 208H108ZM165 205H167V207H166ZM168 205H169V206H168ZM170 205H171L172 207H170ZM174 205H177V207L179 206L178 208L180 209V211H181V212L183 211L184 213H183V212H182L183 214H182V213H179V210H178V209H177L178 212L175 211L176 208H175V210H174ZM181 205H182V206H181ZM211 205H212V207H211ZM247 205H248V206H247ZM251 205H253L252 207H253V210H254V211H252L251 208H248V207H251ZM256 205H259V206H262V207L258 208L259 206L256 207ZM2 206H0V207H2ZM90 206H91V204H90ZM90 206L88 205V208H87L88 211H91ZM97 206H100V207H97ZM186 206H187V207H186ZM195 206H197V207H196L197 209L195 208ZM101 207H102V208H101ZM127 207H128V208H127ZM215 207H214V208H215ZM255 207H256L257 209H255ZM47 208H46V209H47ZM96 208H97V209H96ZM98 208H99V209H98ZM100 208H101V209H100ZM125 208H124V209H125ZM163 208H164V210H163ZM165 208H167L168 210L170 209V211H168L167 209L165 210ZM183 208H184V209H183ZM222 208H223V209H222ZM231 208H232V209H231ZM237 208L240 210V213H239V212L237 213V210H238ZM58 209H59L60 212L58 211ZM89 209H90V210H89ZM159 209H160V211H159ZM188 209H189V210H188ZM198 209H199V210H198ZM202 209H203V208H202ZM204 209H205V208H204ZM19 210H20V209L18 208V210H17L15 213L18 212V213H20V214L15 215V213H14V216H15V217L12 216V215H9V218L7 217L8 215H6V217H7V218H6L4 214L1 215L2 213H0V222H1V223H0V224H1L0 229H1V230L4 229V227H5L4 225H5V223H6L5 231L2 230V236L0 235V236H1V237H0V239H1L0 242H1L2 240H8V242H7V241H6V242H5V241H2V243L5 242V243H4L5 245H6V243H7L8 246H5V247L2 249V250H3V254H1L2 259L0 258V262H1V264H5V263H6V264H8V263L11 264V263H10V260L13 259L14 262H15V264H19V263L21 264L23 261L26 260L25 258L28 257V258H27V259H28L27 261H28L29 263H28L27 261H25V262H27V263L24 262L23 264H30V263H31V264H38V262H39V258H38V256H39V255H44V254H46V253H51L50 251L53 249L52 247H53L54 244H56V243H53V242H52V245H53V246H52L51 249H50V245H51L50 243H51L52 240L49 239V241H47V242H50V243L46 246V247L49 246V248H48L49 250L45 247V244H44V246H43V244H42V245H41V244H38V245H40V247H38V250H39V252H38V251H37V246H38V245L34 243L35 246H33L34 244H32V242H31V244H29V242H28V241H29V237H27V235H22L23 237H22V236L20 237V235H16L17 232H19L20 230H24V229H25V228H24L25 226L22 225V222H23V223H26V222L29 221V219L31 220V219L33 218V215H32V218H31V216H30L31 214H29V213H27V214H29V217H30V218H28V217H24L25 214L23 215L22 213H25V212H24V211H21V210H20L21 212H19ZM100 210H101V211H100ZM142 210H143V209H142ZM150 210L152 211L151 213H150ZM196 210L198 211V213H197ZM239 210H238V211H239ZM249 210H251V212H250ZM48 211H49V209H48ZM77 211L79 212V210H77ZM119 211H120V212H119ZM123 211H124L125 214H123ZM128 211H129V209H128ZM128 211H127V212H128ZM144 211H143V212H144ZM165 211H166V212H165ZM171 211H172V212H171ZM185 211H190V213H189V212H185ZM214 211H216L215 214H212ZM231 211H229V212H231ZM0 212H3V209H2V208H0ZM106 212H105V213H106ZM118 212H119V214H118ZM157 212L159 213L161 219L158 217ZM164 212H165V214H162V213H164ZM176 212H177L178 214H177ZM191 212H193V216H192V213H191ZM195 212H196L197 214L200 215L199 219L201 218V219H200V222H201V223H199V221H198L199 219L196 218V217H198L199 215L197 216V215L195 214ZM211 212H212V213H211ZM226 212H227L228 214H227ZM115 213H116V216H114ZM120 213H121V216H122V215H123V217L125 216L124 218H126V217L128 216L127 214H129L130 218H131V216H133V215H134V217H132V218L130 219L129 216H128V218H129V220H131V222L128 221V219L126 218V219H125V222H126V223H124V221H122L123 218L121 219V216H119L120 218L118 217V215H120ZM153 213H154V214H153ZM166 213H167V214H166ZM171 213H172V215H174L173 217H172ZM175 213H176V214H175ZM27 214H26V215H27ZM117 214H118V215H117ZM225 214H227V215H225ZM252 214H253V215L256 214V216H255V217H254V216L252 217V216H251ZM19 215H20V216H19ZM65 215H66V214H65ZM65 215H63V216H65ZM111 215H112L114 218L111 217ZM161 215L164 216V217H165L166 215H167V216L169 215V217L166 216V217L164 218V217H162ZM170 215H171V216H170ZM184 215H185V216H184ZM195 215H196V216H195ZM212 215H213L214 219H212V218H213ZM215 215L218 216L217 219H216V216H215ZM237 215H236V216H237ZM1 216H2V217H1ZM17 216H18V217H17ZM21 216H23V218H22ZM57 216H58V217H57ZM96 216H99L100 218H102L101 220H103V222H104V221L106 222V220H109V219H112V220L114 221L115 217H117L118 221L121 219V221L124 223V225H121V224H123V223H122L121 221H119V223L121 222V223H120V227H121V228L118 226V225H119L118 221H117V223H115V224H116L115 226H116L117 228L119 227V228L117 229V231H120V229H121V232L118 233V232L116 231L115 227H112V226L114 225L113 223H112V226H110V228H111V229L114 228L115 230H114V229L111 230V229H109V228H106V230H105L106 232L103 231V232H104V233H103V232H101V229H102V228H101V229H100V234L103 233V235H100V234H99V235L101 236L99 240H101V241L103 242L102 245H101V242L98 240V237H97V236H99V235H98V233L96 232V230H94V229H96V227H102V226H104V227H105V226H106V227H109V225H111V222H113V221L110 220V221L106 222V224L109 223V225L107 226V225L105 224V222H104V223H101L100 218H99V217H96ZM105 216H106V217H105ZM137 216H140V217H141V215H137ZM137 216H136V217H137ZM153 216H154V217H153ZM155 216H156L157 218H156ZM204 216H205V214H204ZM236 216H235V218H236ZM248 216H250L251 218H250V217L247 218ZM259 216H260V218H257V220H258V219H259V220L261 219V222H262V223L258 220V222H260V225H262L261 227H259L260 225H259L258 222H256L257 224L255 223L256 225H254V223L251 222V221H254L253 219H255L256 217H259ZM4 217L6 218L5 220H4ZM16 217H17V218H16ZM20 217H21V218H20ZM136 217H135V218H136ZM149 217H151V218H149ZM170 217H171V218H170ZM11 218H12V219L15 218V219H17V220L13 219V221H11ZM24 218H25V219H24ZM34 218L36 219L35 216H34ZM34 218H33V219H34ZM56 218H58L59 220H57ZM90 218H91V217L89 216V220H91ZM95 218H97V219L95 220ZM98 218H99V219H98ZM107 218H109V219H107ZM194 218H196V220H197L198 222H197L196 220H194ZM2 219H3V221H2ZM18 219H19V220H18ZM84 219H86V220H84ZM104 219H106V220H104ZM117 219H116V220H117ZM158 219H159V221H158ZM172 219H173L172 223H173V222H176V221H179V222H177V223L180 225V227H182V226H183L182 224L184 223L183 230H181L182 228L180 229V231H179V236H178L177 238H176V236H175L176 233H177V231H176L175 235L172 234V235H174V238H176V239H178V240H181L183 237H181L180 235H182V233L186 235V232H188V233L192 232V233L189 234V236H190L191 234H193V233L197 236V234H196V233H198L197 231L202 232V231H200L199 229H201L200 227H204V225H202L203 223L207 222L206 225H208V227H209L211 230L209 229V230H210V231H209L207 227H205V228L208 230V232L206 231V229H204V230H205L208 234H209V232H210L209 235L211 236V239H209L210 236H209L207 233L204 234L205 232H204V233H201L202 235H200V233L198 234V238H200L199 235H200L201 237L203 236L202 238H204V236H205V238H206V239H200V241H201L200 244H202V242H203V245H204V247L201 246V247L204 249L203 251L201 250L202 248L199 247V249L202 251V255H201L200 250L197 249L198 247L196 248L197 250H199V251L196 252V253H198L197 257L200 255L201 259L198 257L197 261H194V259L196 260V258H193V257H194L196 254H195V253H192V254H194V255H191V253L188 254V253L190 252V251H188V250H190V248L187 250V247H186V246H188V245L186 244V243L188 242L187 240L190 239V237H189V239L186 238L188 235H187V236L184 235V237H185V239H186V241H184L185 243L183 242L184 239H182V242L178 241L179 243H181L180 246H181V245H182V246L179 247V249H177L178 251H179V250H181V251L186 250V252H188V253H184V252H180V251H179V254H180V253H184V254H181V255H182V256H181V255L178 254V252H176L177 250L175 251V253H173V252H174V251L172 250V249H174L173 247H171L172 249L169 248V245H167V244H168V241H169V236H170V237L172 236L171 233H170L171 230H170V227H169L170 224H172V223L170 222ZM202 219H205L206 221L204 220V222L202 223V221H203ZM26 220H27V221H26ZM36 220H37V219H36ZM36 220H35V223H36V224L34 223L33 220H31V221H33V222L30 221L31 223H27L26 225H27V226H29L30 224H31V226H33V225H39V224L41 225V223H39V221H36ZM79 220H80V219H79ZM97 220H99L100 222L97 221ZM116 220H115V222H116ZM123 220H124V219H123ZM134 220H135L136 222L140 223L138 227H137V224H138V223L136 224V222H135ZM137 220H138V221H137ZM148 220H149V221H148ZM151 220H152V223H151ZM153 220H155L154 223H153ZM161 220H162V221H161ZM166 220H167V221H166ZM174 220H175V221H174ZM201 220H202V221H201ZM244 220H245V221H244ZM248 220H249L250 222H249ZM257 220L255 219V221H257ZM5 221H6V222H5ZM16 221H19V222H16ZM57 221H59V222H57ZM132 221L135 222L134 224H135L136 226H134V224L132 223ZM139 221H140V222H139ZM157 221H158V222H157ZM184 221H185V222H184ZM187 221H189V222H187ZM194 221H195V222H194ZM214 221H215V222H214ZM2 222H5L4 225H3ZM7 222H8V223H7ZM9 222H10V224H12V223H16V224L10 225ZM11 222H12V223H11ZM20 222H21V225L19 226V229L15 230V228H14V230H13L12 227H13L14 225H16V226H14V227L17 228V226H18L17 224H18V223L20 224ZM37 222H38V224H37ZM72 222H73L74 227H73V225H72ZM86 222H87V223H86ZM97 222L100 223L101 226H100V224H97V225H99V226H97V225H96ZM129 222H130V223H129ZM156 222H157V223H156ZM162 222H165V223L162 224ZM191 222H192V223L194 222V223H195V226L197 225L196 227H199V226L201 225V226L198 228L197 231H195L197 228L194 227V223L192 224ZM196 222H197L199 225L196 224ZM211 222L214 223V224H212ZM238 222H239L240 224H239ZM244 222H246V223L244 224ZM55 223L53 222V224H55ZM88 223H89V224H88ZM90 223L92 224V226H91ZM127 223H128L129 225H128ZM131 223H132V226L130 225ZM148 223L145 224V225H148ZM189 223H190L191 225H190ZM227 223H229V224H227ZM8 224H9L10 226H9ZM28 224H29V225H28ZM51 224H52V223H51ZM51 224L49 225V229H51V231L54 230V229H55L56 232H57V230L60 231V230H59L60 228L57 227V225H56V226H55V225L53 226V225H51ZM103 224H105V225H103ZM125 224H127L128 226L125 225ZM141 224H143V225L141 226ZM156 224H157V225H156ZM159 224H161V225L159 226ZM185 224H186V227H185ZM188 224H189V227H190V226H193V227L188 228V227H187ZM241 224L244 226V229H242L243 227H242ZM246 224H247V225H246ZM248 224H249V225L251 224V225H254V226L252 227V226H249ZM2 225H3V227H2ZM40 225H39V226H40ZM93 225L96 226V227H95L94 229H93V228L90 229L91 227H93ZM181 225H182V226H181ZM206 225H205V226H206ZM233 225H235V227H234ZM236 225H241V226H238V227H237ZM8 226H9L11 229H10V228H7ZM11 226H12V227H11ZM21 226H22V227H21ZM23 226H24V227H23ZM27 226H26V227H27ZM50 226H51V227H50ZM122 226H123V227H122ZM126 226H127V228L130 227V228H132V229H130V231H129L128 229L125 228L126 230L124 229V232H123L122 229H123L124 227H126ZM165 226H166V228H165ZM232 226H233V227H232ZM246 226H247V229H245ZM255 226H256V229L260 228L261 231L263 232V234H262V233L259 234V235H261L260 237L263 236L262 239H261V241H259V240H260L259 236L257 237V238H259V240L257 239L258 241L256 240V237L254 236V235L257 236V234H258L259 232H261V231H258V230H257V231H256L257 233H256V232L254 231V230H256V229H255ZM1 227H2V228H1ZM53 227H54V228H53ZM55 227H56V228H59V229L56 230ZM66 227H68V226L66 225ZM78 227H77V228H78ZM133 227H135V228H133ZM217 227H216V229H219V228H217ZM239 227H240V228L242 227L241 230L239 229ZM257 227H258V228H257ZM6 228H7V229H6ZM52 228H53V229H52ZM64 228H65V227H64ZM64 228H63V229H64ZM68 228H69V227H68ZM72 228H73V229H72ZM185 228H186V229H185ZM232 228H235V230H233ZM236 228H237L241 233H240V232L233 233V232L236 231ZM65 229H66V228H65ZM65 229H64V230H65ZM78 229H79V228H78ZM97 229L99 230V228H97ZM103 229H105V228H103ZM108 229H109L110 232H112V231L114 230L115 233L117 232V235L114 234V235H113L114 237H112V234H113V233L111 234L110 232H107ZM162 229H163V230H162ZM192 229H194V231H193ZM214 229H215V227H214ZM220 229H222V228H220ZM248 229L251 230V232L253 231L254 235H253V233H252L251 235H250V234H246V233H249V232H250V231H248ZM252 229H253V230H252ZM9 230H10V231H9ZM64 230H63V231H64ZM75 230H76V231H75ZM85 230H84V231H85ZM93 230H94V232H96V233H92ZM98 230H97V231H98ZM127 230L129 231L128 234H127ZM146 230H147L148 232H147ZM165 230H167V231H166L167 234H164ZM190 230H192V231H190ZM201 230H203V229H201ZM232 230H233V232H232ZM242 230H244V231H242ZM245 230L248 231V232H246ZM12 231H13V233H12ZM61 231H62V230H61ZM86 231H87V230H86ZM86 231H85L84 233H86ZM162 231H163V232H162ZM182 231H185V232H182ZM223 231H226V232H223ZM3 232H4V233H3ZM6 232H7V234L10 232L9 234H11V235L8 234L10 237L13 235V237H11V238L14 239V244L16 245V250H14L15 247H14V248L11 247L12 245L14 246V244H13V239H10L9 236H7V237H8L7 239H6L5 237L3 238L4 235H5V236L7 235V234H5ZM82 232H83V231H82ZM87 232H88V231H87ZM98 232H99V231H98ZM125 232H126V236H124V235H125V234H124ZM154 232H153V233H154ZM166 232H165V233H166ZM180 232H181V233H180ZM251 232H250V233H251ZM52 233H53V231H52ZM54 233H55V232H54ZM75 233H76V234H75ZM79 233H80V234H79ZM105 233H106L107 235L110 233L111 236L108 235V237H107V235H106ZM121 233H122V238L125 237V238H124V239H125V240H124V243L127 242V244L125 245L126 247L123 245V243L121 244V241H120V243L117 242L118 240H121V239H119V238L121 237V235H120ZM146 233H148V234H146ZM173 233H174V232H173ZM188 233H187V234H188ZM212 233H214V234H212ZM239 233H240V234H239ZM255 233H256V234H255ZM92 234H93V235H92ZM95 234H97V236H95ZM149 234L152 235V236H154V237H153L154 240H155L156 238H158V239H156V241H154V240L151 238L152 236L149 237V236H150ZM177 234H178V233H177ZM194 234L191 235V239H193V237H194V242H191V241H193V240H189L190 244H192V246L190 245L191 247H194L197 243H198L197 245H199V239L197 240V237H196ZM225 234H226V235H225ZM229 234H228V235H229ZM237 234H239V235L237 236ZM245 234H246V235H245ZM73 235H72V236H73ZM91 235L94 236V237H96V238H97V241H96L95 239H92ZM104 235H106V236L103 237ZM147 235H149V236H147ZM162 235L165 236L166 239H164V237H162ZM166 235H167L168 237H166ZM206 235H208L209 237L206 236ZM230 235H229V236H230ZM247 235L252 236L251 239H253V240H252L253 242H254V241H257V242H255V244H257L258 242H260V244H258V245L252 244V246H249V248H248V245H249V244H248V245L246 244V245H247V248H246V245L244 246V244L247 243L248 241L250 242V240H251V239H249L250 236L248 237ZM18 236H19V238H18ZM109 236L112 237V239H111V238L108 239ZM115 236H119V237H117L118 240L116 239ZM123 236H124V237H123ZM141 236H140V237H141ZM144 236H146L147 238H145ZM158 236H160L161 238L158 237ZM232 236H231V237H232ZM242 236L244 237V239L248 237L249 240L246 239L247 241H245V240L243 239ZM245 236H247V237H245ZM14 237H17L18 239H17V238H14ZM36 237H38V236H35V238H36ZM102 237H103V238H102ZM129 237H128V238H129ZM148 237H149V238H148ZM172 237H173V236H172ZM195 237H196V239H195ZM207 237H208V238H207ZM2 238H3V239H2ZM20 238H21V239H20ZM22 238H23V239H27L28 241L26 240V242H28V243H25V240H23ZM71 238H72V240H73V237H71ZM104 238H106L105 241H106V240H111V241H109V242H110V243L113 242V243H112L113 245H112V244H110V243L107 241L108 244H109V246H110V245L113 246V247H112V250H111L112 253H113V255H114L113 257H112V253H111V251H109V254H108V249L106 250V247H108V246H107L108 244L103 240ZM114 238H115V242H116V243L114 242ZM143 238H144L145 240H144ZM159 238H160V240H159ZM180 238H181V239H180ZM254 238H255V240H254ZM150 239H151V241L153 240L152 243H150V241H149ZM170 239H172V238H170ZM207 239H208V240H207ZM237 239H238V240H237ZM241 239H242L243 241H242ZM11 240H12V241H11ZM19 240H21L22 242L19 243V242H20ZM116 240H117V241H116ZM158 240H159L160 242H158ZM196 240H197L198 242H196ZM232 240H233V241H232ZM9 241H11L12 244H11ZM16 241H17V242H16ZM23 241H24V244H23ZM60 241H62L61 238H60ZM76 241H73V242H75V243H73V244H71V245H72V246L74 245V247H75V246H76V245H75V244H76ZM125 241H126V242H125ZM144 241H145L146 243H147V241H149V244H151V245H149V244L147 243V245L144 246V245H145V242H144ZM204 241H206V242L204 243ZM207 241H208V242H207ZM244 241H245V243H243ZM263 241H264V240H263ZM58 242H59V241H58ZM58 242H57V243H58ZM63 242H64V244H65V241H63ZM96 242H97V243H96ZM98 242H99L100 244H99ZM161 242H162V243H161ZM164 242H165V243H164ZM231 242H232V243H231ZM234 242H235V241H234ZM249 242H248V243H249ZM253 242H252V243H253ZM261 242H262V243H261ZM9 243H10L11 246L9 245ZM60 243H62V242H60ZM60 243H59V244H60ZM71 243H72V242H71ZM104 243L106 244V246H105ZM129 243H130V241H129ZM183 243H184V245L186 244V245H185L186 249H185ZM194 243H196V244H194ZM206 243H207V245H206ZM26 244H27V245H26ZM59 244H58V245H59ZM98 244H99V245H98ZM115 244L118 245V246H116ZM119 244H121V245H120L121 248H122V245H123V247H125L124 250H123V248H122V250H123L124 253L121 251V249H120V247H119ZM188 244H189V243H188ZM193 244H194V246H193ZM216 244H217V245H216ZM2 245H3V244H1L0 246L2 247ZM19 245H20L21 247H20ZM25 245L28 246L29 248H28V247L25 248V247H24ZM30 245H31V246H30ZM71 245H70V247H71ZM82 245H84L85 247L89 248L90 251H87V250H89V249L83 247ZM103 245H104L105 248L103 247ZM152 245H154V247H153ZM157 245H159V246L156 247V248H157V249H156L155 246H157ZM164 245H165V250H162V249H164ZM226 245H227V246H226ZM9 246H10V248H9ZM17 246H18V247H17ZM62 246H63V244H62ZM80 246H82L81 248H83V249H80V248H79ZM99 246H100V247L102 246L103 248H102V247L99 248ZM115 246H116L117 249H118V247H119L118 251H117L116 248H115V251H117V252H115L114 249H113ZM142 246H143V248H142ZM162 246H163V247H162ZM167 246H168V247H167ZM190 246H188V247H190ZM206 246H207V247H206ZM216 246H217L218 248H217ZM7 247H8V248H7ZM19 247H20V248H19ZM31 247H32V248H31ZM54 247H55V246H54ZM68 247H69V246H68ZM68 247H67V248H68ZM70 247L68 248V252L71 250ZM183 247H184V248H183ZM205 247H206V248H205ZM6 248H7V249H6ZM21 248H23V249H21ZM30 248H31V249H30ZM33 248H34V249H33ZM35 248H36V249H35ZM40 248H41V249H40ZM42 248H43L44 251L42 250ZM136 248H137V249H136ZM168 248H169V250L171 251V253L174 254V256H172V255H171L172 257L169 256L171 253H170V251L168 250ZM181 248H183L184 250H182ZM194 248H195V247H194ZM194 248H192L191 252L193 251ZM242 248H243V250H242ZM254 248H253V250L255 251ZM260 248H259V250H261ZM5 249H6V250L9 249V250H8V251H5ZM10 249L14 250L16 253H14L13 251H11ZM17 249H19V250L17 251ZM24 249H25V250H24ZM27 249H29L30 252H29V250H27ZM54 249H55V248H54ZM72 249H73V247H72ZM75 249H76V248H74V250H75ZM78 249H77V251H76V250H75V251H72V250L70 251L71 254H72V256H70V258H71V257L74 258V256H76V258L78 257V259H73V261H74V260H76V261H74L72 264H77V263H78L77 260H78V261L80 260V263H81V264H83V263L85 264V262L90 261L89 257H87V256H88L87 254H86V256H84V254H85L84 252H81V254L84 253L83 256H82L81 254L79 255V253L77 254V252H79ZM85 249H87V250H85ZM99 249H100V251H99ZM102 249H103V252H104V251H106V252L103 253V252H102ZM104 249H105V250H104ZM110 249H111V248L109 247V250H110ZM159 249H161V250L159 251ZM205 249H206V250H205ZM211 249L209 250V252L206 251V253L211 254V252H212ZM218 249H219V250H218ZM226 249H227V248H226ZM228 249H227V250H228ZM245 249H248V250L246 251ZM2 250L0 249V253H2ZM20 250H21V251H20ZM22 250H23V252H22ZM26 250H27V252H29V253H26ZM32 250H33V251H32ZM35 250H36L37 252H36ZM46 250H47V251H46ZM119 250L121 251V253L119 252ZM223 250L225 251V253L223 252ZM238 250H239V251H238ZM259 250L257 249V252H258ZM10 251H11L13 254H12ZM34 251L36 252V254H34V253H35ZM40 251H42L41 254H40ZM45 251H46V253H44ZM52 251H53V250H52ZM157 251H158V252H157ZM167 251H168V252H167ZM254 251H253V252H254ZM8 252H9L10 254L14 255V256H13V257H11V256L9 257V255H8L9 253H8ZM17 252H18V253H17ZM32 252H34V253H32ZM75 252H76V253H75ZM99 252H100V254H99ZM101 252H102L103 254H102ZM114 252H115V253H114ZM155 252H157V256H158V258L155 257V255H156ZM160 252H161V253H160ZM163 252H164V255H162ZM193 252H195V251H193ZM199 252H200V253H199ZM244 252H245V253H244ZM257 252H255V254L253 255L255 258H256V256L258 255V254L256 255ZM5 253H6V254L8 253L7 255H8L9 258L4 257V256H6V255H4ZM22 253H23V254H26V255H23ZM30 253H31V254H30ZM43 253H44V254H43ZM116 253H118L117 255L119 256V258L117 257ZM166 253H168L169 255H166ZM203 253H204V254H203ZM223 253H224V254H223ZM258 253L260 254V251H259ZM261 253H262V251H261ZM18 254H20V255H18ZM27 254H28L29 256H27ZM37 254H38V255H37ZM71 254H69V255H71ZM76 254H77V255H76ZM107 254H108V255H107ZM110 254H111V255H110ZM119 254H120V255H119ZM122 254H123V255H122ZM154 254H155V255H154ZM176 254H178V255L180 256L179 260H178V257H177V260L174 259V258H176V257H175ZM187 254H188L189 256H188ZM238 254H239V256H238ZM242 254H243V255H242ZM244 254H245V255H244ZM246 254H247V255H246ZM252 254H253V253H252ZM252 254H251V255H252ZM17 255H18L19 257H21V256H23V257L18 258ZM32 255H37V258L34 259V257H36V256L32 257ZM73 255H74V256H73ZM106 255H107V256H106ZM134 255H135V256H134ZM148 255H150V257H151V256H152V257L149 258ZM161 255H162V257H161ZM1 256H0V257H1ZM15 256H16V258H15ZM24 256H25V257H24ZM80 256L85 257V259H84V258H83V260H81L82 258L79 259ZM97 256L99 257V259L97 258ZM108 256H110V257H108ZM115 256L117 257V258H115L116 260L114 259ZM141 256H140V257H141ZM167 256H169V257L167 258ZM176 256H177V255H176ZM216 256H215L214 258H212V259H216ZM243 256H245V257H243ZM261 256H264V253H263ZM261 256L258 255L257 258H256L258 261L261 260V261H259L260 263L258 262V264H261V262L264 263V260H262V259H264V257H262V259H261ZM30 257L32 258V260H29ZM86 257H87V258H86ZM124 257H121L122 259H121V261L118 262L119 264H123V263L126 264V263H127V260L125 261L126 258L123 259ZM128 257H129V258H128ZM140 257H139V258H140ZM202 257H203V258H202ZM5 258H6L7 260H9V261H7ZM23 258H24V259H23ZM72 258H71V259H72ZM100 258H101V259H100ZM112 258H113L116 262H115ZM130 258L133 259V260H131ZM136 258H137V257H136ZM136 258H135V259H136ZM139 258H138V259H139ZM192 258H193V259H192ZM222 258H223V259H222ZM230 258H229V256H228V257H227V260H226V257H225V260H226V261H225V262L223 261L222 263H223V264H224V263H225V264H228L227 261H228V259H230ZM241 258H242V259H241ZM258 258H260V259H258ZM18 259H20V261H18ZM36 259H37V260H36ZM96 259H95V260H96ZM111 259H112L113 261H112ZM138 259H136V262L138 261L139 264H142L141 261H140V259H143V258L141 257L139 260H138ZM182 259H181V260H182ZM199 259H200V261H199L200 263L198 262ZM232 259H233V260H232ZM246 259H247V258H245L244 262H241V264H242V263H243V264H244V263L249 264V263H251L250 261H251L253 258L251 257V259H250L249 262H247ZM256 259H253V261H252L251 264H254L253 262L256 261ZM1 260H2V261L6 260V262L4 261V262H5V263H4V262H2ZM13 260H12V263L14 264ZM22 260H23V261H22ZM33 260H36V262L33 261ZM51 260H52V259H50V260L48 261V263H49V264H54L53 261L51 262ZM86 260H87V261H86ZM122 260L125 261V262H122ZM151 260H152V261H151ZM154 260H156L157 262L155 261V263H153ZM169 260L167 261L168 263L170 262ZM174 260H175V261H174ZM191 260L194 261V262H191ZM205 260L203 261V263L205 262ZM210 260H211V259H210ZM248 260H249V259H248ZM81 261H82V262H81ZM83 261H84V262H83ZM100 261H101V263H100ZM102 261H103V262H102ZM132 261H134V262L132 263ZM139 261H140V262H139ZM211 261H214V262H215V260H211ZM32 262H33V263H32ZM34 262H35V263H34ZM76 262H77V263H76ZM120 262H122V263H120ZM172 262H171L170 264H172ZM179 262H177V264H179ZM196 262H197V263H196ZM206 262H205V264H206ZM231 262H230V263H231ZM233 262H232V264H234ZM39 263H40V262H39ZM41 263H42V262H41ZM41 263H40V264H41ZM43 263L48 264L46 261L43 262ZM80 263H78V264H80ZM118 263H117V264H118ZM183 263L185 264L186 262H182L181 264H183ZM215 263H218V262H215ZM222 263H221V264H222ZM230 263H229V264H230ZM255 263L257 264V262H255ZM263 263H262V264H263ZM87 264H88V263H87ZM211 264H214V263L212 262ZM219 264H220V263H219Z\"/></svg>",
    "mask_w": 264,
    "mask_h": 264
},
{
    "label": "bare ground",
    "instance_id": "2",
    "mask_svg": "<svg viewBox=\"0 0 264 264\" xmlns=\"http://www.w3.org/2000/svg\"><path fill=\"white\" fill-rule=\"evenodd\" d=\"M1 1H2V0H1ZM1 1H0V2H1ZM3 1H4V0H3ZM3 1H2V3H0L1 5H3V4H4L5 2H7L8 0H6V1H4V2H3ZM9 1H10V0H9ZM9 1H8V2H9ZM19 1H20V2H19ZM24 1H25L24 4L26 5V4L28 3V2H26L27 0H23V1H22V0H18V2H17V0H16V1H15V0H13V1L11 0V3H12L11 6H13L14 9L18 7L19 9H18V8H17V9L20 10V9H21L20 7H22V5H24V4H22L21 2H24ZM29 1L32 2L33 0H29ZM34 1H35V0H34ZM34 1H33L32 3H34ZM50 1H51V3H52L53 0H49V5L51 4ZM61 1H62V3H63V0H60V2H61ZM73 1H75V0H73ZM83 1H84V0H83ZM88 1H89V0H88ZM88 1H87V2H88ZM92 1H94V0H92ZM95 1H97V0H95ZM101 1H102V0H101ZM110 1H111V0H110ZM115 1H116V0H115ZM121 1H123V0H121ZM129 1H130V0H125V4H124V2H123V4H124L125 6H124L123 8L121 7V8H122L121 10H123V12H120L119 14H121V13H123V14H125V15H126V14H130V13H129L130 9L128 8V5H130V4H128ZM147 1H149V0H147ZM166 1H167V0H165L164 2H163V0H161V1H159V2L157 1L156 3H153V6H152V5H150L151 2H152V0L149 1V2H146V0H141V2H140L141 4H140V6H139L138 8H136V10H137V9L140 10V8H143V9H144V12H143V13L141 12V13H142L143 15H145V17H144V21L142 20V21L145 22V23H144V24L142 23V25H145V26H146V30H147V24L149 25V23H151V20H152L153 18H150V17L153 16L152 13H154L155 20L157 21V23H156V24H153V23H152V28H153V27L156 28V26L158 25L157 28H159V33H158V31H157V28H156L157 36L159 35V36H162V38H163V37L165 36V34H167V32L169 31V30L167 31V30L165 29L166 26H167V23H170V24H171V26H170L171 31H170V33H168L167 35L170 34V36L173 37L172 40L174 39L175 42H173L174 44H172V42L169 41V44H168V46H169V48H170L169 51H171V47H172V46H173L172 49L174 48V49H173V51H174L175 48L177 47V44H179L178 46H180V44L182 43L180 49H179V47H178V49H176V51H174L173 54H172V56L174 55V56H173V59H174V57L176 56L175 54H177V53H175V52H177V50H181L180 52L178 51L179 53H181V55H180V54H177V55H179V57H178V58H179V62H178V64H177V66H176V68L178 67V65H181V66H182V68H181V66H180V69H182L183 72H182L181 70L178 71V73H180V71H181V73L184 74V77H182L181 80H182V79L184 80V78H185V80L188 79L187 81L193 79L195 72L198 73V74L200 73L199 75H202L201 77H203V74L205 73V71H203L204 68H203V69H200V68L202 67V64H203V67H204V63H206V62L201 63V66L199 65L200 62L204 61V60H202V59H205V58H203V57H205L204 54H201V53H202L201 49H205L204 52L206 53V55H207L208 58L211 57V58H210L211 60H212V58H214L215 53H217V52H215V53H214V56H213L212 53H210V56H208V54H209L208 52H209V51L206 52V47H208L209 45H208V46H205L207 40H205L203 37H205V38L207 37L208 31L210 32V34H208V36H209V37H213L214 34H217V29H218V30L220 29V28H218V27H220V25H221L222 23L220 22V23H221V24H220L219 21H218L217 19L214 20L216 17H215L214 19L211 18V17L208 18V17H209V16H208V15H209V14H208V11H204V12H207L206 15H205V13L202 14L201 12L198 11L197 13H195L196 16H195V14H194V16H195L196 18L193 17V19H196V21L198 22V26H197V28H195V25H194V26H193V28H195L194 30H193L192 28H189V30L191 29V30H193V32H192V33H191L190 31L188 32V30L186 29V27H187L186 25H188L189 22L186 23V21H185V17H184L185 15H184V16L181 15V12H182V8H181V7H182L186 2H189V0H188V1H185V3H184V0H182V3H181V4H183V3H184V4L180 7L181 9L179 8L180 3H178L179 6H177L178 9H176L177 7L175 8V6H176L177 3H175L174 1H173V3H171L172 0H171V1L169 0V1H170L169 3H171L172 6H174V4H175V6H174L175 10H173V12H171V13L169 12V14H171L172 17L170 18V16L168 15V16H169V20H166L167 16L165 15L166 18L164 17V19H163L162 21H158L160 17H161L160 20L163 18L164 12H165L166 10H168V9L164 10L165 5H166V7L169 5V4H168V1H167V2H166ZM175 1H176V0H175ZM199 1H200V0H198V2H199ZM207 1H208V0H207ZM212 1L214 2V5H215V8H214V9H215L216 11H218V14H219L220 16H222L223 18H228V17L232 16V13H233V12H232V11H233L232 7H233V6H232L230 0H212ZM235 1H236V0H235ZM235 1H234V2H235ZM237 1H238V0H237ZM237 1H236V2H237ZM242 1H243V0H242ZM242 1H241V2L239 1L238 3H241V4L243 3L242 6H244V2H242ZM251 1H252V0H250V2H251ZM253 1H254V0H253ZM261 1H262V0H261ZM36 2L38 3L39 1H35V4H37ZM40 2H41V0H40ZM55 2H56V1L54 0L53 3H55ZM60 2H59V3H60ZM76 2H79V0H77ZM85 2H86V1H84V4H85ZM87 2H86V3H87ZM99 2H100V0H99ZM99 2H96L97 5H99V4L101 3V2H100V3H99ZM102 2H104V1H102ZM105 2L107 3V2H109V1L106 0ZM113 2H114V0L111 1L112 4H113ZM136 2H137V0H136ZM162 2H163V3H162ZM180 2H181V0H180ZM193 2H196V0L193 1ZM201 2H202V1H201ZM203 2H204V0H203ZM210 2H211V1H210ZM234 2H233V4H234ZM258 2H260V0H259ZM258 2H255V1H254L253 3H250V5H252V4H254V3L257 4ZM9 3H10V2H9ZM11 3H10V4H11ZM15 3H16V5H17V7H16V6L14 7ZM17 3H18V4H17ZM42 3H43V1H42ZM42 3H41V4H42ZM53 3H52L51 5H53V7H56V8H53V7H52V8H53V9H56V11L58 10V12H56V15H55V13H54L55 10L52 11L53 9H52V10L50 9L51 7H50L49 9H47L48 7H47V8H43V7H40V6H39L40 9H39V7H38L37 9H39V10L36 9L37 12H36V11L34 12L35 9L32 10L33 8H31L30 6H28V5H32V4L28 3L27 6L24 5L25 7H23V9H24V8L26 9V8H28V7L31 8V9H30V12H29V14H30L29 17H30V18L28 17L29 21L26 19V16H27V15H26V14L23 15V13H25V9H24V10L21 9V11H22V10L24 11V12L22 11L23 13H21V11H20V13H21L22 15H21V14L19 15V13H18V15H17L16 17L11 18L12 16H10V14H12V13H13L12 11H15V10L12 9V8H10V7H9L10 5L7 4V3H5V4H7V5H3V6H5V8H6V6H8L9 8H6V9H5L4 7L1 8L2 6L0 7V11H2V12H4L3 9H5V14H4V13H1V14H4V15H7V14H6V12H7L6 10H7V9H9V11H11L10 9H12L11 13L9 14L10 17L7 16V17H9V18H11V19H8V18H6V17H3V15L0 17V32L2 31L1 34L3 33V35H4V36H2V35L0 34V35H1V36H0V42H1L0 45L2 46L1 48H2V50H3V53H2V54L0 53V75H1V73H2V78H1V83H0V84H3V83H6V84L9 83V84H10V83L13 82V84L10 85V87L8 86L9 84H8L7 86H5V84H4V87H3V86L1 87V90H0V91H1V92H0V94H1V95H0V96H1V97H0V101L2 100V98L4 99L5 97H6V98L10 97V96L7 95L9 92H6V91H5L6 89H7V90H10L11 88L14 89L15 87H12V86L15 85V86H16V89H14V90H16V92L19 90V89L17 88L18 85H16V84H19V87L21 86V88H24V89L22 90V91H24L26 88L31 87L30 84H32L31 82H32L33 79H36V80H33V82H34L33 84H36V81H37V83H38V80H40V82H41L42 80H44V81L41 82L40 86H37V87H41V91L35 87L36 85L34 86L35 88H33V89L36 90V93H37V90L40 91V93H39V92L37 93V96L39 97V99H38V102H36L37 104H35V108L33 107V108H34L33 111H32V110H31V111L29 110L31 113L28 114V115L26 116V118L23 117L25 120H24L23 118H22L23 121H22V119H20L19 121H17V120H16V121H14V120L12 121V120L9 119V120L12 121V122H9V120H7V121L5 120V121H6L5 124H4V122H1V121H0V132H1V130H3V129H5V130L7 131V130L10 128V129L8 130L9 133H7L5 130H3V132H4L3 135L0 134V150L4 149L3 146H2L3 148L1 149V145H4V146L6 145L7 147H9V146H13V145H15V144H19V145L16 146L15 148H14V146H13V147H10V148H5V149H6V150L4 149V153H5V154H3V155H6V156H7L8 154H13V153H14L15 155H14V154L11 155V157H12L11 159H16L15 157H18V156H19V158H20V166H19L18 168H16L15 170L13 169V172L15 171V176H14L13 178L7 180V181H9L7 184H9V185H6V184L4 183V182H5L4 179H6V178H5V176H2V177H4V179H3L4 181L2 182V184H3V185L5 184L6 187H7V186H10V187L7 188V189L13 188V191H14V192H15V190L18 189V188L23 189L24 192H26V191H28V190H30V189H31V190H32V189H35L36 186H39V182L42 181V180H40L41 178H43L42 176H46V177H47L48 175H50V173L53 174V173L56 172V170H57V168H58V166H56V165H58L59 161L62 162V160H66V159H67V167H68V168L65 167V166H66V165H65L66 162H65V164H64V168H63L64 173H65V177L68 178L69 176H70V177L72 176L71 179H73L74 177H77V179L75 178L76 180L73 179L74 181L77 182V181L80 180V178H79V180H78V177H80V176L83 175V176H82L83 179H82L81 181L84 182V181H86V177H88V176H89L88 178L91 179V177H90V173H91V174H92V173H97L103 165H104V167H105L106 164H103V163H104L103 161H105V160H103V159H106V158H107V160H108L109 158H111L110 155H109V154H111V153H109V151L111 152L112 149L110 150V147H109V148H107V151H108V149H109L108 152H107V151L104 152V150H102V152H104V153H106V152H107V154L109 153V154H108L109 157L107 156V154H101V152H100V154H101V155H104V157L107 156V157H105V158L102 157V158H101L102 160L99 159V160H101L103 163H101V161H100V163H99L98 160H97V162H96V160H95V163H94V161L92 160L93 163H92V164L90 163V162H91V159H94V158H93V157L91 158V156H93V155H90V152H88V151H91V154H95L96 151L98 150V147L96 148L97 150L95 151V150H94L95 147H93L94 149H92L91 147L89 148L88 144H89L90 142L92 143V141H94L95 137L98 135L97 131L99 132V135H100L101 137H102V135L105 136L106 133H107V135H108V134H109L108 131H111V130H112L111 132H114L113 129H111V130L109 129V126H108V129H109V130L107 131V126H106V124H105V120L107 119L106 117H107L108 115H110L111 113H112L111 115L114 116L115 114H113V113L115 112V110L112 109V110H114V111L111 110V111H110V112H111L110 114H109V111H106V115H107V116H105L106 119L104 120V122H101V123H104V125L106 126V128H105L104 125H103V126H104L103 128H102V126H101V128L103 129V131H104V129H106V131H104V132H103V131H100V129H101L100 127H99L100 129L97 130V129H98L97 127H98L99 125H97L98 122H97L96 119H95V117H96V118H97V117L99 118V116L97 115L98 113H99V115L101 114L100 117L103 115V119H104V114H102L101 111H102L103 113H104L105 111H103V108H102V107L99 108L100 106L97 107V106H94V105H93V106L95 107V108L93 109V111H90V110H89L90 113L87 112V113H89V114L92 113V115H90V116H92L91 119H90V116L86 117L88 114H87L86 116L83 115V113H84L85 111L82 113L83 116H82V115H79V114L77 113V111H80V110L82 109V105H81V103H79V101H77V99H75L74 96H76V98H78L77 95L81 96V94H78V92H79L80 90L83 89V88H82L83 86H84V88H85V84L87 83L86 81H88V80H84V79H85V77H86V79H88L87 76L90 75V74H88V73H91V74H92L91 76H93V75L95 74V76L98 77L97 73H98L99 70H96V68L93 66L91 72H89V70L87 69L88 67L86 68L87 65H88L89 67L92 66L91 64H92L93 62H91V61L95 59V58H94L95 56L92 57V58H94V59H91L90 57H89V58L87 57L88 60L85 59V58L80 57L81 55H83L82 52L85 53V52H84L85 49H84V50L82 49L83 51H82L81 53L78 52L79 50H78L77 48H76V49H75V48L72 49V50L75 49L74 52H75L76 50H78V51H76V52H78L79 54H81L80 56L78 55V53L76 54V52H75L76 55L74 54V57H75V56L80 57V58H79L80 61L78 60V62H80V63L75 64V63L77 62V59H78V58H77L76 60H74V59H73V58H74L73 55L71 56V57H73V58H69L70 56H67V55L64 57V52H67V51H70V50H71V44H72V45H73V44L76 45V43H71L70 46H68V48L70 47V50H69V49L67 50V47H66V50H67V51H65V49H64V46H65V45H64V44H65L64 41H66V38L68 37V36H67V33H69L68 31H70V30L68 29V26H66V25H68V24H67V21H68V19H69V17H70L68 13H69V11L72 12V10H70V7H71L73 4H75V3H73L72 0H65L64 4L60 3V5L62 4L63 7H61V6H57V5H58V4H57L58 2H56L57 5H56V4H53ZM71 3H73V4L71 5ZM88 3L90 4V2H88ZM91 3H92V2H91ZM96 3H95V6H96ZM111 3H110V4H111ZM115 3H116V2H114V4H115ZM118 3H120L119 0H117V4H118ZM132 3L135 4V0H134V2H132ZM137 3H138V2H137ZM137 3L135 4L136 6L139 4V3H138V4H137ZM149 3H150V4H149ZM204 3H205V2H204ZM206 3H209V2H206ZM206 3H205V4H206ZM260 3H261V2H260ZM20 4H21V6H20ZM46 4H47V3H46ZM80 4L82 5L83 3L81 2ZM112 4L109 5V4L107 3L106 5H105V4H104V5L106 6V8L108 7L107 5L112 6V7H111V8H112L111 10H112V12H113L114 4H113V5H112ZM120 4H122V2H121ZM171 4H170V5H171ZM186 4H188V3H186ZM189 4H190V3H189ZM200 4H202V3L199 2V5H200ZM235 4H237V3H235ZM235 4H234V5H235ZM245 4H246V2H245ZM18 5H19L20 7H19ZM38 5H39V4H38ZM47 5H48V4H47ZM77 5H79V4L77 3L76 6H75V5H73V6L78 7ZM90 5H94V4L92 3V4H90ZM101 5L103 6V3H102ZM101 5H99V6L101 7ZM131 5H132V4H131ZM131 5H130V6H131ZM193 5H194V4H193ZM193 5H189V6L191 7V6H193ZM195 5H196V4H195ZM195 5H194V8H195ZM207 5H208V4H207ZM247 5H248V7L250 6L249 4H247ZM254 5H255V4H254ZM254 5H252V6H254ZM260 5H261V4H260ZM260 5L257 4V6H254L255 9H256L258 6H260ZM34 6H35V5H34ZM34 6H32V7H34ZM41 6H42V5H41ZM43 6H45V5H43ZM95 6H94V8H95ZM99 6H98V7L96 6V8H100ZM121 6H122V5H121ZM136 6H133V7H136ZM189 6H188V7H189ZM238 6H240V4H239ZM242 6H240V7H242ZM36 7H37V6H36ZM57 7H58V8L61 7V8H63V9H61V10L66 11V14H65V16L63 17L62 21L60 20L61 24L59 23V26H60V27L58 28V30H57V28L55 27V26L57 25L56 20H58L59 18L61 19V17H62L63 15L60 16V17H58V19L56 18L57 15H59L60 13L62 14V12H60L61 10L57 9ZM79 7H80V5H79ZM82 7H83V5H82ZM82 7H81V8H82ZM85 7L87 8V7H88V4H87V6H85ZM116 7H118V5H117V6L115 5V8H116ZM133 7H130L131 10H132ZM185 7H187V5L184 6L183 8H185ZM199 7H201V6H199ZM202 7H203V4H202ZM205 7H206V5H205ZM236 7H237V6H236ZM236 7H235V8H236ZM240 7H239V8H240ZM245 7H246V5H245ZM245 7H244V8H245ZM261 7L264 8V5H263V6H260L259 8H257L258 11H259V9L262 10ZM89 8H90V7H89ZM89 8H88V9H89ZM103 8H104V7H101V9H103ZM172 8H173V7H172ZM174 8H173V9H174ZM196 8H198V7L196 6ZM244 8H243V7L240 8V14H242L243 12H247V11H245V10H244V11L242 10L243 12L241 11V9H244ZM251 8H252V7H251ZM17 9H16V10H17ZM71 9H72V7H71ZM75 9H76V8H74V10H75ZM88 9H85V10H88ZM90 9H91V8H90ZM101 9H100V11H102ZM119 9H120V7H119ZM119 9H118V10H119ZM169 9H170V7H169ZM188 9H189V8H188ZM202 9H203V8H202ZM205 9H207V8H205ZM255 9H253V10H255ZM18 10H17V11H18ZM28 10H29V9H28ZM28 10L26 9V11H28ZM31 10H32V11H31ZM50 10H51L53 13H52ZM78 10H80V9H77L76 11H78ZM82 10H83V9H82ZM85 10H83V11H85ZM94 10H95V13H96L99 9H98V10L94 9ZM94 10H93V11H94ZM108 10L110 11V9H108ZM108 10H107V11H108ZM118 10H117V11H118ZM121 10H119V11H121ZM141 10H142V9H141ZM163 10H164V12H163V15H162L161 13H162ZM185 10H186V9H185ZM189 10H190V9H189ZM189 10H187V11H189ZM194 10H197V9H194ZM194 10H193V11H194ZM207 10H208V9H207ZM209 10H210V9H209ZM237 10H238V8H237ZM246 10H247V7H246ZM248 10L251 11V9H248ZM253 10H252V11H253ZM17 11H16V12H17ZM80 11H81V10H80ZM103 11H104V10H103ZM115 11H116V9H115ZM142 11H143V10H142ZM168 11H170V10H168ZM187 11H186V15H189L190 13L187 12ZM200 11H201V10H200ZM263 11H264V9H263ZM16 12H14L12 15L14 16V14H15ZM18 12H19V11H18ZM31 12L34 13V15H33ZM59 12H60V13H59ZM98 12H99V11H98ZM98 12H97V14H98ZM110 12H111V11H110ZM110 12H109V14H110ZM131 12H133V11H131ZM134 12L137 13L136 11H134ZM134 12H133V13H134ZM138 12H140V11H138ZM210 12H211V10H210ZM235 12H236V11H235ZM237 12L239 13V11H237ZM241 12H242V13H241ZM27 13H28V12H27ZM50 13H52V14H54V15H52V14H50ZM57 13H58V14H57ZM74 13H77V12H74ZM81 13H82V11H81ZM81 13H79V14H81ZM84 13H85V12H84ZM102 13H103V12H102ZM104 13H105V12H104ZM104 13H103V14H104ZM115 13H116V12H114L113 14L115 15ZM156 13H158V14H157L158 17L155 15ZM187 13H189V14H187ZM191 13H192V12H191ZM247 13H249V12H247ZM254 13L256 14V13H257V10L254 11ZM260 13H261V12H260ZM262 13H263V12H262ZM16 14H17V13H16ZM29 14H28V15H29ZM63 14H64V13H63ZM79 14H76V16H78ZM82 14H83V13H82ZM93 14H94V13H93ZM123 14H122V17H123ZM244 14H245V13H244ZM249 14H252V12H250ZM249 14H248V15L246 14L247 16H245V15H244V16L248 18ZM258 14H259V13H258ZM32 15H33V16H32ZM51 15H52V17H51ZM70 15H71V17H72L73 12H72V14H70ZM83 15H84V14H83ZM83 15H82V16H83ZM107 15H108V14H107ZM107 15H105V16H107ZM116 15H117V14H116ZM116 15L114 16L115 18H116ZM130 15H131V14H130ZM159 15H162V16H159ZM204 15H205V16H208V17H205ZM236 15H237V13H236ZM31 16H32V17H31ZM68 16H69V17H68ZM73 16H75V15H73ZM86 16H87V15H86ZM86 16H84V18H85ZM88 16H89V15H88ZM90 16H91V14H90ZM90 16H89V17H90ZM127 16H128V15H127ZM138 16H139V14H138ZM141 16H142V15H141ZM154 16H153V17H154ZM192 16H193V15H192ZM210 16H211V15H210ZM220 16H219V17H220ZM242 16H243V15H242ZM244 16L241 17V15H240L241 19H242V18H245ZM258 16L260 17L261 15H258ZM50 17H51V20H52V18H56L55 21H54V20L51 21L52 23H53V22L56 23L55 26L51 23V25L56 29V32H55L56 34L54 33L55 29H54L52 26H51V27L53 28L54 31L51 29L52 32H50V33H52V34H55V35H54V36H55V41H54V42H55V46H54V48L50 47L49 45H48V47H46V51H48V50H50V48H52V53L50 52L51 54H48L49 51H48V52H45V51H44L45 48L43 47L42 51L45 52V53L43 54L41 50H38V47H39V46H38L37 49H36V47H32V45H35V44H32V43L29 44V43H27V42H32L31 40H35V41H36V38L32 36L33 38L30 37L31 40L28 41L29 38H27V37L33 35V34H34V30H36V29H34V28H35V25H34V28H33V22H34L35 20H36V21H35L36 25L40 27V30H39V31H41V29L43 28V26L46 28L45 30H47L46 22H48V19H50ZM93 17H94V16H93ZM98 17H101V14H100V16H99V15L96 16V18H98ZM102 17H103V16H102ZM111 17H112V14H111L110 18H111ZM114 17L111 18V20H110V18H108V19H109L110 21H114V20H115ZM117 17H119V16L117 15ZM132 17H133V15H132ZM132 17H130L131 20H132ZM134 17H135V16H134ZM189 17L192 19L191 14H190ZM213 17H214V16H213ZM222 17H220V18H222ZM240 17H239V18H240ZM252 17H253V18H252ZM262 17H263V16H262ZM22 18H23V19H22ZM67 18H68V19H67ZM78 18H80V19H84V18H82V17H80V16H79ZM78 18L76 17V19H78ZM96 18H95V19H96ZM105 18H106V17H105ZM139 18H140V17H138V19H139ZM146 18H147V20H146ZM157 18H158V19H157ZM186 18H187V16H186ZM234 18H235V16H234ZM239 18H237V21H238ZM250 18H252V19L257 18V20H258V17L255 16V18H254V14H253V16L250 15ZM250 18H248V19H250ZM15 19H16L17 22H18V20H20L21 24H20L19 22H18V23L16 22V23H17L18 25L22 26V27H20V28H17V27H19V26L16 27V23H15V21H14ZM17 19H18V20H17ZM72 19H73V18H72ZM74 19H75V17H74ZM74 19H73V20H74ZM80 19H78V20H80ZM95 19L93 18L92 20L94 21ZM99 19H100V18H99ZM108 19H107V20H108ZM118 19H119V18H118ZM230 19H231V20H230ZM232 19H233V18H229L230 21L228 20L229 22H231V24H232ZM245 19H246V18H245ZM245 19L243 20V22L245 21ZM260 19H261V17H260ZM22 20H23L24 22H26V23L23 22V25H25V27H23V25H22ZM25 20H26V21H25ZM78 20H76V21H78ZM86 20H89V18L87 17ZM90 20H91V19H90ZM90 20H89V21H90ZM96 20H97V19H96ZM121 20H123V22H124L125 18H124V19L121 18ZM121 20H119V21L121 22ZM127 20H128V19H126V21H127ZM131 20H129V21H130L132 24H133V22L135 23V19H134L133 22H132ZM148 20H149L150 22H148ZM153 20H154V19H153ZM153 20H152V21H153ZM188 20H189V19H188ZM220 20H221V19H220ZM250 20H251V19H250ZM263 20H264V19H263ZM13 21H14V23H13ZM70 21H71V19H70L68 22H70ZM82 21H83V20H82ZM129 21H128V24L130 23ZM136 21H137V20H136ZM156 21H155V22H156ZM166 21H167V23H166ZM184 21H185V22H184ZM217 21H218V22H217ZM221 21L224 23L225 20H224V21L221 20ZM228 21H227L226 23H228ZM237 21H236V19H235V22H236V23H237ZM248 21H249V20H248ZM251 21H252V20H251ZM7 22H8V23H11V24L8 25ZM27 22H29V23L32 22V24L29 26V24H27ZM78 22H79V21H78ZM97 22H98V21H97ZM97 22H96V23H97ZM104 22H105V21H104ZM114 22H115V21H114ZM117 22H118V21H117ZM140 22H141V19H140ZM153 22H154V21H153ZM191 22L193 23L192 20H190V24H191ZM194 22H195V21H194ZM214 22L219 23L220 25L218 24L219 26L214 27L215 25L212 24V23H214ZM233 22H234V20H233ZM235 22H234V25H235ZM245 22H246V21H245ZM254 22H255V21H254ZM262 22H263V21H262ZM4 23H6V24H4ZM12 23L15 24V26H14L13 28L10 27V26H13ZM35 23H34V24H35ZM49 23H50V22H49ZM75 23H76V22H75ZM75 23H74V25H75ZM83 23H84V21H83ZM90 23H91V21H90ZM96 23H95V24H96ZM101 23H102V22H101ZM101 23H99V24H101ZM115 23H116V22H115ZM184 23H185L186 25H185ZM216 23H215V24H216ZM238 23H239V22H238ZM241 23H242V21H241ZM246 23H247V22H246ZM248 23H250V21H249ZM44 24H45V25H44ZM77 24H78V23H77ZM84 24H85V23H84ZM88 24H89V22H88ZM91 24H93V23H91ZM99 24H98V25H99ZM102 24H103V23H102ZM117 24H118V23H117ZM122 24H124V23H121L120 25H122ZM211 24L213 25L214 28L211 26ZM229 24H230V23H229ZM229 24L227 25L228 27H229ZM252 24H253V23H252ZM257 24H258V23H257ZM257 24H255V25H257ZM48 25H49V24H48ZM71 25H72V24H71ZM82 25H83V24H82ZM93 25H94V24H93ZM93 25H92V26H93ZM105 25H106V24H105ZM107 25H108V23H107ZM113 25H115V24H113ZM120 25H119L118 27H121ZM124 25H125V24H124ZM126 25H127V24H126ZM136 25H137V24H136ZM142 25H141L140 27H138V29H140L141 27H144V26H142ZM153 25H154V26H153ZM165 25H166V26H165ZM216 25H217V24H216ZM223 25L225 26L226 24H223ZM223 25H222V26H223ZM234 25H233V26H234ZM240 25H241V24H240ZM246 25H247V24H246ZM246 25H244V26H246ZM248 25H249V24H248ZM255 25L253 24V26H255ZM262 25L264 26V24H262ZM262 25H260V27H261ZM31 26H32V27H31ZM78 26H80V25H78ZM78 26H76V27L78 28ZM83 26H86L87 29H88V26H87V25H83ZM96 26H97V25H96ZM102 26H104V25H102ZM150 26H151V25H150ZM190 26H191V25H190ZM233 26H232V27H233ZM235 26H236V25H235ZM237 26H238V25H237ZM244 26H243V27H244ZM250 26H251V25H250ZM258 26H259V25H258ZM49 27H50V26H49ZM49 27H48V29H49ZM51 27H50V28H51ZM69 27L71 28L70 23H69ZM76 27H73V29L76 28ZM89 27H90V25H89ZM94 27H95V26H93V28L91 27L90 30H87L88 33H89L90 35H91V32H93ZM97 27H98V26H97ZM124 27H125V26H124ZM131 27H132V26H131ZM134 27H136V26H134ZM210 27H211V28H210ZM232 27H231V28H232ZM247 27H249V26H247ZM251 27H252V26H251ZM10 28H11V29H10ZM21 28H22V29H21ZM84 28H85V27H84ZM84 28H81V29L79 28V32H80V30L82 31V29H84ZM99 28H100V25H99ZM103 28H104V27H103ZM149 28H150V27H149ZM168 28H169V27H168ZM168 28H167V29H168ZM215 28H216V30H215ZM222 28H223V27H221V29H222ZM225 28H226V27H225ZM225 28H223V29H225ZM253 28L255 29L256 27H253ZM7 29H9V30H7ZM18 29H20V30H18ZM37 29H38V28H37ZM91 29H92V31H91ZM105 29H106V28H105ZM118 29H119V28H117V30H118ZM127 29H128V28H127ZM127 29H126V30H127ZM150 29H151V28H150ZM150 29H149V30H150ZM200 29H202L203 31H204V30L206 31V34L202 32V33L205 34L206 36L203 35V34H202V35H199V32L202 31V30H200ZM240 29H242L241 26H240ZM250 29H251V28H250ZM259 29H260V28H259ZM10 30H12V31L10 32ZM14 30H16L15 33H16L17 30H18L17 33H19V34H21L19 31H22V30H23V31L25 32V33L22 32V34H24V36H25V34H26L27 32H30V31H31V32H33V33L30 32L31 34L28 33L27 35H29V36H25V37H24V36L22 37V35H18V34H16V36H15ZM75 30H78V29H75ZM85 30H86V29H85ZM85 30H84V31H85ZM96 30H97V29H96ZM107 30H108V28H107ZM107 30H106V31H107ZM111 30H112V29H111ZM111 30H110V32H111ZM113 30H114V27H113ZM119 30H120V29H119ZM126 30H125V31H126ZM130 30H131V29H130ZM135 30H136V29H135ZM142 30H143V29H142ZM144 30H145V29H144ZM151 30H153V29H151ZM199 30H200V31H199ZM213 30L216 31L214 34H213V32H214ZM230 30H231V29H230ZM232 30H233V29H232ZM246 30H247V29H246ZM251 30H252V29H251ZM71 31H72V30H71ZM71 31H70V32H71ZM87 31H86V32H87ZM89 31H91V32H89ZM98 31H99V30H98ZM100 31H101V30H100ZM103 31H104V30H103ZM128 31H129V29H128ZM133 31H134V29H133ZM138 31H139V30H138ZM153 31H154V30H153ZM222 31H224V30H222ZM243 31H244V30H243ZM9 32H10V33H9ZM12 32H13V33H12ZM36 32H37V30H36ZM36 32H35V33H36ZM46 32H47V31H46ZM86 32H85V35L87 34ZM114 32H115V31H114ZM140 32H142V31H140ZM145 32H147V31H145ZM148 32H149V31H148ZM226 32H227V29L225 30V33H226ZM228 32H229V31H228ZM252 32H253V31H252ZM260 32H261V31H260ZM72 33H75L74 30H73ZM72 33H70V34H72ZM77 33H78V32H77ZM94 33H95V35H94L93 33H92V35L97 36V37H98L99 35H102V34H98V35H97L96 31H95ZM111 33H112V32H111ZM122 33H123V32H122ZM129 33H130V32H129ZM143 33H144V32H143ZM150 33H151V32H150ZM156 33H155V34H156ZM225 33L221 32L222 35H224ZM233 33H236V32H233ZM246 33H247V32H246ZM246 33H245V34H246ZM9 34H10V35H9ZM11 34H12V36H11ZM46 34H47V33H46ZM46 34H45V35L43 34L45 40H46V37H47ZM81 34H82V33H81ZM104 34H105V33H104ZM106 34H109V32L106 33ZM114 34H115V33H114ZM126 34H127V33H126ZM137 34H138V33H137ZM153 34H154V32H153ZM219 34H220V32H219ZM229 34H231V36H232V32L229 33ZM253 34H255V33H253ZM5 35H6V36H5ZM82 35H84V33H83ZM90 35H89V37H90ZM92 35H91V36H92ZM116 35H118V34H116ZM116 35H115V36H116ZM120 35H121V34H120ZM123 35H125V34H123ZM210 35H211V36H210ZM235 35H236V34H235ZM243 35H244V34H243ZM258 35H260V34L258 33ZM261 35H262V34H261ZM14 36H15V37H14ZM20 36H21V37H20ZM36 36L38 37V34H36ZM50 36H51V35H50ZM111 36H112V35H111ZM127 36H128V34H127ZM139 36H140V34H139ZM146 36H147V34H146ZM152 36H154V37H151V36H150L151 38H154V39H152V40L156 41L157 39L155 38V35H152ZM199 36H200V37H199ZM202 36H203V37H202ZM215 36H216V35H214V38H215ZM217 36L220 37V35H217ZM226 36H227V35H226ZM231 36H230V38H231ZM9 37H10V38H9ZM13 37H14V39L16 38L17 41H16V39L14 40ZM40 37H42V34H41ZM52 37H53V36H52ZM73 37H74V36H73ZM77 37H78V39H80V41H81V43H82V42H83V41H82L83 38L81 39V38H79V36H77ZM77 37H75V38L77 39ZM80 37H81V36H80ZM89 37H88V39H91V40L94 38V37H93V38H92V37L89 38ZM103 37H104V36H103ZM113 37H114V36H113ZM123 37H124V36H123ZM125 37H126V35H125ZM148 37H149V36H147V38H148ZM165 37H166V36H165ZM165 37H164V38H165ZM198 37L200 38V40L198 39ZM209 37H208V39H209ZM228 37H229V36H228ZM238 37H239V36H238ZM241 37L244 38L245 36H241ZM249 37H250V36H249ZM20 38H22V39H20ZM38 38H39V37H38ZM47 38H48V37H47ZM70 38H71V37H70ZM70 38H69V39H70ZM99 38H100V36H99ZM105 38H106V37H105ZM114 38H115V37H114ZM116 38H117V37H116ZM119 38H120V37H119ZM140 38H141V37H140ZM145 38H146V37H145ZM158 38H159V37H158ZM162 38H161V39H162ZM169 38H170V37H169ZM201 38L203 39V41L205 40L206 42L201 43V42H202V41H201ZM214 38H213V39H214ZM220 38H221V37H220ZM232 38H233V37H232ZM254 38H255V36H254ZM18 39H20L21 41L18 40ZM25 39H26L27 41H25V42H23V43H24V45H25V43H27V44H26V45H27V49L29 48L28 46L30 45V46L32 47L31 49H34V48H35L37 51H39V52L41 51V53L43 54V55L40 54L41 56L39 55L40 57H42V59L40 58V59H41V60H40V59L38 58L37 63L40 62V63L38 64V66L36 65V61H35V60H36V57H35V56H32L33 54H35V52L32 53V50H31L30 53H27L28 50H30V48H29L28 50L26 49L27 52H26L25 50H24V51H25V52H24V51L21 49V48H22V47H21L22 44H19V43H22V41H24ZM40 39H41V38H40ZM42 39H43V38H42ZM42 39H41V40H42ZM44 39H43L42 41H44ZM72 39H73V38H72ZM72 39H71V40H72ZM85 39H86V38H85ZM88 39H87V40H88ZM95 39H96V38H95ZM100 39H101V38H100ZM100 39H99V40H100ZM112 39H113V38H112ZM124 39H125V38H124ZM126 39H127V38H126ZM206 39H207V38H206ZM213 39L210 38L209 41L211 40V41L213 42V41H214ZM215 39H216V38H215ZM221 39H223V41H224V37L221 38ZM227 39H228V38L225 39V42H226ZM233 39H235V38H233ZM233 39H232V43H233ZM87 40H86V41H87ZM91 40H88V42L91 41ZM108 40H110V39H108ZM121 40H122V39H121ZM134 40H135V39H134ZM137 40H138V39L136 38V41H137ZM163 40H164V39H163ZM170 40H171V39H170ZM229 40H230V39H229ZM239 40H240V38H239ZM244 40H245V39H244ZM19 41H20V42H19ZM69 41H70V40H69ZM78 41H79V40H77L76 42L78 43ZM80 41H79V42H80ZM122 41H123V40H122ZM125 41H126V40H125ZM130 41H131V40H130ZM150 41H151V40H150ZM150 41H149V42H150ZM164 41H165V40H164ZM180 41H181V43H178V42H180ZM211 41H210V43H212ZM216 41H217V40H216ZM218 41H219V40H218ZM242 41H243V40H242ZM248 41L250 42V40H248ZM248 41H246V43H248ZM13 42L15 43V46L20 45V46H17V48L20 47L19 50L17 49V50L19 51V54H20V50H22L27 56H25V55L23 54L22 51H21V52H22L21 54H22L23 56H25L26 58L28 57V59H30V56H31V59H32V58H35V59H32V60L35 61V64H34L35 66L33 65L34 68L38 67V69L36 68V69H37L36 71H40V69L43 70L44 72L47 71V72H46V76H45V78H44V77H41V76H44V75H45V74H44V75L42 74V73H44V72H42V71H41L42 73L40 72V73H41V76H37L38 74H40L39 72H38V73L35 72V73H34L35 75H33V74L30 73V72L32 71V68H33V67L31 68L30 66H31V64L34 63V61L28 60V59L24 58V57L20 54V55L22 56V58H24L26 61L28 60V62H30V65H28V66H27V65L24 66L25 63H26V64H28V63H27L26 61H24L23 59L19 58L20 55L17 57L18 52H17V54H14L17 50H16V48L13 47V46H14V45H13V44H14ZM17 42H19V43L17 44ZM45 42H46V41H45ZM84 42H85V40H84ZM88 42H87V43H88ZM92 42H93V41H92ZM113 42H114V41H113ZM116 42H117V44H118V40H116ZM143 42H144V41H143ZM145 42H147V41H145ZM166 42H167V40H166ZM214 42H215V41H214ZM221 42H222V41H221ZM230 42H231V41H230ZM256 42H257V41H256ZM36 43H37L36 45H38L39 42H36ZM40 43H41V41H40ZM43 43H44V42H43ZM51 43H52V42H51ZM51 43H50V44H51ZM63 43H64V44H63ZM68 43H69V42H67L66 44L68 45ZM87 43H86V45H88ZM98 43H99V42H97V44H98ZM114 43H115V42H114ZM120 43H121V42H120ZM127 43H129V42H127ZM130 43H131V42H130ZM141 43H142V42H141ZM141 43L139 42V44H141ZM147 43H148V42H147ZM151 43H153V42H151ZM156 43H157V42H156ZM160 43H162V41H161ZM207 43H209V42H207ZM241 43H242V42H241ZM262 43H263V42H262ZM6 44H8L7 46H8L9 52L6 51V47H7ZM79 44H80V43H79ZM79 44H78V48H79ZM90 44H91V42H90ZM90 44H89V45H90ZM92 44H93V43H92ZM94 44H95V41H94ZM94 44H93V46H94ZM117 44H116V46H119V45H117ZM137 44H138V43H137ZM148 44H149V43H148ZM166 44H167V43H166ZM166 44H162V46L164 45V47H165V49L163 48V49L165 50V52H166ZM202 44H204V45H202ZM216 44H218V43H216V42H215V44L213 43V45H216ZM219 44H220V43H219ZM222 44H224V42H223ZM222 44H221V46H222ZM227 44H228V42H227ZM249 44H250V43H249ZM12 45H13V46H12ZM26 45L23 46V47H26ZM36 45H35V46H36ZM82 45H83V44H82ZM95 45H96V44H95ZM98 45H99V44H98ZM98 45H96V46H94V47H92V48H96ZM101 45H103L102 41H101ZM106 45H107V44H106ZM125 45H127V44H125ZM135 45H136V44H135ZM150 45H151V44H150ZM201 45H202V46H201ZM229 45H230V43H229ZM251 45H252V44H251ZM253 45H254V44H253ZM91 46H92V45H91ZM91 46H90V47H91ZM103 46H104V45H103ZM110 46H111V44H110ZM114 46H115V45H114ZM127 46H129V45H127ZM133 46H134V45H133ZM139 46H140V47H139ZM142 46H144V43H143ZM145 46H147V45H145ZM162 46H160V47H162ZM168 46H167V48H168ZM170 46H171V47H170ZM174 46H175V47H174ZM203 46H204L205 48H203ZM217 46H218V45H216V47H217ZM230 46H231V45H230ZM233 46H235V45H233ZM242 46H243V45H242ZM245 46H248V45H245ZM249 46H250V45H249ZM12 47H13L16 51H14V49H12ZM40 47H41V44H40ZM100 47H101V49L97 47V48L99 49V51L96 50L97 48H96L95 50L98 51V52L100 53V54H99V53L97 52V54H99V56L101 57V59H102V57H103V58H105V57H107V56L109 57L110 54H111L110 52H112V51L108 52V53H110V54H108L107 56H101V53H102V55H103V53H105V52H104V51H101L103 47H102V46H100ZM105 47H106V46H105ZM125 47H126V46H125ZM136 47H137V46H136ZM138 47H139L138 49H141V48H142L141 50H143V47H141V45H138ZM147 47H148V46H147ZM154 47H155V46H154ZM154 47H153V49H154ZM157 47H158V46H157ZM160 47H159V48H160ZM212 47H213V46H212ZM216 47H215V49H216ZM224 47H225V45H224ZM226 47H227V46H226ZM240 47H241V46H240ZM3 48H4V49H3ZM47 48H48V49H47ZM81 48H82V47H81ZM85 48H86V47H85ZM87 48L89 49V47H87ZM92 48H90V49H91V50H94V49H92ZM108 48H109V47H108ZM120 48H121V47H120ZM131 48H132V47H130V49H131ZM150 48H151V47H150ZM150 48H149V49H150ZM229 48H230V47H229ZM237 48H238V47H237ZM249 48H251V47H249ZM249 48H248V49H249ZM252 48H253V47H252ZM260 48H261V47H260ZM8 49H7V50H8ZM24 49H25V48H24ZM40 49H41V48H40ZM63 49H64V52H63ZM79 49H80V48H79ZM88 49H87V50H88ZM114 49H115V51H113V52H117V50H118L119 48L116 49V48L113 47L112 50H114ZM121 49H122V48H121ZM121 49H120V50H121ZM127 49H128V51L130 52L129 48H126V50H127ZM144 49H145V51L148 50L147 48H144ZM160 49H161V51H162V48H160ZM160 49H159V50H160ZM182 49H183V52H182ZM210 49H211V45H210ZM215 49H214V50H215ZM226 49H227V48H226ZM240 49H241V48H240ZM240 49H239V51H240ZM248 49H247V47H246V49L244 48L243 50L246 51V50H248ZM262 49H264V48H262ZM36 50H35V51H36ZM91 50H89V51H91ZM95 50L93 51V54H94V52L96 53ZM103 50H105V49H103ZM107 50H108V49L106 48L105 51H107ZM123 50H124V49H123ZM136 50H137V48H136ZM136 50H135V51H136ZM156 50H158V49H156ZM164 50H163V56L161 55V53L159 54V55L162 56V58L165 57L164 55L166 54V53H164ZM211 50H212V49H211ZM216 50H217V49H216ZM219 50H220V48H219ZM243 50H242V51H243ZM251 50H252V49H251ZM256 50H257V49H256ZM0 51H1V50H0ZM132 51H133V49H132ZM150 51H152V49H151ZM150 51H149V53H150ZM153 51H155V49H154ZM161 51H160V52H161ZM217 51H218V50H217ZM228 51H229V50H228ZM228 51H227V52H228ZM249 51H250V50H249ZM39 52H38V53H39ZM72 52H73V51H72ZM86 52H87V51H86ZM113 52H112L111 56L114 55V54H115V56H116L117 53H114V54H113ZM139 52H140V53H144V55H145L148 51L145 53V52H141V51L139 50L138 53H137V55H134V56H136V57H138V55L141 56V54H139ZM187 52H189V55H190V54H191V55H190V56H188V55L186 56V53H187ZM204 52H203V53H204ZM212 52H213V51H212ZM224 52H226L225 49H224ZM229 52H230V51H229ZM229 52H228V53H229ZM235 52H236V51H235ZM250 52H251V51H250ZM260 52H262V50H261ZM31 53H32V55H31ZM38 53H36L37 56H38ZM152 53H154V52H152ZM152 53H151V54H152ZM155 53H156V52H155ZM158 53H159V52H158ZM182 53H183V54H182ZM207 53H208V54H207ZM241 53H242V52H241ZM244 53H245V52H244ZM246 53H248V52H246ZM257 53H258V52H257ZM257 53H256V54H257ZM66 54H68V53H66ZM72 54H73V53H72ZM86 54H88V53H85V56H84V55H83V56L86 57ZM89 54H90V52H89ZM119 54H121L120 51H119ZM119 54H118V57L112 56V59H109V60H114V58H116L115 60H117V58H119V59L117 60V62L120 61L121 58L124 56V54L121 55V56H122L121 58L119 57ZM130 54H131V53H130ZM132 54H133V53H132ZM170 54H171V52H170ZM211 54H212V55H211ZM218 54H219V53H218ZM226 54H227V53H226ZM235 54H236V53H235ZM237 54H239V53H237ZM13 55L15 56L14 59H15L16 61L13 59ZM50 55H52L51 58H50ZM68 55H69V54H68ZM70 55H71V54H70ZM94 55H96V54H94ZM105 55H106V53H105ZM152 55H154V54H152ZM202 55H203V57H202ZM223 55H225V54H223ZM241 55H244V54L242 53ZM247 55L249 56V54H247ZM39 56H38V57H39ZM87 56H88V55H87ZM91 56H93V55H91ZM125 56H127V55H125ZM128 56H129V53H128ZM130 56H131V55H130ZM130 56H129V57H130ZM134 56H133V57H134ZM145 56H147V55H145ZM154 56H155V55H154ZM156 56H157V55H156ZM156 56H155V57H156ZM170 56H171V55H170ZM170 56L168 57V53H167L166 57H168V59H170ZM172 56H171V58H172ZM180 56H181V57H180ZM194 56H195V57H194ZM212 56H213V57H212ZM226 56H227V55H226ZM245 56H246V55H244V57H245ZM248 56H247V59H248ZM47 57H49V61L47 60ZM96 57H97V55H96ZM133 57L131 56V58H133ZM136 57H135V59H136ZM147 57H148V56H147ZM151 57H152V56H151ZM151 57H150V59H151ZM157 57H158V56H157ZM159 57H160V56H159ZM159 57L157 58L158 60L161 59V58H159ZM193 57H194V58H193ZM217 57H218V55H216V58H217ZM228 57H230V56H228ZM232 57H233V53H232ZM240 57H242V56H240ZM240 57H239V61H242ZM18 58H19V59H18ZM66 58H68V61H70L71 59H73L72 61L74 62L75 66H77L78 64L81 65V62H84V67H85V69H87V71L84 69V67L82 68V69H84V70H81V75H82V76L80 75L79 77H83V76H84V78H81L83 82L81 81V79H79V81H81V82H79V83H80V87H78L79 84H77V81H78L77 79H78L79 77H78V78L74 77V78H76V80L74 81L73 77H72V76H69V74H68V72L71 73V74L76 73L77 71L75 72V70H77L78 66L75 67V68H76L75 70H74L73 68H70L69 66H70L72 63H71V64H67V63H66V62H67V59H66ZM75 58H76V57H75ZM110 58H111V57H110ZM127 58H128V57H126V59H127ZM131 58H130V61L132 62L133 60H131ZM143 58H144V57H143ZM143 58H142V59H143ZM145 58H146V57H145ZM200 58H202V59H200ZM208 58H207V59H208ZM222 58H224V57H221L220 59H222ZM233 58H235V57H233ZM242 58H243V57H242ZM249 58H250V57H249ZM262 58H263V56H262ZM11 59H13V60H11ZM17 59H18V60H17ZM65 59H66V60H65ZM81 59H82V60H81ZM84 59H85V61H86L87 64L85 63ZM89 59H91V61H90ZM97 59H98V57H97ZM97 59H95V62H94L95 64L99 63V62H96ZM135 59H134V61L136 62ZM139 59H140V58H139ZM147 59H149V58H147ZM154 59H155V58H154ZM154 59H153V60H154ZM168 59L166 58L167 62L165 61V59H164L165 62H164L163 59H162V61H163L164 63H166V64H164V66H166V67H164L163 64H162L161 62H159V63L162 64L161 66L164 67V68L161 67V68H162L161 74H162V72H165V73H163V74H164L163 76L160 74L161 77H164V76L167 74L166 76L169 78V74H170V72H171V74H172L173 76L175 75V74H173V73H174L173 71H175V70H174L175 68L171 69V67H172L173 65H169L168 62H170V61H168ZM181 59H182V60H181ZM207 59H206V60H207ZM210 59H208L207 62H208ZM230 59H232V58L230 57ZM235 59H236V58H235ZM257 59H258V57H257ZM259 59H260V58H259ZM259 59H258V61H259ZM9 60L11 61L10 63H8ZM19 60H23V61L25 62V63H24V62L22 61L24 64H20V65H21V66H20L21 69H19V67H17V62H18V64L21 63ZM39 60H40V61H39ZM62 60H63V62H62ZM64 60H65V62H64ZM99 60H100V58H99ZM99 60H98V61H99ZM107 60H108V58H107ZM107 60H105V59L102 60V61L100 60V63H99V65H98V67L101 65V66H100V71H101V72L103 71V72L105 73L104 70H106V73L108 74L109 69H110V68L108 69V67H110V66L107 65V63H108V62L106 63ZM109 60H108V61H109ZM115 60H114V61H115ZM127 60L129 61V59H127ZM151 60H152V59H151ZM155 60H156V59H155ZM206 60H205V61H206ZM213 60H214V59H213ZM213 60H212L213 63H215V62L218 61V60H217V61H215V60L213 61ZM225 60H227V59H225ZM225 60H224V61H225ZM236 60H238V59H236ZM249 60H250V59H249ZM75 61H76V62H75ZM89 61H90V62H89ZM103 61L106 63V64L104 63L105 66L102 64ZM114 61H113V62H114ZM123 61L126 62V60H125L124 58H123ZM123 61H120V62H123ZM128 61H127V62H128ZM139 61H140V60H138V62H139ZM171 61H172V60H171ZM177 61H178V60H177ZM199 61H200V62H199ZM229 61H230V60H229ZM243 61H244V60H243ZM258 61H257V62H258ZM1 62H3V64H2ZM88 62H89L90 64H88ZM113 62H111V63H113ZM117 62H116V63H117ZM120 62H118V63H120ZM131 62H130V63H131ZM135 62L133 63V65H135ZM140 62H141V61H140ZM142 62L144 63L143 60H142ZM142 62H141V63H142ZM146 62H147V60H146ZM154 62H157V63H158L157 60L154 61ZM154 62H153V66H154ZM212 62L210 61L209 64L211 65ZM218 62H219V61H218ZM218 62H217V63H218ZM220 62H223V61L221 60ZM225 62H226V61H225ZM237 62H238V61H237ZM245 62H246V64H245V65H246L245 68H247L248 60H247V61L245 60ZM254 62H255V61H254ZM262 62H263V61H262ZM262 62H260V64H262ZM61 63H62V64H61ZM64 63H66V67H64V69H63V67H60V66L65 65ZM69 63H70V62H69ZM94 63H93V65H95ZM109 63H110V61H109ZM118 63H117V67H116V68H118ZM147 63H148V62H147ZM147 63H146V64H147ZM159 63H158V68H159V65H160ZM173 63L175 64L176 61H174ZM179 63H181V64H179ZM233 63H235V62H233ZM233 63H232V64H233ZM60 64H61V65H60ZM74 64H72L71 66H74ZM85 64H86V65H85ZM123 64L126 65L127 63H124V62H123ZM128 64H129V63H128ZM144 64H145V63H144ZM170 64H172V62H171ZM207 64H208V63H207ZM207 64H206V65H207ZM224 64H225V63L223 62L222 66H223ZM226 64H228V61H227ZM230 64H231V63H230ZM230 64H229V65H230ZM239 64H241V63L239 62ZM251 64H252V63H251ZM260 64H259V65H260ZM22 65L25 67V69L22 68ZM67 65H69V66H68V69H67ZM82 65H83V63H82ZM106 65H107V67H106ZM111 65H113V64H111ZM136 65H140V64L137 63ZM149 65H150V64H148V66H149ZM206 65H205V68L207 67ZM210 65H209V67H211V66L214 65V64H212L211 66H210ZM215 65H216V66H215ZM215 65H214V68H213V69H215V67H217V66L219 67V65H217L216 63H215ZM220 65H221V63H220ZM234 65H235V64H234ZM234 65H230V66H232V68H233ZM242 65H244L243 62H242V64H241V66H242ZM40 66H41V67H40ZM96 66H97V65H96ZM102 66H104V70H102V68H103ZM115 66H116V65L114 64V67H115ZM119 66H124V65H122V64L120 65V64H119ZM128 66H131V67H132V64H130V65H128ZM141 66H142V69H141V70H144L143 66H145V65H141ZM141 66H139V68H140ZM151 66H152V64H151ZM153 66H152V68H153ZM199 66H200L199 69H200L201 71L204 72L203 74H201L202 72L198 69ZM224 66H225V65H224ZM230 66H229V67H230ZM238 66H240V65H238ZM241 66L239 67V69H240V68H243V70H244V67H243V66L241 67ZM256 66H257V65H256ZM81 67H82V66H81ZM98 67H97V68H98ZM105 67H106L108 70L105 69ZM131 67H127V66H125V68H127V69H129V68H131ZM137 67H138V66H137ZM174 67H175V65H174ZM226 67H227V65L225 66V68H226ZM250 67H251V66H250ZM259 67H260V66H259ZM39 68H40V69H39ZM61 68H62L63 70H60ZM148 68H149V67H148ZM152 68L150 69V71L152 70ZM154 68H155V67H154ZM156 68H157V66H156ZM158 68H157V69H158ZM219 68H222V67L220 66ZM225 68H224V70H225ZM263 68H264V66H263ZM22 69H23L24 73L27 74L28 71H29L28 73H30V75H26V76H25L26 78H25V77L21 78V79H23V81H24V79H25L24 82H23V81L21 82V79H20V77L18 76V75L21 74V70H22ZM66 69L68 70V72H67ZM69 69H73L74 71L72 70V72H70L71 70H69ZM98 69H99V68H98ZM114 69H115V68H114ZM114 69H113V70H114ZM120 69H121V68H120ZM120 69L118 68V70H120ZM127 69H126V71H127ZM132 69H133V67H132L130 70L132 71ZM145 69H146V68H145ZM157 69H156V70H157ZM159 69H160V68H159ZM159 69H158V71L161 70V69H160V70H159ZM211 69H212V68H211ZM211 69H210V70H211ZM216 69H217V68H216ZM233 69H234V68H233ZM250 69H251V68H249V70H250ZM19 70H20V71H19ZM25 70H27V72H25ZM33 70H34V69H33ZM45 70H46V71H45ZM64 70H66V72H65ZM110 70H111V72H110L111 75H113V74H112V69H110ZM134 70H135V71H134ZM136 70H138V68H137V69H133V72H136ZM141 70H140V71H141ZM156 70H154V71L156 72ZM171 70H172V71H171ZM177 70H178V69H176V71H177ZM197 70H199L200 72H198ZM205 70H206V69H205ZM207 70H209V69L207 68ZM220 70H221V71H224L223 68L220 69ZM226 70H227V68H226ZM243 70L240 71L241 75H242ZM245 70H246V69H245ZM257 70H258V69H257ZM259 70H260V69H259ZM2 71H3V72H2ZM4 71L7 72V73H6L7 75L4 74ZM23 71H22V72H23ZM84 71H86L88 75H87V74H84V75H83L82 72L84 73ZM93 71H95V72L97 71V72H96V73L94 72V74H93ZM107 71H108V72H107ZM115 71H116V69H115ZM214 71H215V70H214ZM214 71L212 70L211 72H214ZM227 71H228V70H227ZM229 71H230V69H229ZM231 71H232V70H231ZM251 71H253V70H251ZM254 71H255V70H254ZM254 71H253V72H254ZM263 71H264V69H262V72H263ZM86 72H85V73H86ZM101 72H99V73L101 74ZM103 72H102V73H103ZM121 72H122V71H121ZM123 72H124V68H123ZM123 72H122V73H123ZM127 72H128V71H127ZM127 72H126V74H127ZM129 72H130V71H129ZM138 72H139V71H137V73H138ZM146 72H147V71H146ZM151 72H152V71H151ZM151 72H149V73L147 72V73L151 75ZM172 72H173V73H172ZM224 72H225V71H224ZM224 72H222V73L219 72V73L222 74V75L224 76ZM236 72H237V71H236ZM236 72L233 71V73H232V74L234 75V77H235V74H234V73H236ZM257 72H258V71H257ZM10 73H12V74H10ZM32 73H33V71H32ZM78 73H79V72H78ZM114 73H115V72H114ZM117 73H118V72H117ZM119 73H120V72H119ZM119 73H118V74H119ZM122 73H120V75L125 77L126 74L123 75L125 72H124L123 74H122ZM142 73H145V72H142ZM157 73H158V72H156V75H158ZM159 73H160V72H159ZM178 73L176 72V74H178ZM181 73H180V74H181ZM214 73H217V72H214ZM219 73H218V74H219ZM225 73H226V72H225ZM238 73H239V72H238ZM238 73H236V74H238ZM245 73H248V72H245ZM245 73L243 72L242 79H240L241 82H242V80H243V78H244L243 76L245 75ZM249 73H250V72H249ZM254 73H255V72H254ZM64 74H65V75H68L69 77L65 76ZM100 74H99V75H100ZM115 74H116V73H115ZM131 74H132V73H131ZM131 74H129V75L131 76ZM133 74H134V73H133ZM133 74H132V75H133ZM138 74H140V73H138ZM138 74H137V75H138ZM148 74H146V75H148ZM152 74H153V72H152ZM154 74H155V73H154ZM198 74H197V75H198ZM206 74H207V73H206ZM218 74H216V75H218ZM220 74H219V75H220ZM229 74H230V73L227 72V75H229ZM260 74H261V73H260ZM260 74H259V75H256V76L260 77ZM5 75H6V76H5ZM24 75H25V74L20 75V76H24ZM85 75H87V76H85ZM108 75H109V74H108ZM116 75H117V74H116ZM120 75H117V76H120ZM134 75H135V77H136V73H135ZM141 75H142V74H141ZM146 75L144 74V77H142V79L147 78L148 76H150V75H148L147 77H145ZM156 75H153L152 79H153ZM160 75H158V77H159ZM197 75H196V77L198 78ZM209 75H211V73H209ZM209 75H208V78H206L207 80L209 79ZM216 75L214 74V77H215V78H216ZM219 75H218V77H219ZM227 75L225 74V79H224L223 76H222L221 78L219 77V79L222 80V78H223L224 80H226V78L228 77V79L226 80L225 83H226V88L229 89L228 87H229L230 84H228V86H227V83H229V82H227V81H228V80L230 81V76H231V75H229V76H227ZM239 75H240V74H239ZM241 75H240V76H241ZM28 76L30 77V79H29ZM31 76H32V77H33V76H34V77L36 76L37 78H33V79H31V78H32ZM74 76H75V75H74ZM91 76H90V77H91ZM95 76H94V77H95ZM104 76H105V75H104ZM104 76L102 75V78H103ZM106 76H107V75H106ZM106 76H105V77H106ZM117 76H115L116 78H115V77H113V78L117 80ZM170 76H171V75H170ZM173 76H171V77H173ZM178 76H179V75H178ZM178 76H174V77L179 78ZM181 76H182V75H181ZM181 76H180V77H181ZM205 76H206V75L204 74V78H203V79L200 78V76H199L198 79H200V80H197V78L194 77L196 80H193V83H194V81H196L197 83H195V84H196V86H198L199 83L201 84L202 82H204V80H205ZM211 76H212V79H213V78H214V77H213V74H212ZM226 76H227V77H226ZM236 76H238V75H236ZM240 76H239L238 78H240ZM256 76H254V77L256 78ZM0 77H1V76H0ZM16 77H18V78L20 79V81H13L14 79H15V80L17 79ZM27 77H28L29 80L27 79ZM38 77H41L42 79H38ZM61 77H63V78H61ZM71 77H72V78H71ZM90 77H89V78H90ZM94 77H91V78H94ZM107 77H108V76H107ZM109 77L111 78L112 76H109ZM127 77H128V76H127ZM133 77H134V76H133ZM133 77H132V78H133ZM139 77H140V76H139ZM139 77L137 76V78H139ZM167 77H164V78H161V79H164V80H165V78H167ZM174 77H173V78H174ZM206 77H207V76H206ZM234 77L232 76L231 78H234ZM246 77H247V75H246ZM249 77H250V75H249ZM254 77H253V75H252L253 80H254ZM261 77H262V76H261ZM91 78H90V79H91ZM102 78H101V75H100V81H99L100 84L102 83V82H101V79H102ZM119 78H120V80H119V79H118V80L121 81V79H122L123 77H122V78L119 77ZM137 78H135V79H137ZM156 78H157V76H156L154 79H156ZM177 78H176V79H177ZM90 79H89L88 82H90ZM96 79H99V78H96ZM114 79H113V81H111V82H112V83L114 82L115 84L113 83V85H116V81H114ZM125 79H126V78H125ZM154 79H153V80H154ZM157 79H159V78H157ZM157 79H156V80H157ZM169 79H170V78H169ZM210 79H211V78H210ZM210 79H209V82L213 83ZM216 79H217V78H216ZM216 79H215V81H216V83H217V80H216ZM219 79H218V81H219ZM245 79H246V78H245ZM17 80H18V79H17ZM66 80H67V81H66ZM91 80H93V79H91ZM107 80L110 81V80H112V79L109 80V78H108V79H106V80L103 79L102 81H104V83H105ZM123 80H124V79H123ZM123 80H122V82H123ZM127 80H129V79H127ZM127 80H126V81H127ZM145 80H146V79H145ZM145 80H143V81H145ZM153 80H151V77H150V79H149L148 81H153ZM156 80H155V82H156ZM174 80H175V79H174ZM183 80L181 81V86H180V87L183 86V84H182V82H184ZM207 80H206L205 82L208 83ZM213 80H214V79H213ZM224 80H222V81H220V82H223ZM233 80H237V79H233ZM238 80H239V79H238ZM249 80H250V79H249ZM257 80H258V79H257ZM26 81H27V82H26ZM28 81H31V82L29 83ZM72 81H73V82H72ZM84 81H85V83H84ZM95 81H96V82H95ZM108 81H107V82H108ZM134 81H137V80H134ZM141 81H142V80H141ZM157 81H158V80H157ZM166 81H168V80L166 79ZM166 81H165V82H166ZM170 81H171V83H173V82H172L173 79L170 80ZM187 81H185L186 84L190 83V87H192V86H191V85H192V84H191L192 81H191V82L189 81L188 83H187ZM199 81H200V82H199ZM215 81H214V82H215ZM250 81H251V80H250ZM250 81H249V82H250ZM16 82H17V83H16ZM18 82H19V83H18ZM25 82H26V83H25ZM64 82L68 83V86H66V85H65L66 83L64 84ZM75 82H76V83H75ZM94 82H95V83H94ZM99 82H98L97 80H95V78H94V81H91L92 84H96V83H99ZM107 82H106V83H107ZM117 82H118V81H117ZM128 82H129V81H128ZM138 82H139V80H138ZM145 82L147 83V81H145ZM155 82L152 83V85L155 84ZM161 82H163V80H160V81H159V84H160ZM165 82H164L163 84H165ZM177 82H179V80H175L176 85H179V83H177ZM198 82H199V83H198ZM220 82H219V84H221ZM230 82H231V81H230ZM241 82L238 81V83L236 82V84H239V83H241ZM255 82H256V80H255ZM255 82H254V83H255ZM260 82H262V81H259V83H260ZM15 83H16V84H15ZM23 83L26 84L27 86H28V84H29L30 86H29V87H26V85H24ZM27 83H28V84H27ZM74 83H75V84H74ZM81 83H83V86H82V87H81ZM104 83H103V84H104ZM112 83H111V84H112ZM119 83H120V82H119ZM119 83H118V85H121V84H119ZM130 83H131V82H130ZM130 83H129V84H130ZM149 83H150V82H149ZM157 83H158V82H156V84H155L156 86H157ZM207 83H202V84H203V85H204V84L207 85ZM225 83L223 82L222 85H218V83H217V84H214V83H213L214 85L211 84V86H214V87L216 88V85H217V88H219V90H220L222 87L225 86ZM244 83H246V82H244ZM251 83H252V82H251ZM251 83H250V84H251ZM259 83H257V84H258V87H259ZM33 84H32V87H33ZM76 84H77V85H76ZM92 84H91V86H90L91 89H92L94 86H96V87L93 88V89L98 90L97 87H99L100 85L98 84L99 86H97V84H96V85H92ZM111 84H110V85H111ZM132 84H133V85H132ZM132 84H131V85H132V87H133V86H134V83H132ZM144 84H145V83H144ZM144 84H143V85H144ZM163 84H162V85H163ZM167 84H170V82L167 83ZM167 84H165V85H167ZM197 84H198V85H197ZM223 84H224V86H223ZM246 84H248V83H246ZM257 84H255V89H256V90L258 89L257 86H256ZM23 85H24V86H23ZM74 85L77 86V87H76V90H77V91H78V88H80V90H79L78 92L76 91V92H77V95H74V94H73L74 96L72 95V96L74 97V99H72L73 97H72L71 99H70V97L67 98V99H70V100L66 101V106L64 105L65 110L63 109V110H64L63 112H65V114L63 115V114H62V111L59 112L58 115H55L54 112H53V114H50L51 112L48 113L49 111H47V110H48L49 107L47 106V104H49L50 102L60 103V102L62 101V99H63V97H64L65 94H67V96H71V93H72V92H69V91L73 88ZM86 85H87V84H86ZM88 85H90V83H89ZM104 85H105V84H104ZM106 85H109V84H106ZM106 85H105V86H106ZM110 85H109V86H110ZM113 85H112V86H113ZM123 85H125V84H123ZM127 85H128V84H127ZM127 85H126V86H127ZM149 85H150V84H149ZM165 85H163V86L165 87ZM188 85H189V84H188ZM193 85H194V84H193ZM206 85H205V87H204L205 89H206ZM208 85L210 86L209 83H208ZM208 85H207V86H208ZM231 85H232V88H233L234 85H235V83H234V85H233V84H231ZM231 85H230V86H231ZM244 85H245V84H244ZM251 85H253V84H251ZM260 85H261V84H260ZM22 86H23V87H22ZM92 86H93V87H92ZM105 86H103V87H105ZM112 86H111V87H112ZM126 86H125V87H126ZM129 86H130V85H129ZM129 86H127V87H129ZM137 86H138V88L141 86L140 89H141V88H144V87L142 86V84H141L140 86H139V85H137ZM144 86H146V85H144ZM170 86H171V85H170ZM170 86H168V87H170ZM196 86H193V89H192V88L188 89V88H187L188 86H186V88H187L188 90H187V92L184 90V91L186 92V93H185V92H184V93L187 94L190 90H191L192 92H194ZM200 86L202 87V85H199L198 88H199ZM211 86H210L209 89H208L209 91H210V88H211V89L214 88V87H211ZM219 86H220V87H219ZM237 86H239V85H237ZM245 86H246V85H245ZM248 86H249V85H248ZM32 87L29 88V89H31L30 91H33L34 94H35V90H33ZM90 87H88V88H90ZM101 87H102V86H101ZM111 87H109V88H111ZM113 87H114V86H113ZM115 87H117V85H116ZM115 87H114V89H115ZM121 87H122V86H121ZM152 87H154V85H153ZM168 87H167V88H168ZM172 87H173V86H172ZM174 87H176L175 89L178 90V89H177V88H178L177 86H174ZM2 88H3V89L6 88V89L3 90ZM8 88H10V89H8ZM81 88H82V89H81ZM105 88H108V87H105ZM117 88H118V87H117ZM133 88H134V87H133ZM147 88H149V87H147ZM167 88H166V89H167ZM186 88H185V89H186ZM202 88H203V87H202ZM202 88H201V89H202ZM204 88H203V89H204ZM207 88H208V87H207ZM215 88H214V90L212 89V90L210 91L211 93H213V91H215V93H216V94H212V95H211V96H214V97H210V99L212 98V100H214V101H215L216 98H219V96L221 95V94H220V95L218 96V93H217L218 91L216 92ZM217 88H216V89H217ZM224 88H225V87H224ZM224 88H223L222 90H224ZM236 88H238V87H236V85H235L234 89H236ZM239 88H241V84H240V87H239ZM244 88H245V87H244ZM244 88H242L243 92H244V90L247 91V89H246V88L244 89ZM247 88L249 89L250 86L247 87ZM253 88H254V87H253ZM260 88H261V86H260ZM17 89H18V90H17ZM58 89H59V90H58ZM85 89L88 90V89H87V86H86ZM85 89H84V90H85ZM100 89H103V88H100ZM130 89H131V88H130ZM130 89H129V91H128V89H126V90H127V93H126V95L123 94L124 97H125V96H129V95H128V92H131ZM135 89H136V88H135ZM152 89H154V88H152ZM156 89H157V88H156ZM159 89H161V91L164 92V89H165V88L162 89V88L159 87L158 90H157V91H159V93H161V94L163 95V97H165L166 95L169 94V92H168V93L164 96V94H163L162 92H160ZM175 89H173V92H171L169 95H171V94L173 95ZM181 89H182V91H183L184 88H181ZM181 89H180V90H181ZM205 89H204L203 91H205ZM255 89H254V91H255ZM263 89H264V88H263ZM14 90H12V91L14 92ZM86 90H85L84 92H87ZM107 90H109V89H107ZM107 90H106V92H107ZM111 90H112V89H111ZM111 90H110V91H111ZM122 90L124 91L125 89L122 88ZM137 90H139V89H137ZM146 90H147V89H146ZM150 90H151V88H150ZM170 90L172 91V88H171V89H169V88L167 89V91H170ZM180 90H179V91H180ZM232 90H233V89H232ZM232 90H229V91H231V92H227L226 89H225V91H226L227 93H229L228 95H230V93H235V92H237L238 89H236L235 92H234V90H233V92H232ZM250 90H252V88H251ZM250 90H249V91H250ZM260 90H261V89H260ZM3 91H5L6 93L3 92ZM10 91H11V90H10ZM12 91H11V93H13ZM19 91H20V90H19ZM19 91H18V93H20ZM27 91H29V90H27ZM82 91H83V90H82ZM90 91H91V93H94V92H92V90H90ZM103 91H104V90H103ZM112 91H113V90H112ZM116 91H117V89H116ZM132 91H135V90L132 89ZM140 91H141V90H140ZM142 91H144V90H142ZM152 91H153V90H152ZM157 91H156V92H157ZM197 91H198V90L196 89V92H197ZM225 91H224V93H223L222 95H223V97L226 98V96H228V95L225 94ZM240 91H241V90H238V92H240ZM258 91H259V90H257L256 93H257ZM73 92L76 93L75 90H74ZM96 92H97V91H95V93H96ZM106 92H105L104 94H106ZM135 92H136V91H135ZM149 92H150V91H149ZM156 92H155V93H156ZM175 92L179 93L178 91H175ZM192 92H189V94H191ZM199 92H200V90H199ZM199 92H198V93H199ZM201 92H202V91H201ZM220 92H221V91H220ZM238 92L236 93V96L239 95ZM247 92H248V91H247ZM260 92H261V91H260ZM260 92H259V93H260ZM11 93H9V94H11ZM24 93H25V92H24ZM27 93H28V92H27ZM30 93H31V92H30ZM64 93H65V94H64ZM80 93H81V92H80ZM87 93H88V92H87ZM97 93H98V92H97ZM117 93H118V92H117ZM119 93H121V91H119ZM145 93H146V92H145ZM145 93H144V94H145ZM150 93H151V94H149V95H150L151 99L153 98V100H154V96H155V97L157 96L156 99H158V97H160V96L157 95V94H159L158 92H157L156 95L154 94L153 97L151 96V95H152V92H150ZM164 93H165V92H164ZM202 93H203V92H202ZM202 93H199V94L202 95ZM205 93L207 94V91H206ZM248 93H250V92H248ZM254 93H255V92H254ZM254 93H253V94H254ZM15 94H16V93H15ZM31 94H32V93H31ZM38 94H39V95H38ZM62 94H63V95H62ZM89 94H90V92H89ZM98 94H99V93H98ZM101 94H102V92H101ZM104 94H103V95H104ZM135 94H138V91H137L136 93H134L133 95H135ZM142 94H143V92H142ZM144 94H143V95H144ZM193 94H195V92H194ZM199 94H196V95H199ZM208 94H209V92H208ZM208 94H207V95H208ZM237 94H238V95H237ZM242 94H244V93H241V95H242ZM253 94H252V95H253ZM85 95L87 96V94H85ZM91 95H94V94H91ZM95 95H97V94H95ZM95 95H94L93 97H95ZM107 95H109V94H107ZM110 95H111V94H110ZM121 95H122V94H121ZM123 95H122V96H123ZM172 95H171V96H172ZM182 95H183V92H182ZM201 95H200V97H201ZM207 95H206V96H207ZM215 95H217V97H215ZM222 95H221V96H222ZM224 95H226V96H224ZM241 95H240V97H241ZM244 95H246V92H245ZM249 95H250V94H249ZM249 95H248V96H249ZM252 95H250V96H251L250 98H252V97L254 96V95H253V96H252ZM256 95H258V94H256ZM256 95L253 97V98L256 99V100H255V102H254V104H253L252 107H254L255 104H256V101H257V98H256L257 96H256ZM4 96H5V97H4ZM18 96H19V95H18ZM18 96H17V97H18ZM25 96H27V95H25ZM105 96H106V95H105ZM105 96H104V97H105ZM119 96H120V95H118V97H119ZM131 96H132V95H131ZM139 96H140V92H139ZM144 96H145V95H144ZM147 96H148V94H147ZM179 96H180V94H179ZM230 96H231L232 99H231V98H228V99H231V100H230L231 102H230V101H229V102H230V103H234V102H232V100H233V101L235 100V103H236V102H237L236 99H237L238 97L236 98L234 94H233V95L231 94ZM230 96H228V97H230ZM233 96H234L235 99L233 98ZM248 96H247V97H246V96H243V97H245L246 99H248V98H249ZM260 96H261V97L264 96V93H263V95H260ZM11 97H12V94H11ZM13 97H15V96H13ZM13 97H12V98H13ZM23 97H24V96H23ZM35 97H36V96H34V97L31 98V99H34ZM81 97H82V96H81ZM81 97H80V98H81ZM83 97H85V96H83ZM96 97H99V96H96ZM96 97H95V98H96ZM101 97H102V96H101ZM101 97H100V99H102ZM104 97H103V99H104ZM106 97H107V96H106ZM109 97H110V96H109ZM111 97H112V96H111ZM118 97H117V98H118ZM129 97H130V96H129ZM132 97H133V96H132ZM136 97H137V96H136ZM169 97H170V96H169ZM173 97H175V96L173 95ZM176 97H177V98H175V99L173 98V101H175V102H176V100L178 99V95H177ZM190 97H192V98L194 97L193 99L190 98L191 101L195 99V95H194V96L192 95V96H190ZM200 97H198V98L200 99ZM203 97H204V96H203ZM223 97H220V98H222V100L220 99L221 102L224 101V100L226 101V99H227V98L224 99ZM261 97H259L260 100H261ZM24 98H25V97H24ZM24 98L20 100V101L23 100V103H24V100H25ZM26 98H27V97H26ZM28 98H30V97H28ZM28 98H27V99H28ZM61 98H62V99H61ZM86 98H89V96L86 97ZM86 98H85V99H86ZM90 98H91V97H90ZM113 98H114V96H113ZM115 98H116V96H115ZM115 98H114V99H115ZM117 98H116V99H117ZM122 98H123V97H121V99H122ZM145 98H146V96H145ZM198 98H197L196 101L191 102V101H189V97H185V96H184V98L182 97L181 99H180V97H179V99L181 100V104H180L181 106L178 105V107L180 106V108H177V109H178V112H177V113H179V110H180V112L182 111V113H183L182 115H183V116H181V117H183L182 119H184L183 122H186V120H187V121L189 120V121L191 122V120H190L189 117L193 116V117L195 118L194 115L196 114V112H198V111H196L195 109L197 108V110H199L200 108H203V107L198 106L199 104H200V105H201V104H204L203 100H201V99H203V98L201 97V99H200V102L202 101V103L197 104V103L199 102V101H198ZM207 98H209V95H208ZM214 98H215V99H214ZM245 98H244V99H245ZM250 98L248 99V100H249V103H250V101H251ZM262 98H263V97H262ZM15 99H16V98H15ZM31 99H30V100H31ZM67 99H66V100H67ZM81 99H82L83 101L85 100V99H83V98H81ZM96 99L99 100V98H96ZM123 99H124V98H123ZM125 99H126V98H125ZM130 99H131V98H130ZM132 99H133V98H132ZM132 99H131V100H132ZM139 99H140V97L138 98V100H139ZM141 99H142V100H140V102H141V101L143 102V103H141V105H142V104H144V101H146V100L149 99V98H147L146 100H144V98L142 97ZM159 99H163L162 96H161ZM165 99H166V98H165ZM169 99L171 100V98H169ZM204 99H206V97H204ZM228 99H227V100H228ZM240 99H241V98H240ZM244 99H243V100H244ZM7 100H8V99H7ZM17 100H18V99H17ZM34 100H35V99H34ZM78 100H79V99H78ZM107 100H108V99H107ZM117 100H118V99H117ZM133 100H134V99H133ZM167 100H168V99H166V102H165L164 100H162V101L165 102L164 104H163V102H162L163 107H165V104L168 102ZM170 100H169V103H170ZM206 100H207L206 102H208V105L211 104V105H210V110H212L211 107H214L215 102L218 103V99H217V101H215V102L212 101V100H210L211 103L208 101V99H206ZM243 100H241V101H242V104L245 102V100H244V101H243ZM248 100H247V101H248ZM4 101H5V100H4ZM13 101H14V100H13ZM13 101H12V102H13ZM31 101H32V100H31ZM83 101H82V103H84ZM86 101L88 102L87 99H86ZM91 101H92V99H91ZM91 101H90V102H91ZM93 101H95V100H93ZM93 101H92V102H93ZM96 101H97V100H96ZM102 101H104V100H102ZM125 101L127 102V100H125ZM125 101H124V102H125ZM150 101H151V103L154 102V103H153L154 105H156L155 103H157V102H156L157 100H154V101L150 100ZM150 101L147 100L146 102H147V103L149 102L148 104H150ZM220 101H219V103H220ZM225 101H224V102H225ZM239 101H240V100H239ZM247 101H246V102H247ZM8 102H9V101H8ZM8 102H7V103H8ZM14 102H15V101H14ZM27 102H28V100H27ZM34 102H35V101H34ZM109 102H111V101H109ZM129 102H132V101H129ZM133 102H134V101H133ZM133 102H132V103H133ZM158 102H159V100H158ZM160 102H161V101H160ZM175 102H173L172 104H174ZM190 102H191L192 104L196 103V104H197L196 108H194V107H195L194 105H196V104H194L193 106H191ZM224 102H222V103H224ZM226 102H227V101H226ZM226 102H225V103H226ZM252 102H253V101H251V103H252ZM258 102H259V100H258ZM263 102H264V99H263ZM263 102H262V101L259 102L260 104L262 103V104H261V105H262L261 107L264 106V105H263ZM19 103H20V102H19ZM64 103H65V102H64ZM85 103H86V102H85ZM95 103H96V102H95ZM102 103H103V102H102ZM116 103H117V101H116ZM121 103H122V102H121ZM132 103L130 104L132 108H134V106H132V105H137V106L140 105L139 103L136 104V103H137L136 101L134 102L135 104H132ZM179 103H180V101H179ZM213 103H214V104H213ZM230 103H229V104H230ZM235 103H234V104H235ZM239 103H241V102H239ZM239 103H237V104H238L237 107H238V110H240V111H238V110H237L238 112L236 111V112L238 113V115H239V113L241 112V109H239V108H240ZM251 103H250V104H251ZM259 103L257 104L258 107H259V105H260ZM0 104H1V103H0ZM25 104H26V103H25ZM31 104H32V102H31ZM52 104H53V103H52ZM88 104H90V103H88ZM103 104L105 105V102H104ZM113 104H114V106H115V103H111L110 105L112 106ZM117 104H119V103H117ZM127 104H128V103H127ZM145 104H146V103H145ZM148 104H146V109L143 108V107H145V106L142 105L143 110H145L146 112H148L147 107L150 106V105L148 106ZM157 104H158V103H157ZM212 104H213V106H212ZM220 104H221V103H220ZM242 104H241V105H242ZM245 104H247V103H245ZM245 104H244V105H245ZM1 105H2V104H1ZM12 105H13V103H11V106H12ZM14 105H15V104H14ZM14 105H13V107H14ZM18 105H19V104H18ZM22 105H23V104H22ZM26 105H27V104H26ZM32 105H33V104H32ZM95 105H96V104H95ZM100 105H101V104H100ZM106 105L109 106L108 103H107ZM106 105H105V106H106ZM120 105H121V104H120ZM125 105H126V104H125ZM125 105H124V103H123V106H125ZM160 105H161V103L159 104V107H160ZM162 105H161V108H163ZM166 105H167V106H166L167 108H168V106H169V108H170V106H171V104H170V105L166 104ZM175 105H177V103H176ZM206 105H207V103H205V105H204V106L207 108ZM221 105L224 106V104H221ZM227 105H228V103H227ZM230 105H231V104H230ZM235 105H236V104H235ZM244 105H242V106H244ZM251 105H252V104H251ZM251 105H250V107H251ZM7 106H10L9 103H8ZM11 106H10V107H11ZM19 106H20V105H19ZM19 106H17V107H19ZM28 106H29V105H28ZM85 106H87V105L85 104ZM85 106H84V107H85ZM89 106H90V108H91V105H89ZM114 106H112V107H114ZM156 106H157V109H158V105H156ZM246 106L248 107V105H246ZM13 107H12V108H13ZM15 107H16V106H15ZM17 107H16V109H17ZM29 107H30V106H29ZM47 107H48V108H47ZM109 107H110V106H109ZM125 107H126V106H125ZM128 107H129V105H128ZM131 107H129V109H130ZM140 107H141V106H140ZM140 107H139V108H140ZM150 107L152 108V106H150ZM153 107H154L153 110H152L151 108H148V109H150V111L152 110V111L154 112V111H155V110H154V109H155V106H153ZM166 107L164 108L165 110H163V111H166V110H167ZM176 107H177V106H176ZM176 107H174V105H173V108H176ZM192 107H193V108H192ZM199 107H200V108H199ZM217 107H218V105H217ZM220 107H221V106L219 105V107H218L219 109H218V110H221L222 112L226 110V108H225V110H222ZM226 107H228V106H226ZM232 107L234 108V105H233ZM235 107H236V106H235ZM244 107H245V106H244ZM247 107H245V108H247ZM252 107H251V108H252ZM12 108H10V109L12 110ZM19 108L21 109V106H20ZM26 108H27V107H26ZM55 108H56V107H55ZM86 108H87V107H86ZM104 108H105V110H106V107H104ZM114 108H115V107H114ZM116 108L118 109V108H120V107H118V105H117ZM116 108H115V109H116ZM161 108H160V109H161ZM171 108H172V107H171ZM173 108H172V110H173ZM198 108H199V109H198ZM215 108H216V107H215ZM222 108L224 109V107H222ZM241 108H242V107H241ZM248 108H249V107H248ZM248 108H247V109H248ZM256 108H257V107H255L254 109H256ZM1 109H2V107H0V110H1ZM7 109H8V108H7ZM10 109H9V110H10ZM16 109H14V110L16 111ZM53 109H54V108H53ZM56 109H57V108H56ZM110 109H111V108H110ZM123 109H124V107H123ZM123 109H122V110H123ZM126 109H127V108H126ZM126 109H125V110H126ZM129 109L127 110V114H128ZM134 109H136V110L139 111L138 107H135ZM134 109H132L131 111L133 112ZM157 109H156V110H157ZM177 109H176V111H177ZM203 109H204V108H203ZM203 109H201V110H203ZM208 109H209V106H208ZM208 109H206V110H208ZM227 109H229V108H227ZM231 109H232V108H231V106H230L229 111L233 113V110L235 111L236 108L233 109L232 111H231ZM242 109H243V108H242ZM247 109H245V110H247ZM254 109L252 108V110H254ZM259 109H260V107H259ZM259 109H258V110H259ZM11 110H10V111H11ZM22 110H23V109H22ZM22 110H21V113H22ZM50 110H51V108H50ZM54 110H55V109H54ZM82 110H83V109H82ZM120 110H121V109H120ZM140 110H142V109L140 108ZM161 110H162V109H161ZM161 110H159V111H161ZM169 110H170V109H169ZM169 110H167V112H170V114H168V113H164L163 111H161V114L164 113V114H163L164 117H165L166 114H168V116H169V115L171 116V114H172V110H171V111H169ZM201 110H200V112L202 113ZM218 110H216V112H217ZM3 111H6V107H5V110H3ZM3 111H2V112H3ZM10 111H8V112H10ZM17 111H20V110L18 109ZM52 111H53V110H52ZM86 111H88V110H86ZM117 111H119V110H117ZM117 111H116V112H117ZM131 111H129V113H130ZM145 111H144V113H146ZM152 111H151V112H152ZM157 111H158V110H157ZM157 111H155V112H157ZM194 111H195V112H194ZM203 111H204V110H203ZM212 111L215 112V110H212ZM212 111H211L212 114H210V111H208V114H206L207 112L205 113V111H204V113H202V114H204V116L201 114L203 117H202L201 115H200V116L196 115V116H197L196 118H198V117H199L198 119H200V117L204 118V117H206L207 115H208V116H207V118H208V117H209V114H210L211 116L214 117V118H213V119H214V122H215V120H217L216 122L218 123V119H219V118L223 119L222 116H220V117L218 116L219 118L217 119V114H216V113H213ZM227 111H228V110H227ZM262 111H263V109H262ZM262 111H261V110H259V111H257V110H256V111H251V110H250L251 113H250L249 111H248L247 113H249L248 115H250V114L253 115V114H254V115H255L254 118L256 119V116H257V118H258V115H260L259 117L261 118V114H262L261 112H262ZM8 112L6 111L7 114H8ZM11 112H13V110H12ZM11 112H10V113H11ZM23 112H24V111H23ZM107 112H108V114H107ZM116 112H115V113H116ZM122 112H124V111H122ZM125 112H126V111H125ZM125 112H124V114L120 112V113H121L120 115L117 114V113H119V112L116 113V115H117V116L119 115V117H121V115L123 114V115H122V118H123V119H121V118L119 119V118L117 117L118 120H122V121H121L122 124H123V121L126 120L125 118H127V120L130 121V120H131V117H132L133 115H135V113H136V111H135V113H134L133 115H132V114H130V115L128 114V116H129V118H130V119H128V116H127V117L124 116V115H126ZM132 112H131V113H132ZM141 112L143 113V111H141ZM151 112L146 113V114L149 115V116L147 115V116H148V117H147L148 120H149V118H152V116H154V115H155V117H157L155 112H154L155 114L153 115V113H152V116L150 117V114H149V113H151ZM174 112H175V111H174ZM200 112H199V113H200ZM218 112H219V111H218ZM236 112H235V113H236ZM245 112H246V111H244V109H243V112H241V114H242V113L245 114ZM253 112H254V113H253ZM256 112H257V114H258V113H261V114H258V115H257V114H255ZM3 113H4V112H3ZM14 113H16V112H13V114H14ZM17 113H19V112H17ZM21 113H19V115H20ZM25 113H26V112H25ZM55 113H56V112H55ZM157 113H159V112H157ZM190 113H191V114H192V113H195V114L190 115ZM199 113H197V114H199ZM219 113H220V115H221V114H223V115L225 114V112H223V113L219 112ZM226 113H227V112H226ZM232 113H230V117H231V120H230V121H231V122H226V121H227L226 118L229 116V114H227V116H225V115H226V114H225L224 116H225L226 118L224 117V119H226V120H223L224 122L222 121L223 124H225V122H226V124L228 123V124H230V126L232 125V124H231V123L233 122V121H232V115H234V113H233V114H232ZM247 113H246V114H247ZM252 113H253V114H252ZM1 114H2V113H1ZM1 114H0V115H1ZM56 114H57V113H56ZM95 114H96L97 116H96ZM137 114H140V116H141V113H138V112H137ZM161 114H159V115H161ZM180 114H181V113H179V114H177V115H180ZM213 114H215V115H213ZM244 114H243V115H244ZM263 114H264V113H263ZM23 115H24V114H23ZM25 115H26V114H25ZM25 115H24V116H25ZM116 115H115V116H116ZM163 115H162V116H163ZM172 115H173V114H172ZM174 115L176 116V114H174ZM174 115L172 116V118L175 117ZM205 115H206V116H205ZM236 115H237V114H236ZM243 115H241V116L239 115V116H235V117L240 118L243 122H244V121H247L248 123H250L252 120H255L254 118H253L252 120H250L253 116H249V117H251V118H249V119L247 120L248 116L246 115L247 118L245 119L244 117H246V116L243 117ZM4 116H5V115H4ZM11 116H12V115H10V118H11ZM20 116H21V115H20ZM112 116H111V118H110V116H109V118L112 119V118H113ZM136 116H137V115H136ZM140 116H139V117H140ZM144 116H145V114L141 116V117H142L141 119H144ZM162 116H160V117H162ZM168 116H166V118H168ZM215 116H216V117H215ZM263 116H264V115H263ZM263 116H262V117H263ZM1 117H3V115H1ZM1 117H0V118H1ZM56 117H58L59 119H57V120H53L54 118L56 119ZM124 117H125V118H124ZM133 117L136 118L135 116H133ZM133 117H132V118H133ZM145 117H146V116H145ZM155 117H154V118H155ZM160 117H159V118H156V121H157V120L161 121L160 119L163 120V118H160ZM179 117H180V116H179ZM181 117H180V118H181ZM187 117H188L189 119H188ZM230 117H229V118H230ZM241 117H243V118H241ZM3 118L5 119V117H3ZM6 118L8 119L7 116H6ZM14 118H15V115H14ZM92 118H94L95 121H93ZM101 118H102V117H101ZM109 118H108V120H109ZM114 118H116V117H114ZM114 118H113V119H114ZM134 118L132 119L133 122H134ZM166 118H164L165 121H164L163 124H162V122H161L162 126H166L167 123L165 124V122L168 121V119H166ZM172 118H170V120H171ZM177 118H178V116H177ZM191 118H192V117H191ZM209 118H211V117H209ZM209 118H208V119H209ZM229 118H228V119H229ZM238 118H237V119H238ZM49 119H51V120H49ZM99 119H100V118H99ZM141 119L138 118L137 120H140V121H141ZM175 119H176V118H174V123L172 122L173 120H172L171 122H172V124H175V125H173V126H178V127H179V124H176V123H175V122H176ZM198 119H196V120H198ZM233 119H234V117H233ZM237 119L235 118L236 121H237ZM240 119H238L237 124L239 123V120H240ZM243 119H244V120H243ZM262 119H263V118H262ZM1 120L3 121V119H1ZM101 120H102V119H101ZM114 120H115V121H114ZM114 120H113L114 123L117 124L118 122L116 121V119H114ZM127 120H126V121H127ZM132 120H131V121H132ZM135 120H136V119H135ZM148 120H147V121H148ZM166 120H167V121H166ZM193 120H194V123H195V124H197V122H199V121H196V122H195V119H192V123H193ZM200 120L203 121V119H200ZM206 120H207V119H206ZM211 120H212V118H211L209 121H208V120L205 121V118H204V122H208V123H209V122H211ZM219 120H220V119H219ZM249 120H250V122H249ZM21 121H22V122H21ZM81 121H83V123H81V124H82V127H81V125H80V122H81ZM106 121H107V120H106ZM110 121L112 122V120H110ZM126 121H125V123H126L127 125H128V124L130 125V122H131V121H130V122L127 121L128 123H127ZM140 121H138L139 123H138L137 121L134 122V123L140 124V126H141V127H140V126L138 125V126L140 127V130L137 128V129L139 130V132L137 133V135H140L139 133L141 132L142 127L145 126L146 123L149 125V126L147 125L146 127L151 128V127H150V124L154 123L155 119H154V120L150 119V122L153 121V122L150 123V124H149V121H148V122H145L146 120L144 119L143 121H141V122H143L142 124H144L143 126L141 125ZM189 121H188L187 123L190 124V125L187 126V123L185 124L187 127H185V125H183L184 128L187 129V131H182V132L184 133V136H185V133H186V132L189 131V134H190V133H192V132H190V131H193V130L199 129V127H200L199 125H195V124H193V127H192V126H191L192 124L189 123ZM220 121H221V120H220ZM236 121H235V123H236ZM257 121H260V123H261V120L257 119L255 122L252 123L251 127L247 124V122H244V123H246V124L249 126V128H248V127H247V128L250 130V128L253 127L254 123H255V125L257 124V123H256ZM7 122H9V123H7ZM18 122H20V123H18ZM28 122H29V125H28ZM95 122H96V123H95ZM99 122H100V121H99ZM144 122H145V123H144ZM171 122H170V123H171ZM178 122H179V120H178ZM178 122H177V123H178ZM204 122H200V125H201V123H202L201 126H203V127H204V125H203ZM214 122H212V124L215 125V126H214L215 128H213V125H212V124H208V125H210V129H211V125H212V129H213V130H214V129H217V132H213V131L208 130L209 127L207 128V127H206L207 125H206V126H205V129L207 128L206 130H207V131H210V132L208 133V135H209V134L211 135L212 132H213V134H212L211 136H213L215 133H218V132H219V131H218V130H219V127H220V129H221V126L223 125V124L221 125V124H220L221 122H219V124H218L219 126L216 127L217 124H215ZM243 122H242V123H243ZM262 122H263V121H262ZM11 123H12V124H11ZM108 123H109V122H108ZM121 123H119L120 125H119V127H118V128H119L118 130H122V131H124L123 129H124L125 127L127 128V126L124 125L125 123H124L123 125H122ZM156 123H157V124H156ZM9 124H10V125H9ZM26 124L28 125V126H27V129H26V127H23V128L21 127L20 131L17 129L19 132H18V131H15L16 128H18V125L26 126ZM110 124H111V123H109L108 125H110ZM154 124H156V125H154V127L157 126V125H158V126H161V125H159L160 122H159V124H158V121L155 122ZM181 124H182V123H181ZM198 124H199V123H198ZM205 124H206V123H205ZM228 124H227V125H228ZM246 124H245V125H244V124L241 125V123H240V125L242 126V129H240L241 131H242V130H243V131L245 130L244 128H246V126H247ZM250 124H251V123H250ZM8 125H9V126H8ZM11 125H12V126H11ZM112 125L114 126V124H112ZM112 125L110 126L111 128H112ZM167 125H168V124H167ZM194 125H195V126H194ZM240 125L238 124L237 127H239ZM260 125H261V124H260ZM122 126H125V127L122 129ZM131 126H133V127L135 126V127H134L135 129L132 130L133 127L131 128ZM131 126L128 127V128H130V129L132 130V131L130 130L131 132H133L134 130H135V131L137 130V129H136V124H133V125H131ZM152 126H153V125H152ZM158 126H157V127H158ZM162 126H161V127H162ZM169 126H170V128L173 127V126L170 125V124H169ZM169 126H168V128H169ZM189 126H191V127H189ZM197 126H198V128H195V129L192 130V128L197 127ZM228 126H229V125H228ZM235 126H236V125H234V127H235ZM243 126H245V127H243ZM258 126H259V124H258ZM261 126H262V125H261ZM261 126L259 127V129L262 128ZM15 127H16V128H15ZM120 127H121V128H120ZM146 127L143 128L145 131H147V130L145 129ZM161 127L158 128L159 130L155 127V128H156V131H153V130H152L153 132L148 128V132L151 131L153 134H155V135L157 134V136L154 137V135H153L152 133L149 134L150 132H149V133L147 132V133H148L147 135L153 136V137H152L153 139H154V138L157 139L158 136L162 135V131L164 132V130H163L164 128L162 127V128H163V129H162ZM166 127H167V126H166ZM178 127H177V128H178ZM188 127L191 128V129L188 130ZM203 127H202V128H203ZM237 127H236V128H237ZM263 127H264V126H263ZM19 128H20V127H19ZM113 128H115V126H114ZM126 128H125V131L128 130V129H126ZM152 128H153V127H152ZM168 128H167V129H168ZM170 128H169V129H170ZM223 128H224V130H225V128L227 129V127H225V126H224ZM223 128H222V131H223ZM229 128H230V127H228V131L221 132L219 135H218V134H217V135H218L219 137L222 135V137H223V134H224V133H225V135H226L227 132L230 131ZM253 128H254V127H253ZM255 128H258V127L255 126ZM255 128H254V130H257V129H255ZM24 129H26V130H24ZM95 129H96V131H95ZM172 129H175V128H174V127L171 128L170 131H171ZM186 129H185V130H186ZM205 129L203 128V132L201 131L203 134H205V133H204V132H205V131H204ZM234 129H235V128H233V130H234ZM237 129H239V128H237ZM144 130H142V131H144ZM154 130H155V129H154ZM157 130L161 132L160 135L158 134V131H157ZM182 130H183V127H182ZM200 130H201V128H200ZM200 130H196V132L198 131L197 133H199ZM240 130H238V131H240ZM249 130H246V132L249 131ZM94 131H95V134L97 133V135L94 134ZM135 131H134V133H135ZM145 131H144V132H145ZM165 131L167 132V130H165ZM168 131H169V130H168ZM170 131H169L170 134H173V133H174L173 130H172L173 133H171ZM177 131H178V129L175 131V133H176ZM179 131H180V128H179ZM179 131H178V132H179ZM207 131H206V132H207ZM214 131H215V130H214ZM238 131L236 130L235 132H237V135H236V134H235V135H232V137H233V136H238V135L240 136V134H241L242 138H244V137H243V134H242V133H239ZM100 132H102L103 134L101 135ZM127 132H128V131H127ZM154 132H157V133H154ZM166 132H164L163 134H165ZM201 132H200V134H202ZM230 132H231V131H230ZM230 132H229V134H227V137H228V136L230 137ZM235 132H234V133H235ZM246 132L244 131V133H246ZM252 132H253V130H252ZM257 132H258V130H257ZM257 132H253V133H257ZM5 133H6V134H5ZM114 133H115V132H114ZM114 133H113V134H114ZM116 133L118 134V131H117ZM120 133L122 134V132H120ZM124 133L126 134V132H124ZM128 133H129V132H128ZM145 133H146V132H145ZM169 133H168V134H169ZM180 133H181V131H180ZM183 133L180 134V135L183 136ZM193 133H195V132L193 131ZM193 133H192V134H193ZM222 133H223V134H222ZM234 133H233V134H234ZM238 133H239V134H238ZM248 133H249V132H248ZM74 134H76V135L74 136ZM141 134H142V132H141ZM143 134H144V133H143ZM143 134L140 135V136H138L139 138L136 137V136H137L136 134H135L136 136H135L134 134H132V135H134L136 138H138L139 141H141L142 144H146V143H147V146L145 145L146 147H148V146L150 147L151 145H154V143H155L156 140L153 141V140H151L152 138H150V140H148L149 137L146 135L148 138H147V137L145 138V137L143 136ZM166 134H167V133H166ZM176 134H177V133H176ZM176 134L171 135V137L173 136V137L175 138V135H176ZM187 134H188V133H187ZM187 134H186V135H187ZM200 134H198V135H199L200 137H202V139L205 138V137H203L204 135L202 136V135H200ZM206 134H207V133H206ZM206 134H205V135H206ZM250 134H252V133H251V130H250ZM262 134H263V133H262ZM262 134H260V135H262ZM107 135H106V137L108 138ZM132 135H130V133H129V136H130L129 138H130V139H131V137H133ZM178 135H179V133L177 134V136H178ZM195 135H196V134H194V136H195ZM208 135H206V137H207ZM210 135H209V136H210ZM217 135L215 134L214 137L216 136V138H217ZM248 135H249V134H246L247 137H248ZM252 135H253V134H252ZM252 135H251V137H253V136L256 135V134H254L253 136H252ZM257 135H258V139H257V143H258V140H259V136H260V135H259V134H257ZM72 136L76 137V139H74V138L72 139ZM111 136H114V135L111 134ZM120 136H121V135H120ZM141 136H142V140L144 139V140H147L148 142H146V141L144 142V141H143V142H144V143H143L142 140H140ZM166 136L169 137L170 135H166ZM166 136L162 135V136H160V137L163 138V137H166ZM182 136H181V137H182ZM188 136L191 137V134L188 135ZM199 136H198V137H199ZM211 136H210V137H211ZM241 136H240V138H241ZM246 136H245V139H242V140H240V141L238 140V139H239V137H238L236 140H237V142H238V141H239V142H238V143L236 142L235 145H234V143H235L236 140H235L234 138H236V137H233L232 140H233L234 142L231 141L232 144H231L230 146H231V147H234V146H235L236 150H237L238 147H239V148H240V147L243 148V146H244V148H246V149L249 148L248 146H250V145L252 144L251 142H252L253 139H255L256 137H254V138H252V139L250 138L252 141H250V140H249L248 142L245 141V143L248 145V146H247V145L244 143V140H247V139H248V138H246ZM97 137H98V136H97ZM101 137H99V138H101ZM106 137H104V138L106 139ZM117 137H119V136H117ZM122 137H125V136H122ZM122 137H121V138H122ZM135 137H133V138L136 140ZM143 137H144V138H143ZM192 137H193V136H192ZM195 137L197 138V136H195ZM195 137L192 138V140L195 139V141L193 140L195 143H197V144H203V143L206 144V143H207L206 146H208V145L210 146V143H208V142L211 141V140H209V141L207 140L208 142H206V143H205V142H202V141H204V140H202L201 143H200V141L198 140V142H199V143H198V142L196 141L197 139H196ZM210 137H208V138L210 139ZM262 137L264 138V135H262ZM78 138H79V139H78ZM99 138H98V139H99ZM111 138H112V137H110V139H111ZM113 138H114V137H113ZM113 138H112V139H113ZM115 138H116V137H115ZM115 138H114V139H115ZM129 138L127 137V139H129ZM162 138H161V139H162ZM174 138H173V139H174ZM176 138H177V137H176ZM179 138H180V137H178V139H175V140H174L175 142L177 141V143H174V141H170V140H169V141L171 142V145H170V144H168V145L166 144L167 146L165 145V146H166L165 148L161 147V148H162V152L165 151V153H168V155H169L170 153L173 152V149L177 147L178 150L175 149V153L177 154V153H179V150H180L179 148L181 147V151H182V152H180V153H181V154H182V153L184 154L185 150L188 149V148L191 146L190 143H193V141L191 142V139L188 140V138H186V136H185L186 140H188L187 143L190 141V142L188 143L189 146H188V145L186 144V142H185L182 146H181V144H180V147L178 148L179 143H181V142L178 143V141L180 140ZM182 138H184V137H182ZM216 138H214V139L212 138L216 144H215L214 142H211V143L214 144V145H216V146L219 148V142L217 143V142L215 141ZM220 138H221V137H220ZM225 138H226V136L224 137V139H225ZM110 139H109V140H110ZM122 139H124V138H122ZM134 139H133V140H134ZM138 139H137L136 141H138ZM161 139L158 137V139H157L158 143L161 141ZM167 139H168V138H167ZM167 139H166V138H163V140L161 141V144H162V142H163L164 140H165L164 142L166 143ZM200 139H201V138H200ZM221 139H222V138H221ZM221 139H220V140H221ZM73 140H74V141H73ZM96 140H97V138L95 139V143H93V144H96L97 142L100 143V140H98L97 142H96ZM135 140H134V142H135ZM159 140H160V141H159ZM181 140H182V139H181ZM181 140H180V141H181ZM213 140H212V141H213ZM220 140H218V138H217V141H220ZM226 140H227V141H226ZM226 140H221V141H223V142L226 141V143H227V142L230 140V138H229V140L226 138ZM88 141H89V143H88ZM101 141H102V139H101ZM104 141H105V140H103V142H104ZM106 141H107L106 143H108V144H106V145H109L110 143L112 144V142L115 141V140H112V142H110V143H109L108 139H106ZM110 141H111V140H110ZM116 141H119V139L116 140ZM116 141H115V142H116ZM120 141H121V139H120ZM126 141H127V140H126V138H125V142H126ZM129 141H131V140H129ZM139 141H138V142H139ZM152 141H153L154 143H151ZM157 141H156V143H157ZM182 141H183V140H182ZM205 141H206V140H205ZM241 141H243L242 143H244V144L240 143ZM261 141H262V140H261ZM13 142H15V143L12 144ZM103 142H102V143H103ZM123 142H124V141H123ZM123 142H122V143H121V142H118V144L120 143V144L122 145ZM138 142H137V144H138ZM149 142H150L151 145H150V144L148 145ZM164 142H163V143H164ZM167 142H168V141H167ZM170 142H169V143H170ZM183 142H184V141H183ZM183 142H182V143H183ZM249 142H250V145H249ZM255 142H256V141H255ZM259 142H260V140H259ZM102 143H101V144H102ZM132 143H133V142H132ZM141 143H140V144H141ZM156 143H155V144H156ZM158 143H157L156 145L164 146V145H160V144H158ZM173 143L176 144V145L178 144V145H177L176 147H174L175 145H174ZM228 143H229V142H228ZM228 143H227V146H228ZM239 143H240V144H239ZM257 143H256L255 146H254V141H253V146L256 147ZM93 144H91V145L93 146ZM127 144H128V142L124 145L125 148H124L123 145H122V149L124 148V149L126 150V149H127V148H126V145H127ZM129 144H130V142H129ZM172 144L174 145V146H173L174 148H173V149H172V148L170 149L168 146L170 145V147H171ZM197 144H195V146H196ZM204 144H203V145H204ZM212 144H211V146H210L211 148H212V146H213ZM220 144H221L222 146H220L219 149H216V153L218 152L217 150H219V152H220L221 148L225 145V143H222V142H221ZM223 144H224V145H223ZM238 144H239V145H238ZM241 144H242V146H240ZM260 144H261V142H260ZM106 145L104 144L103 146H106ZM132 145H133V144H132ZM134 145H136V144H134ZM203 145H202V146H203ZM233 145H234V146H233ZM258 145H259V143H258ZM95 146H96V145H95ZM99 146H100V144H99ZM101 146H102V145H101ZM109 146H110V145H109ZM111 146L113 147L114 144H112ZM115 146H116V145H115ZM127 146H128V145H127ZM136 146H137V148L139 147V145H136ZM136 146H135V147H136ZM140 146H142V145H140ZM143 146H144V145H143ZM192 146H194V143H193ZM192 146H191V147H192ZM195 146H194L193 149H195ZM202 146H201V148H200V147H199V148L202 149ZM204 146H205V145H204ZM206 146H205V147H206ZM216 146H215V147H216ZM236 146H238V147H236ZM245 146H247V147H245ZM107 147H108V146H107ZM130 147H131V146H129V148H130ZM135 147H134V151L131 150V149H133V148L130 149L131 153L129 152V150H126V151H120L119 153H121V152L123 153V152H124L123 154L121 153L122 155H124L125 152H129V154L134 155V156H131V157H135V155H136L135 152H138V149H139V150L141 151V153H143V157L149 155V154H148L149 152H147V153H146V151H145V153L143 152V151L145 150V147H144V149H143V147H139V148L137 149V151H135ZM149 147H148V150H149V151H151V150H152L151 152H155V151H157V150H154V151H153V148H154L153 146L150 147L151 150L149 149ZM152 147H153V148H152ZM157 147H158V146H157ZM157 147L155 146V148H157ZM167 147H168V148H167ZM187 147H188V148H187ZM205 147H204L203 149H205ZM215 147H214V149H215ZM225 147H226V146H225ZM231 147H230V148H231ZM250 147H251V146H250ZM263 147H264V145H262V148H263ZM102 148H103V147H101V149H102ZM104 148L106 149V147H104ZM116 148H117V146H116ZM140 148H142V149H140ZM161 148H160V150H161ZM166 148H167V149H170V150H167V152H166V150H164V149H166ZM196 148H197V147H196ZM227 148H228V147H226L224 150H226ZM241 148H240V149H241ZM12 149H15V150H12ZM41 149H43L44 151H42ZM114 149H115V147H114L113 150H112L113 153L116 151V149H115V150H114ZM118 149L121 150V148H118ZM118 149H117V150H118ZM158 149H159V148H158ZM191 149H192V148H191ZM191 149H188V151H190ZM193 149H192L190 152H192V151L194 152ZM200 149H199V150H200ZM203 149H202V152L199 151V150H195V152H196V151H197V152L199 151V152L203 153ZM207 149H208V147H207ZM207 149H206V150L204 151V153L202 154V155L205 156V157L208 156V154H209V153H206V152H207ZM212 149H213V148H212ZM214 149H213V150H214ZM222 149H223V148H222ZM246 149H242V150L244 151V153H246ZM252 149H253V147H252ZM252 149H251V150H252ZM256 149H257V147H256ZM260 149H261V146H260ZM142 150H143V151H142ZM171 150H172V152H171ZM176 150H177L178 152H177ZM208 150L211 151V149H208ZM224 150H221V152L223 153ZM232 150H233V149H232ZM236 150H235V151H234V150L231 151V150L229 149V151H230L229 154L233 155L234 157L238 156V154L241 155L242 152H239V149H238V151H237V153H236ZM242 150H240V151H242ZM249 150H250V149H248V151H249ZM251 150H250V151H251ZM257 150H258V149H257ZM40 151L43 152V153L41 152L42 154H44L45 151H46V152L49 151L50 153L52 152L50 155H52L53 157H52L51 159H49V158L51 157V156L48 154L49 152H48V153L45 152L46 155H49V156L46 158V160H45V159H43V157L45 158L46 156H45V155L42 156V154L39 153ZM140 151H139V154H141ZM168 151H169V152H168ZM188 151H187V152H188ZM214 151H215V150H214ZM250 151H249V152H250ZM255 151H256V150H255V148H254V152H253V150H252V155H253V153H255ZM259 151H260V150H259ZM261 151H262V149H261ZM263 151H264V150H263ZM85 152L88 153V154H87L88 156L90 155V158L87 157V160L89 159L90 162H88L89 160L87 161V160L84 159V158H86V156H85L86 153H85ZM97 152H99V151H97ZM157 152H158V151H157ZM157 152H155V153H157ZM159 152H160V151H159ZM195 152L192 153L193 156H194ZM212 152H213V151H212ZM219 152H218V153H219ZM221 152H220V153H221ZM225 152H227V151H225ZM225 152H224V153H225ZM232 152H235V153L233 154ZM238 152H239V153H238ZM256 152H257V151H256ZM2 153H3V151H1L0 154L2 155ZM119 153H118V154H119ZM134 153H135V154H134ZM155 153H154V154H155ZM173 153H174V152H173ZM175 153H174V154H175ZM180 153H179V154H180ZM213 153L215 154V152H213ZM213 153H212V155H213ZM220 153H219L218 155H220ZM244 153H243V154H244ZM247 153H248V152H247ZM247 153L244 154L245 156L242 154V155H241V156H242L241 158H240V155H239L238 158H240V159L243 158V159H244V157H246L247 155H248V157H249V153H248V154H247ZM262 153H263V152H262ZM16 154H17L18 156H16ZM100 154L97 153L98 156H99ZM116 154H117V153H116ZM116 154H115V155H116ZM129 154H128V155H129ZM139 154H138V155H139ZM145 154H146V155H145ZM150 154H152V153H150ZM157 154H158V153H157ZM161 154H164V152L158 154V155H160L159 157H161V158H159V160L162 159V158H165V160H166V159L169 158V156L172 157V154H170L169 156L166 155V157H165V155H163L164 157H162ZM179 154H177V155H179ZM181 154H180V155H181ZM183 154H182V155H183ZM187 154H188V156L190 157L189 154H191V153H187ZM199 154H200V153H199ZM205 154H206V155H205ZM236 154H237V155H236ZM3 155H2V157H3ZM76 155H77L78 157L81 156V158H83L82 156H85V157L83 158L84 161L82 160L83 165L80 164V163H81V162H80V159H81V158H79V160H77L78 158L76 159V157H77ZM115 155H114V156L111 155V156L114 157V159H116V157H117V158L120 157V156H117V155L115 156ZM126 155H127V153H126ZM138 155H137V157H139ZM144 155H145V156H144ZM155 155H156V154H155ZM196 155H198V153H196ZM196 155H195L194 158H192L193 160L196 158ZM218 155H217V157H216V155H215V156H214V159H215V158L218 159V158L221 156V155H220V156H218ZM235 155H236V156H235ZM255 155H256V154H254V156H255ZM6 156H5V157H6ZM13 156H15V157L13 158ZM72 156H75V157H74L75 159H74ZM94 156H96V155H94ZM124 156H125V155H124ZM124 156H123V158H122V156H121V158H122V159H126V158H124ZM141 156H142V155H141ZM141 156H140L139 159H137L136 157L133 158V159H135V160L137 159L136 162L139 160L138 162H139V164H141V163H140L141 161H143V160H144V161L147 160L146 157H145V159L143 158V159L141 160V158H142ZM150 156H151L150 158H152V156L155 157V159L158 158L157 155L154 156V155L152 154V155H150ZM188 156L186 155V158H187ZM203 156H202L201 158H202V159H205V157L203 158ZM222 156H224V155H222ZM225 156L228 157V156L226 155V153H225ZM225 156H224V159L226 158ZM243 156H244V157H243ZM258 156H259V155H258ZM260 156H261V154H260ZM263 156H264V154H263ZM2 157L0 156V158H2ZM5 157H4V159H5ZM8 157H9L8 159H10V155H9ZM70 157H72V159H74V160L77 161L76 164H75L73 161H72V162L70 161V160H71ZM126 157H127V156H126ZM128 157H130V155H129ZM167 157H168V158H167ZM173 157H174V156H173ZM175 157H176V156H175ZM175 157H174V158H175ZM177 157H178V156H177ZM179 157L181 158V156H179ZM189 157H188V158H189ZM191 157H192V155H191ZM191 157L189 158L190 160H191ZM199 157H200V156H199ZM210 157H212V158H211L212 160H211V159H210V160L213 162V156H211V155L209 154V158H210ZM248 157H246L245 159L247 160ZM250 157H251V156H250ZM252 157H253V156H252ZM19 158H18V159H19ZM95 158H96V157H95ZM97 158H98V157H97ZM99 158H100V157H99ZM183 158H184V157H183ZM186 158H184V159L186 160ZM201 158H198V160L201 159ZM221 158H222V157H221ZM221 158H220V159H221ZM229 158L232 160L233 157H230V155H229ZM2 159H3V158H2ZM8 159H7V161H8ZM11 159H10V160H11ZM47 159H49V160H47ZM57 159H58L59 161H57ZM69 159H70V160H69ZM114 159L111 158L112 162H113ZM119 159H120V158H119ZM119 159H117L116 161L114 160V162H117ZM122 159H121V160H122ZM127 159H128V158H127ZM155 159H154V160H155ZM177 159L181 161V159H179V158H177ZM184 159H183V160H184ZM189 159H188V161L186 160V163H189V161H190ZM196 159H197V158H196ZM202 159H201V160H202ZM217 159H215V160L217 161L218 165H219L220 162H222V164L225 163V161H223V160H224L223 158H222L223 160L221 159L222 161H220V162H219V160H217ZM233 159H234V158H233ZM236 159H237V157H236ZM240 159H239V160H240ZM243 159H242V160H243ZM249 159H250V158H249ZM257 159H258V157H257ZM5 160H6V159H5ZM53 160H56V161H53ZM107 160H106V161H107ZM109 160H110V159H109ZM109 160H108L107 163L111 162V161H109ZM128 160H129V159H128ZM140 160H141V161H140ZM151 160H153V159H150V160H149V157H148V160H147V161H148V162H149V161L152 162V164H151V163H150V164H151L153 167L156 165L154 168H157V167H158V169H160V168H159V167H160L159 165H161L163 162L160 161L161 164H160V163L157 164V162H158L157 160H155V162L157 161L156 163H154V160H153V161H151ZM172 160H174V159L172 158ZM172 160H171V161H172ZM175 160H176V159H175ZM178 160H177V161H178ZM193 160H191V162H193ZM201 160H199V162H196V161L194 162V164H197L198 167H197V166L195 167L194 165L191 164V168H189V170L184 169V170H185L184 172H182L181 169H180V170L178 169V170H177V171H178V172H177V174H178V179H177V178H176V179L179 181V180L182 179V177H184V179H185V177H187L188 175H189V177H190V176H193L194 174H196L195 176L191 177V178H192L191 180L194 179V180H193L194 182L197 181V180H196V179H197V175H199V174L197 173V172H198L197 170H194V172L197 171L196 173H194V174L192 175V173H193V172H192L191 175H190V171H191L192 167L194 166L193 169H196V168H197V169H199V170L201 171V169H202L203 167L200 169L199 164H200V166H201V165H202V166L205 165V166L207 167L208 165H210V164L212 163V162H211V163L209 162L208 165H207V163H206L204 160H202V161H204V163H206V164H203V162L200 163ZM205 160H208L207 157H206ZM210 160H209V161H210ZM215 160H214V162H215ZM231 160H230L229 163H231ZM242 160H241V161H242ZM252 160H253V159H252ZM255 160H256V159H255ZM262 160H263V159H262ZM3 161H4V160H3ZM11 161H12V160H11ZM52 161L55 162V164H54V163H53V164H54V168H55V166H56V168H55L56 170H55V169H51V166H53V165H52ZM106 161H105V162H106ZM122 161H123V160H122ZM122 161H121V162H122ZM130 161L132 162V163H131V166H132L133 162H134V164L136 163L134 160L132 161V158H131ZM162 161H163V160H162ZM232 161H233V160H232ZM237 161H238V160H237ZM244 161H245V160H244ZM244 161L242 162V164L244 163ZM247 161H249V160H247ZM5 162H6V161H5ZM12 162H15V161H12ZM57 162H58V163H57ZM70 162H71V165H72V166H70ZM79 162H80V163H79ZM87 162H88L89 164H91V165H89ZM114 162H113V163H114ZM121 162L119 161L120 164L118 165L120 169H122L121 167H124L123 165H121ZM138 162H137V164H138ZM148 162H147V163H148ZM169 162H170V160H169ZM178 162H179V161H178ZM178 162L176 163V161H175V164H178ZM191 162H190V163H191ZM207 162H208V161H207ZM214 162H213V163H214ZM223 162H224V163H223ZM234 162H235V160H234ZM234 162H232V163H234ZM254 162H255V161H254ZM3 163H4V162H3ZM17 163H18V162H17ZM56 163H57V164H56ZM72 163L75 164V165L73 166ZM78 163H79L80 165H79ZM117 163H118V162H117ZM117 163H116V164H117ZM123 163H125V162L123 161ZM142 163H143V165H144V164L146 163V161H145V163H144V162H142ZM167 163H168V162H166L165 164H164V163L162 164V165H164V167H163L162 169H160V170L162 171V172L160 171V172L162 173V175H163V171H165V169H166L165 172H167V168H168V167L165 168V165L167 166ZM171 163H172V162H171ZM232 163L229 164L230 167H231V165H235V164H238V163H239L238 168H237V166L235 167L236 170L234 169V167H231V168L234 169V171H232V172H234L235 174H236V172L238 171V169H239V170H241V169L243 170V168L246 167V166L248 165V162L246 163V161H245L246 165L244 164L245 166L243 165L244 167L242 166V168H241V165H240L241 162H240V161H238V163H237V162H235L234 164H232ZM257 163H258V162H257ZM257 163H256V164H257ZM1 164H2V163H1ZM1 164H0V168H1V166H2ZM5 164H6V163H5ZM59 164H61V163H59ZM100 164H102V166H101ZM111 164H112V163H111ZM127 164H130V162H128ZM150 164H149V166H150ZM153 164H154V165H153ZM172 164H173V166L175 165L174 163H172ZM179 164H180V162H179ZM215 164H216V162H215L213 165L208 166V167L211 168V167L213 166L212 168H215L216 165H217V164H216V165H215ZM220 164H221V163H220ZM222 164H221V166H222L221 168H223V166H224V165H222ZM226 164H227V162H226ZM249 164H251V163H249ZM253 164H254V163H253ZM259 164H260V163H259ZM3 165H4V164H3ZM12 165H14V164H11V166H12ZM15 165H17V164H15ZM15 165H14V166H15ZM18 165H19V163H18ZM18 165H17V166H18ZM109 165H110V163H109ZM109 165H108V166H109ZM113 165H115V163H114ZM124 165H125V164H124ZM135 165H136V164H135ZM146 165H147V164H145V166H146ZM157 165H158V166H157ZM168 165H169V168H170V163H169ZM186 165H187V164H186ZM189 165H190V164H189ZM218 165H217V167H219ZM14 166H12V167H14ZM120 166H121V167H120ZM126 166L128 167L129 165H126ZM133 166H134V165H133ZM136 166H137V165H136ZM136 166H135V167H136ZM152 166H151V167H152ZM176 166H177V165H176ZM181 166H183V164H181ZM214 166H215V167H214ZM225 166H226V165H225ZM225 166H224V171H225V169H226ZM239 166H240L241 169L239 168ZM248 166H249V165H248ZM254 166H257V165H254ZM254 166L251 165V169L256 168V167H254ZM262 166H264V165H262ZM8 167H10V166L8 165ZM8 167H6V168L8 169ZM61 167H62V165H61ZM106 167H107V166H106ZM113 167H114V166H113ZM113 167H112V168H113ZM135 167H134V168H135ZM141 167H142V164H141V166H138V168L136 167L135 169L137 170V169H140ZM171 167H172V166H171ZM174 167H175V166H174ZM184 167H185V166H184ZM208 167H207V169H208ZM217 167H216V168H217ZM227 167H228V166H227ZM230 167H229V168H230ZM257 167H258V166H257ZM2 168H3V167H2ZM52 168H53V167H52ZM59 168H60V166H59ZM112 168H111V169H112ZM117 168H118V167H117ZM131 168H132V167H129V168H127V169H128V170H127L126 167H125L126 170H125V169H123V170L129 172V169H131ZM134 168H133V169H134ZM145 168L148 169V167H145ZM145 168L143 167L144 170H145ZM164 168H165V169H164ZM175 168H176V167H175ZM178 168H179V167H178ZM210 168H209V170H210ZM216 168L214 169V170H215V175L218 174L219 177L221 176L220 178H222L223 175H221L220 172L222 171L223 174H224V171H223V170H220L219 168H217V171H220V172H219L220 174H219V173H216V172H217V171H216ZM259 168H260V167H259ZM262 168H263V167H262ZM7 169H6V170H7ZM10 169H11V167H10ZM101 169H102V168H101ZM115 169H116V165H115ZM120 169L118 170L119 173H120V171H122V170H120ZM135 169H134L133 171H132V170H131V171L134 172ZM141 169H142V168H141ZM141 169H140V173L143 172V169H142V170H141ZM152 169H153V168H150V172H151ZM163 169H164V170H163ZM176 169H177V168H176ZM176 169H175V171H176ZM207 169H206L205 174L208 173V170H207ZM245 169H246V168H244V170H245ZM251 169H250V170H251ZM6 170H5V171H6ZM102 170H103V169H102ZM112 170H114V169H112ZM148 170H149V169H148ZM170 170L172 171L173 168H172V169L170 168ZM203 170H204V169H203ZM203 170H202V173H204ZM214 170H213V171H214ZM228 170H230V171H229V174L232 176V172H231L232 169H228ZM242 170H241V171H242ZM255 170H256V169H255ZM263 170H264V168H263ZM2 171H3V170H2ZM8 171H9V170H8ZM10 171H11V170H10ZM108 171H111V170L108 169ZM114 171H115V170H114ZM114 171H112V172H113V174L115 175ZM137 171H138V170H137ZM137 171H136V172H137ZM146 171H147V170H146ZM153 171L155 172V169H154ZM156 171H157V175H158V173H160V172H159L158 170H156ZM171 171H170V172H171ZM175 171L173 172L174 174H175ZM204 171H205V170H204ZM213 171H212V169H211V172H213ZM241 171H239L240 174L242 173ZM245 171H246V170H245ZM261 171H262V170H261ZM261 171H260V172H261ZM99 172H100V171H99ZM101 172H103V171H101ZM112 172L109 173V174H112ZM115 172H116V176H115V177H117V175H118V173H117V169H116ZM122 172L125 173L124 171H122ZM128 172H127V173H128ZM136 172H134L131 176L135 175ZM147 172H148L149 174L152 173V172L150 173L149 171H147ZM211 172L209 173L210 175L207 174V176H211ZM239 172H237V173H239ZM258 172H259V171H257V174H258ZM263 172H264V171H263ZM1 173H5V175H6V172H4V171L1 172ZM9 173H10V172H9ZM61 173H62V172H61ZM66 173H67V174H66ZM105 173H106V172L104 171V174H105ZM130 173H131V172H130ZM130 173H128V174H130ZM144 173L146 174V172L144 171L142 174H140V176H141V175H144ZM168 173H169V170H168L167 173H164V175H165V174L168 175ZM171 173H172V172H171ZM202 173H201V174H202ZM234 173H233V174H234ZM246 173H248V171H247ZM250 173H251V172H250ZM250 173H249V174H250ZM13 174H14V173H13ZM59 174H60V171L58 170V175L56 174V176H59ZM62 174H63V173H62ZM84 174H87V176L84 175ZM88 174H89V175H88ZM128 174H127V175H128ZM174 174H172V175H174ZM205 174H203V175H205ZM229 174H228V175H229ZM240 174H239V177H240L241 179H243L244 181L241 180V179L238 177V180H240L239 182H242V181H243V182H245V181H246V182H247V181H253V179H254V178H253L252 180H248V176H247V178H246V177L241 176L242 174H241V175H240ZM244 174H245V173H243V175H244ZM253 174H254V173H253ZM257 174H256V175H257ZM261 174H262V173H261ZM1 175H2V174H1ZM7 175H9V174L7 173ZM7 175H6V177H7ZM10 175H11V174H10ZM66 175H68V176H66ZM98 175H99V174H98ZM119 175H120V174H119ZM121 175H122V174H121ZM121 175H120V176H121ZM123 175H124L125 177L127 176V175H125V174H123ZM123 175H122V176H123ZM137 175H139V172L137 173ZM137 175H136V176H137ZM147 175H148V174H147ZM147 175H146V177H147ZM151 175H153V174H151ZM151 175H150V176L148 175V176L151 177ZM155 175H156V172H155V174H154V178L152 179L153 182H152V180H150L151 178L149 179V177H148V179L151 181V183H153V184H152L153 187H154V183H157V182H158V180H157L158 177H157V179H156V176H157V175H156V176H155ZM175 175H176V174H175ZM213 175H214V172H213ZM251 175H252V173H251ZM259 175H260V174H259ZM51 176H52V175H51ZM56 176L54 175V179H55ZM93 176H94V174L92 175V177H93ZM102 176L104 177L103 174H102ZM108 176H109V178H110V177L113 176V175H111V176L108 175ZM120 176H119V177H120ZM122 176H121V177H122ZM124 176H123V179H124ZM128 176H129V175H128ZM144 176H145V175H144ZM168 176L171 177V178H173L172 176H170V173H169ZM205 176H206V175H205ZM234 176H238V174H237V175H234ZM234 176H232V178L230 177V178H227V179H229V180H230V179L233 180V178H235ZM245 176H246V174H245ZM257 176H258V175H257ZM262 176H263V175H261L259 178H261ZM2 177H1V179H2ZM39 177H40V178H39ZM100 177H101V176H100ZM119 177H117V178H119ZM133 177H135V176H133ZM133 177H132V182L129 181L130 184L133 183V182L135 181V179L133 180ZM138 177H139V176H138ZM142 177H143V176H142ZM159 177H161V174H160ZM169 177H168V178H169ZM180 177H181V178H180ZM194 177H195V178H194ZM201 177H202V175H201ZM212 177H213V176H212ZM219 177L217 176L216 180H217ZM224 177H226V172H225ZM224 177H223V178H224ZM227 177H228V176H227ZM263 177H264V176H263ZM9 178H10V177H9ZM44 178H45V177H44ZM60 178H61V177L59 176V178L57 177L56 179H57V180L59 179L60 182H62L63 180L60 179ZM62 178H63V176H62ZM95 178H97V177H96V174H95ZM95 178H94V179H95ZM98 178H99V177H98ZM101 178H102V177H101ZM101 178H99L98 180H100ZM106 178H107V175H106ZM129 178H131V177H128V180H129ZM135 178H137V177H135ZM139 178H141V177H139ZM139 178H138V179H139ZM161 178L163 179V176H162ZM187 178H188V177H187ZM187 178H186V180H187ZM202 178L204 179V176H203ZM202 178H201V179H202ZM206 178H207V180H208V181H207L208 183H212V181H213L212 178H211L210 180H209L210 177H206ZM213 178H214V177H213ZM249 178H250V177H249ZM259 178H258V179H259ZM48 179H49V181H50V178H48ZM51 179H53V176L51 177ZM68 179H69V178H68ZM68 179H67V180L64 179V180H66L65 183L62 182V183L64 184V188H63V190H62V188L55 187V185L57 186V185L60 183L59 180H58V181H57V180H53V181H57V182H56L57 184L55 183L54 186H52V187H55V188H52V187H49V186H48V188L46 187V188L43 189V187L41 186V190H42V191H39V192L37 191V192H38V196H37V197H36V195H35V194H36L35 191H34V192H35L34 194L32 193V194L35 195V197H36L35 199H33V201L35 200V202L30 201V200H31L30 197H31V195H32L31 193H30V194H31L30 197H28V196H26V197H20V196H25L26 193H29L30 191L26 192L25 194L23 193L24 195H23V194L21 195L20 192H22V191H21V189H20V190L18 189L19 191H18V190H17V191L19 192V195H20V196H19V195H17V194L14 193V192L11 193L10 191H12V189H10V191H9L10 193L7 192L8 190L6 189V187H4V186L2 185V186L4 187L3 189L7 190V191H5V192H7L6 195H8V194L10 195V196H9V200H10L11 202L15 201V204H13L14 206H11V205L8 206L9 204H12V203H9V204L7 203V204H8V205H7V204H6L7 201H6V202H3V201H2L1 204L4 203V204H6L7 206H5V205L2 206V205L0 204V206H2V207H0V208L3 209V212H0V213H2L1 215L4 214L5 217H6V215H8L7 217L9 218V215L14 216V213H15V212L18 210V208H19L21 211H24V212H25V213H22L23 215L25 214L24 217H28V218H30V217H29V214H31V215H30L31 218H32V215H33V218H34V216H35L36 219H37V220H36L35 218H34V219H33V218L31 219V220L34 221V223H35V220H36V221H39V223H41V225L39 224L40 226H39V225H33V226H31V224H30V225L28 224L29 226H27V225H26L27 223H31V222H33V221H31V220L29 219V221L26 222V223H23V222H22V225L25 226V227L23 226L25 229H24V230H20L19 232L16 233V235H20V237H21L22 235H27V237H29V241H28L27 239H23V238H22L23 240H25V243H28V242H29V244H31V242H32V244H34V243L37 244V245H38V244H41V245L43 244V246H44V244H45V247L50 243V242H47V241H49V239H51L52 241H51V243H50V244H51V245H50V249H51V247L53 246V245H52V242H53V243H56V244H54L55 247H54V246L52 247V248H53V249H52L53 251L51 250V251H50L51 253H46V251H47V250H46V251L44 252V253H46V254L43 253L44 255H39V256H38V258H39V262H40V263L42 262L41 264H46V263H43V262H45V261L48 263V261H49L50 259H52L51 262L53 261L54 264H72L74 261H76V260L73 261V259H78V257L76 258V256L73 255L74 258L71 257V258H72V259H71L70 256H72V254H71L70 251H71V250H72V251H75V250L77 251V249H78L77 244H78V246H79V244H83V242L85 243V241H82V243H81L80 240H77V241H76L75 239H76V238H77V239H78V238L80 239V237L83 236L84 234L87 235V233H91V232H89L90 230H88V229H89L88 226H90V225H87V224H86V225H87V228H88V229L86 228V230H87L88 232L85 230V228H84V229H83V228L81 229V224L85 222V221H84V222L82 221V220H83V217L86 218V217H87L86 215L90 214V215H88V218H86V219H88L87 222H88V221H91V223H93V222L95 223L96 221H94L93 219H94V217H95L96 214L99 215L100 213L103 212L104 215L107 214L106 216H108V212H109V211L112 212V210H114V209H112V208H115L116 210L119 209V210L121 211V209L123 208V207H122V205H123V204H122V201L127 197V193H128V192L126 193V191H127L128 189H127V190L125 189V192H123L124 190H122V192L125 193V194H123V195H125L126 197H125L124 199H123L124 196H123L122 198L119 197L120 200L118 199V197L116 198V199L119 200V202L122 200V201L120 202V203H121L120 206H121L122 208H121V207L116 208V207H118L119 205H118V206L115 205V207H114V206H113V205H114V202H112V201H114L115 199L113 198L114 200H112L111 198L113 197V195H114V197L118 196L117 194L115 195V193H117L118 191L115 189L116 192L113 194L112 192L114 191V189H113V191H112V190H110V189L107 187V186H109L110 184L113 185V183H111L110 181H109V182H110L109 184H106V181H105L103 178H102V180H100V182L102 181L100 187H102V184H103L104 187H105V185H107V186H106V187H107L106 189L109 190V191H107L105 188H104V189H105V190H104L103 187H102V188H99V185H97L99 182H98V183H97V182H96V183L94 182L95 185L98 186L97 188H95V187H96V186H95V187H94L95 189H94V188H93L94 185L92 186L91 184H90V185H91V188H92V189L88 188V187H90L89 183H91V182L93 181V179H92V181L90 180V182L87 180V182H86V184L88 183L87 185L85 184V182H84V183H81V182L75 183V182H73V180H70V179H69V181H68ZM84 179H85V180H84ZM112 179H113V177H112ZM112 179L110 178V179H108V180H112ZM120 179H121V178H120ZM120 179H119V180L117 179V180L120 181ZM123 179L121 180L122 182H123L124 180H126V181H124V182H128V181H127V177H126V179H124V180H123ZM141 179L143 180L144 178H141ZM165 179H166V178H165V176H164V180H165ZM203 179L200 180V178H199V179H198V182H199V180H200V182H201V181H204ZM256 179H257V177H256ZM256 179H254V180H256ZM39 180H40V181H39ZM45 180H47V179H45ZM108 180H107V181H108ZM114 180H115V179H114ZM114 180H113V182H115ZM117 180H116V181H117ZM146 180H147V179H146ZM155 180H157V181H155ZM160 180H161V179H160ZM160 180H159V182H160ZM167 180L169 181V179H167ZM173 180H174V179H173ZM177 180H176V182H177ZM182 180H183V179H182ZM188 180H189V179H188ZM188 180H187V181H188ZM191 180L188 181V185H189V182H190V184L193 183V184H191V185H193V187H194V185H195L196 182H195V183H194L193 181L191 182ZM214 180H215V179H214ZM216 180H215V182H216ZM218 180H219V179H218ZM221 180H222V179H221ZM224 180H225V178H224ZM231 180H230V182L228 181L229 183H227V185H229V186H228V187L226 186L227 188H229V187L231 186ZM234 180L237 181V177H236V179H234ZM234 180H233V181H234ZM261 180H263V178H261ZM261 180H258V181H261ZM0 181H1V180H0ZM7 181H6V182H7ZM51 181H52V180H51ZM103 181H104L105 185H104ZM143 181H144V180H143ZM162 181H163V180H161V182H162ZM187 181H186V182H187ZM209 181H211V182H209ZM222 181H223V180H222ZM233 181H232V184H233ZM236 181H235V184H233L231 187H235L234 185H237L236 183H239L238 181H237V182H236ZM258 181H257V182H258ZM43 182H44V181H42V183H43ZM58 182H59V183H58ZM122 182H120V184H121ZM139 182H140V181H138V185H139V186H140V185L143 186V184H140L141 182H140V183H139ZM146 182H147V184H148V183L150 184V182H148V180H147ZM176 182H175V184H177ZM198 182H197V183H198ZM205 182H206V179H205L204 183H205ZM207 182H206V183H207ZM215 182L213 183V185L215 184ZM224 182H225V181H224ZM246 182H245V183H246ZM80 183H81V184H80ZM94 183H93V184H94ZM144 183H145V182H144ZM162 183H163V182H162ZM162 183H160V184L162 185ZM166 183H167V181H166ZM169 183H171V182H169ZM180 183H183V182H180ZM197 183H196V184H197ZM204 183H203V184H204ZM206 183H205V185H202V187L199 186V184H197V185H195L194 188H197V186L201 187V188L203 189V190L201 189L202 191L199 190L198 188H197V190L201 191V192H202V195H205V196L208 198V196L210 195L208 191L211 190V189H210L211 187H212V190H214L213 187H215V185H214V186H213V185L211 186L210 184H208V183L206 184ZM216 183L218 184L219 181L216 182ZM221 183H223V182H221ZM221 183L219 184V186H217L218 188L220 187ZM247 183H248V182H247ZM255 183H256V182H255ZM261 183H262V181H261ZM46 184H47V183H46ZM115 184H118V183L115 182L114 185H115ZM120 184H119V185H120ZM124 184H126V183H124ZM127 184H128V183H127ZM145 184H146V183H145ZM145 184H144V187L147 188V185L145 186ZM149 184H148V185H149ZM157 184H158V183H157ZM160 184H158V185L155 184V188H156V189H155L154 191L156 192V191L158 190V193H154V194H153V193H150V192H149L148 195H150V197L147 195V192L149 191V188H150V187L148 186L147 191H146L145 189H143V190L146 191V194H144V195H145V196L147 195V196L149 197L148 200L151 199V194H153V195L156 194V195H157V194L160 193V190H161V189L159 190V189H157V188H159V187H156V186H160ZM183 184H184V186H185L186 183H183ZM201 184H202V182H201ZM201 184H200V185H201ZM217 184H216V185H217ZM249 184H250V182H249ZM249 184H248V185H249ZM258 184L261 185L260 183H257V186H258ZM262 184H263V183H262ZM42 185L44 186V184H42ZM47 185H49V183H48ZM50 185H51V183H50ZM88 185H89V186H88ZM131 185L133 186V187H131V188H133V189L130 190L131 188H129V190L132 192V193L130 194V191H129V194H130L131 197H132L133 194H134L133 192L135 191L134 189L136 188V185H137V180L135 181V184H134V185H133V184H131ZM131 185H130V186H131ZM163 185L165 186V184H163ZM168 185H169V184H168ZM168 185H167V186H168ZM170 185H171V184H170ZM186 185H187V184H186ZM188 185H187V186H188ZM191 185H190V186H191ZM206 185H208V186H206ZM209 185H210L211 187H210ZM223 185H225V184H223ZM238 185H239V184H238ZM240 185H243V184H240ZM240 185H239L238 187H240ZM251 185H252V184H251ZM253 185H254V183H253ZM253 185H252V186H253ZM60 186H61V185H60ZM86 186H88V187H86ZM117 186H118V185H117ZM121 186H122V185H121ZM128 186H129V184H128ZM142 186H140V187L142 188ZM150 186H151V184H150ZM164 186H163V187H164ZM174 186H175V185H174ZM174 186H172L173 189H174ZM190 186H189V187H190ZM204 186L206 187V190H207V188L209 189V190L207 191V192H208V196H207L206 193H205L206 190L204 191V189H205V188H203ZM244 186H245V184H244ZM252 186H251V188H252ZM254 186H256V184H255ZM44 187H45V186H44ZM111 187H112V186H111ZM114 187H115V186H114ZM114 187H112V188H114ZM123 187H124V186H122L121 189H123ZM134 187H135V188H134ZM137 187H138V186H137ZM144 187H143V188H144ZM176 187H177V185H176ZM179 187H180V186H179ZM209 187H210V188H209ZM247 187H248V186H247ZM261 187H262V186H261ZM1 188H2V187H1V185H0V189H1ZM26 188H27V190H25ZM57 188H58V190H56ZM112 188H111V189H112ZM124 188H125V187H124ZM141 188H139V189L141 190ZM151 188H152V187H151ZM151 188H150V189H151ZM161 188H162V187H161ZM167 188H168V187H167ZM169 188H170V186H169ZM185 188H186V187H184V191H185V190L187 191V188H186V189H185ZM194 188H193V189H194ZM255 188H256L255 190H257V187H255ZM54 189H55V190H54ZM99 189H101V190L103 189L104 191H107V193L110 192V191H112V192L110 193L112 197L109 199V198H107V197L105 196V197H106L105 199H106V200L108 199L109 201L112 200L111 202H112L113 204L110 202L109 205H108V206H111L110 204H112V208H111V210H110V208L106 205V206L109 208V211H108V212L105 211L107 208L105 209L102 205H101V206L105 209L104 211H103V208H102V207H101V208H102V212H99V211L96 212L95 209H94V211L96 212V214L94 215V214H92V213H95V212L93 211V208H92V206H94L93 204H97V203H98V200L103 201V200H101V199H104V198H102V197H104V196H102V194L104 193L103 190H102L103 193L101 194V196H102L101 198H100V197L98 198L97 196H95V195H98V194H96V193H98V190H99ZM117 189H119V187H117ZM121 189H119V190H121ZM136 189H137V188H136ZM175 189H178V188H175ZM191 189H192V188H190L188 191L192 192ZM231 189H232V188H231ZM231 189H228L229 191H228L227 189H226V190L232 195L231 191H232L233 189H232V190H231ZM234 189H235V190H233V191H238V188L236 189V187H235ZM239 189H242V188L240 187ZM245 189H246V188L242 189L241 191H239V193H241V192L243 193V192H244L243 190H245ZM247 189H248V188H247ZM247 189L245 190L246 192H248ZM249 189H250V188H249ZM258 189H259L258 191H260V188H258ZM263 189H264V187H263ZM1 190H2V189H1ZM101 190H100V193H101ZM133 190H134V191H133ZM162 190H165L166 192H165V191H164V192H165L167 195L170 194V193H168V189L164 188V189H162ZM162 190H161V192L163 193ZM170 190H171V189H170ZM195 190H196V189H195ZM197 190H196V191H197ZM212 190L210 191V193L212 192ZM224 190H225V188H224ZM224 190H223V191H224ZM230 190H231V191H230ZM252 190H253V188H252ZM252 190H251V191H252ZM261 190H262V189H261ZM141 191H142V190H141ZM141 191H140V193H142ZM154 191H153V192H154ZM172 191H173V190H172ZM182 191H183V190H182ZM184 191H183V192H184ZM193 191H194V190H193ZM203 191H204L205 194H203ZM223 191H222V193H223ZM233 191H232V192H233ZM251 191L249 190L250 193H251ZM258 191H257L256 193H258ZM0 192H2V191H0ZM3 192H4V190H3ZM3 192H2V193H3ZM5 192H4V194H5ZM119 192H120V191H119ZM119 192H118V194H119ZM143 192H144V191H143ZM173 192H175V191H173ZM173 192H171V193H173ZM180 192H181V191H180ZM197 192H198V191H197ZM201 192H199V193H201ZM213 192H214V191H213ZM213 192H212V195L215 194L214 197H217V195H218L217 192H219L218 189L215 191V192L217 193V195H216V193H213ZM228 192H227L226 194H228ZM254 192H255V191H254ZM262 192H263V190H262ZM140 193H139V190H138V193H137V191H136L135 194H137V197H138V198H136V199H138V200H136V199L134 200V199H133V200H134V203H135V201H137V202L139 203V201H141V199L145 197V196H140V195H141ZM162 193L160 194L161 196H160V195H157V199L160 200V197H162V199H163V195H162ZM176 193H177V191L175 192V195L177 196L178 193H177V194H176ZM185 193H188V192H185ZM192 193H193V195H195V196H199V195H198L199 193H198V194H197L196 192H192ZM194 193H196V194H194ZM222 193L220 192L219 195L222 194ZM236 193H237V192H236ZM242 193H241V194H242ZM250 193H247V194L249 195ZM138 194H140V195H139V196H140V199H139ZM189 194H191V193H189ZM189 194H188V196H186L185 194L182 195V196H183V197L185 196L184 198L188 197V198L190 199ZM230 194H229V195H225V191H224L223 196L225 195V197L223 198V197L220 195L221 198H223V201H225V202H222V199L220 198L219 195H218V197H219L220 199L216 198V199H214V200L212 201V199L210 198L211 201H207V202H211V203H212V202H214V201H216V200L218 199V200L221 201V204L223 203V206H222V207L226 206L227 204H224V203H227L228 201H229V202H228V205L233 206V205H232V204H233V201H231V203H230V200H233L232 197L235 199V198H238V196H237V194L235 195V193L233 194L235 197H234V196H230ZM241 194H240V195H241ZM247 194L245 193V196H246ZM33 195H32V196H33ZM104 195H105V194H104ZM108 195H109V193H108ZM130 195H129V196H130ZM153 195H152V197H153ZM156 195H155V196H156ZM167 195L164 194V196H167ZM250 195H251V194H250ZM252 195H253V192H252ZM254 195H255V193H254ZM257 195H258V194H257ZM259 195H260V193H259ZM3 196H5V195H3ZM93 196H94V199H95V197L98 198V200L95 199V200L97 201V203L93 201L94 199L92 200L93 202H91V203L88 201V198L93 197ZM99 196H100V194H99ZM119 196H122V194L119 195ZM135 196H136V195H135ZM159 196H160V197H159ZM168 196H169V195H168ZM170 196L173 197L174 195L172 194V195H170ZM178 196H179V194H178ZM190 196H191V195H190ZM205 196H202V197L204 198V199H203L204 201L206 200V197H205ZM226 196H227L228 198H227ZM229 196L231 197L230 199H229ZM241 196H242V195H241ZM241 196H239V197H241ZM1 197H2V196H1ZM18 197H19V198H18ZM33 197H34V196H33ZM68 197H72V199H74V198H75V199H74V201L71 203V201H70L71 198H68ZM73 197H74V198H73ZM131 197H130V198L128 197V199H129L130 201H132V200H131ZM158 197H159V198H158ZM179 197H180V196H179ZM193 197H194V196H193ZM209 197H210V196H209ZM214 197H213V198H214ZM246 197H247V196H246ZM253 197H254V196H253ZM261 197H262V196H261ZM2 198H3V197H2ZM66 198H68L69 201H68V199H66ZM132 198H133V197H132ZM166 198H167V197H166ZM174 198H176V197L174 196ZM174 198H173V199H174ZM184 198H183V200H182L183 203H185V202H184V201H185ZM188 198H187V200H188ZM198 198H199V197H198ZM198 198L195 197V200L198 199ZM200 198H201V197H200ZM200 198H199V199H200ZM225 198H227V199H229V200H225ZM243 198H244V194H243ZM258 198H259V197H258ZM258 198H257V201L261 199V198H260V199H258ZM3 199H5V198H3ZM16 199H17V201H16ZM44 199H45V202H44V204L42 205V200L44 201ZM65 199H66L68 202H70V203L68 204V202H67L68 205H67L66 210L63 209V210L61 211V209L63 208V205L60 206L61 204L58 205V203H60V202L63 203V201H64ZM90 199H91V198H90ZM90 199H89V200H90ZM126 199H127V198H126ZM126 199H125L124 202L127 201ZM145 199H147V198H145ZM154 199H155V197L153 198V200H154ZM157 199H156V202H154V203H156L155 206H157ZM162 199H161V202H162ZM170 199H171V198H169V200H170ZM199 199H198V200H199ZM240 199H241V198H239V200H240ZM245 199H246V198H245ZM262 199H264V198H262ZM262 199H261V200H262ZM1 200H2V199H1ZM46 200H49V201L52 202V203L50 202L51 205L48 206V208H47L46 206L44 207L45 204H46V205H49V204H47V203H49V202L46 203ZM108 200H107V203L109 202ZM118 200H117V201L115 200V202H116V203H119ZM148 200H146V203H147V204H148L149 201L151 202V200H149V201H148ZM166 200H167V199H166ZM169 200H167V201L169 202ZM195 200H194V201H195ZM198 200H197L196 202H198ZM201 200H202V199H201ZM207 200H209V198H208ZM236 200H238V199H236ZM239 200H238V201H239ZM242 200L244 201V199H242ZM249 200H251V199H249ZM252 200H253V199H252ZM87 201H88V202H87ZM154 201H155V200H154ZM167 201H166V203H167ZM171 201H172V199H171ZM174 201H175V200H174ZM188 201H189V200H188ZM190 201H191V199H190ZM199 201H200V200H199ZM204 201H203V202L201 201L202 204L204 203ZM238 201H237V202H238ZM257 201H256V203H257ZM262 201H263V200H262ZM262 201H261V202H262ZM53 202H56V203H57V204H56V203H54V204H55V206L58 205V208L61 207V209L59 208L60 211H61V213H58V216H59V214H60V215L62 214L61 216H59V217H61V220H60V227L55 223V219H54L55 217L53 216V213H52V212L55 211V210H51V208L53 209V208L55 207V206H54V207L52 206ZM137 202H136V205H137ZM152 202H153V201H152ZM152 202H151V204H152ZM158 202H159L158 205H159L160 208H161V204H160L161 202H160V201H158ZM163 202H165V201H163ZM245 202H247V204L250 206V204L248 203V201L245 200ZM245 202H242V201H241V203H243V207H242L241 209H240V206H242V205H241L240 202H239L240 205H239L238 207H239L240 210L243 209L242 211H244V209H245V211H248V210H246V208H245V206H246V205H245ZM88 203H90L91 206H90V204H88ZM92 203H93V204H92ZM116 203H115V204H116ZM129 203H131L132 205L134 204L133 201H132V202H129ZM129 203H128V201H127V204L125 203L124 205L128 206ZM140 203H141L142 205H143V203H144V205H147V204L145 203V201H143V199H142V201H141ZM140 203H139V205H137L136 209H133V213H134V214H135V211L137 212V210H138L137 208H139L138 206H140V208H141L142 205H140ZM154 203H153V204H154ZM173 203L175 204V202H173ZM179 203H180V202H179ZM187 203H188V202L186 201V203L184 204V206H185V205H188ZM192 203H194V202H192ZM214 203H215V202H214ZM229 203H230V204H229ZM252 203H253V205L256 204V203H254V201H252ZM252 203H251V204H252ZM63 204H64V203H63ZM70 204H71V205H70ZM75 204H76V205H75ZM87 204L90 206L91 211H88V209H87V208H88V205H87ZM98 204H100V202H99ZM101 204H104V202H103V203L101 202ZM151 204L149 203V205L151 206V208L154 209V210L156 211L155 207L153 208L154 205L152 206ZM163 204H164V203H163ZM163 204H162V205H163ZM167 204H168V203H167ZM171 204H172V203H171ZM198 204H199V203H198ZM198 204H196V205L198 206ZM200 204H201V203H200ZM206 204H207V203H206ZM206 204H205V205H206ZM216 204H217V203H215L214 205L212 204V205H213V209H215V210H216V207H215ZM221 204H220V206H221ZM259 204H260V203H259ZM104 205H105V204H104ZM124 205H123V206H124ZM134 205H135V204H134ZM134 205H133V206H134ZM190 205H191V204H190ZM190 205H188V208L190 207ZM192 205H193V204H192ZM192 205H191V206H192ZM209 205H210V204H207L208 209L210 208ZM212 205H211V207H212ZM236 205H237V203L235 202V205H234L233 207H237ZM244 205H245V206H244ZM248 205H247V206H248ZM253 205H251V207H248V208H251L252 211H254V210H253V207H252ZM262 205H263V203H262ZM51 206H52V207H51ZM64 206H65V205H64ZM129 206H130V204H129ZM150 206H148V205L145 206V207L142 206L143 208L140 209V210L142 211V214L139 213L140 211H138V213L135 214V217H136L137 215H141V217H140V216H137V217L135 218L134 215H133V216H131V218H132V217H134V219H138V218H139V219L142 220L141 222H140V221H139V222L144 224V222H145L144 220L147 219L146 216H148L147 214H149V209H151V208H148V210H147L148 213H147V212L145 213V211H144L145 209H144V208H146V207H150ZM165 206L167 207V205H165ZM168 206H169V205H168ZM181 206H182V205H181ZM197 206H195V208H196ZM218 206H219V203H218ZM220 206H219V208L217 209V214H218V215H219V213H221V212L223 213V212H224V211H223L224 209H225V210L228 209V213H229V215H230V213L232 214V212L234 213V210H233V209H235V208H233V209L231 208V209H232V211H231V210H229L230 207H229V206H226L227 209L224 207V209L222 208L223 210H221V207H220ZM257 206H259V205H256V207H257ZM49 207H51V208H49ZM97 207H100V206H97ZM131 207H132V206H131ZM131 207H129V208L127 207V208L129 209V211H128V209L125 208V206H124L125 209L123 208L122 210L126 211V213H129V212H131V211H130ZM170 207H172V206L170 205ZM178 207H179V206H178ZM178 207H177V205H174V210H175V208H176L175 211H177V209H178V210H179V213H182L183 211L181 212L180 209H179ZM186 207H187V206H186ZM199 207H200V205H199L197 208H199ZM214 207H215V208H214ZM228 207H229V208H228ZM256 207H255V209H257ZM260 207H262V206H259L258 208H260ZM46 208H47V209H46ZM101 208H100V209H101ZM120 208H121V209H120ZM134 208H135V206H134ZM191 208H192V209H191ZM197 208H196V209H197ZM202 208H203V209H202ZM204 208H205V209H204ZM48 209H49V211H48ZM54 209H56V208H54ZM59 209H58V211H59ZM96 209H97V208H96ZM98 209H99V208H98ZM142 209H143V210H142ZM166 209H167V208H165V210H166ZM183 209H184V208H183ZM189 209H191V211H192V210H193V207H190ZM189 209H188V210H189ZM199 209H200V210H199ZM199 209H198V210H199V212H201V214L204 213V212H202L201 210H203V211H206V210H207V208H206L205 206H204V207L201 206ZM213 209H209V210H210V211H213ZM237 209H238V208H237ZM239 209H238V210H239ZM20 210H19V212H21ZM77 210H79V212H78ZM89 210H90V209H89ZM107 210H108V209H107ZM134 210H135V211H134ZM163 210H164V208H163ZM167 210H168V209H167ZM220 210H221V211H220ZM238 210H237V213H238V212L240 213V210H239V211H238ZM260 210H261V208H260ZM260 210L258 209L257 212H255V213H256V214H259V213L263 214V215H260V214H259V215L262 216L261 218H264L263 210H262V211H260ZM50 211H52V212L50 213ZM60 211H59V212H60ZM100 211H101V210H100ZM120 211H119V212H120ZM124 211H123V214H125ZM127 211H128V212H127ZM143 211H144V212H143ZM159 211H160V209H159ZM168 211H170V209H169ZM194 211H195V209L193 210V212H194ZM196 211H197V210H196ZM219 211H220V212H219ZM229 211H231V212H229ZM249 211L251 212V210H249ZM98 212H99V214H98ZM105 212H106V213H105ZM110 212H109V214H112V213H110ZM113 212H116V211L114 210ZM119 212H118V214H119ZM151 212H152V211L150 210V213H151ZM165 212H166V211H165ZM165 212L162 213V214H165ZM171 212H172V211H171ZM177 212H178V211H177ZM177 212H176V213H177ZM185 212H189V213H190V211H185ZM193 212H191V213H192V216H193ZM215 212H216V211H214L213 213L211 212V213H212V214H215ZM218 212H219V213H218ZM27 213H29V214H27ZM55 213H56V211L54 212V214H55ZM176 213H175V214H176ZM183 213H184V212H183ZM183 213H182V214H183ZM197 213H198V211H197ZM197 213L195 212V214L198 216L199 214H197ZM208 213H209V212H208V210H207V214H208ZM222 213H221V215H223V218H224L225 216H224V214H222ZM224 213H225V212H224ZM226 213H227V212H226ZM228 213H227V214H228ZM241 213L243 214V212H241ZM17 214H20V213H18V212L15 213V215H17ZM26 214H27V215H26ZM56 214H57V213H56ZM65 214H66V215H65ZM118 214H117V215H118ZM129 214H131V213H129ZM129 214H127V215L129 216ZM153 214H154V213H153ZM157 214H158V217L160 218V215H159L158 212H157ZM166 214H167V213H166ZM177 214H178V213H177ZM204 214H205V216H204ZM204 214H203L202 218L207 217V222H208V221H212V220H209V219H208V218L211 217V216H210L211 214H210V215L208 214L207 216H206V212H205ZM227 214H225V215H227ZM242 214H240V216H241ZM244 214H245V213H244ZM244 214H243L242 217L246 218V217L244 216ZM247 214H249V213L247 212ZM247 214H245V215H247ZM256 214H255V215L252 214L251 216H252V217H253V216L255 217ZM63 215H65V216H63ZM92 215H93L94 217H92ZM131 215H132V214H131ZM149 215L151 216V214H149ZM171 215H172V213H171ZM171 215H170V216H171ZM196 215H195V216H196ZM229 215H227V218L229 217ZM236 215H237V214H235V216H236ZM19 216H20V215H19ZM58 216H57V217H58ZM76 216H77V217H81V218H78V220H77V219H76ZM89 216L91 217V218H90L91 220H89ZM100 216H101V214H100ZM106 216H105V217H106ZM114 216H116V213L114 214ZM119 216H121V213H120V215H118V217H119ZM128 216H127L126 218L128 219V221L131 222V220H129L130 216H129V218H128ZM161 216H162V215H161ZM166 216H167V215H166ZM166 216H165V217H166ZM173 216H174V215H172V217H173ZM184 216H185V215H184ZM208 216H210V217H208ZM215 216H216V215H215ZM232 216H233V214L231 215V217H229L230 219L227 220L228 222H229V221H232V220H231ZM235 216H233V218H234L235 220H238L239 222L241 221V223L243 224L242 219L240 220L241 217H240L239 215H237L236 218H235ZM238 216H239L240 218H238ZM260 216H259V217H256L255 219L257 220V218H260ZM1 217H2V216H1ZM5 217H4V220L7 218V217H6V218H5ZM14 217H15V216H14ZM17 217H18V216H17ZM17 217H16V218H17ZM21 217L23 218V216H21ZM21 217H20V218H21ZM96 217H99V216H96ZM101 217L104 218L103 215H102ZM108 217L110 218V215H109ZM111 217H113V216L111 215ZM124 217H125V216H124ZM124 217H123V215H122V216H121V219L123 218L124 220L122 219V221H124V223H126V222H125V219H126V218H124ZM153 217H154V216H153ZM155 217H156V216H155ZM162 217H164V216H162ZM165 217H164V218H165ZM167 217H169V215H168ZM199 217H200V215H199L198 217H196V218L199 219ZM212 217H213V215H212ZM249 217H250V216H248L247 218H249ZM92 218H93V219H92ZM99 218H100V217H99ZM99 218H98V219H99ZM102 218H100V221H101V223H104L105 221L103 222V220H101ZM109 218H107V219H109ZM113 218H114V217H113ZM119 218H120V217H119ZM131 218H130V219H131ZM149 218H151V217H149ZM156 218H157V217H156ZM170 218H171V217H170ZM196 218H194V220H196ZM217 218H218V216H216V219H217ZM219 218L223 220L222 216H219ZM227 218L224 219L225 222L222 221V220H220V219H218V220H217L218 222H216V224L212 223V222H213V221H212L211 223L214 224L213 227L210 225V222H208V223H207V222L203 223L205 219H202L203 221H202V220H201V221H202V223H203L202 225H204V227H200L201 225L199 226L201 229H203V230L199 229V230L202 231V232L197 231L199 227H196L197 225L195 226V223H194L195 221H194V222H193V223H194V227L197 228L195 231H197L198 233H196L197 236H196L194 233H193V234L197 237V240L199 239V245H197L198 243H197V244L194 243V244H196L195 246H194V244H193V246H194L195 248H194V247H191L192 244H190L189 240H193V241H191V242H194V237H193V239H191V235H193V234H191L190 236H189V234L192 233V232H190V233L186 232V235L182 233V235H180V236L183 237V238H182V239H184L183 242L186 241L184 235H185V236L188 235L186 238L189 239V237H190V239L187 240L188 242H187L186 244H187L188 246H190V245H191V246H190V247L186 246V247H187V250L190 248V250H188V251H190V252H189V253L186 252V250L183 249V248L185 247V245H186V244L184 245V243H185V242H184V243H183L184 247L181 248V249L184 250V251H181V250H179V251H180V252H184V253H188V254L191 253V255H194V254H192V253H195L196 255H195L193 258H196V260L194 259V261H197L198 257L201 259L200 255L197 257L198 253H196V252L200 250L199 247H200V248H202L201 246L204 247L203 242H202V244H200V242H201L200 239H206V238H205V236H204V238H202L203 236L201 237L200 235H202L201 233H204V232H205L204 234H206V233L208 232V230L210 229V228L208 227V225H206V223L209 224V225L212 227L211 229L214 230V231H212V232H216L215 230H217V231H222L223 228H225V229H227V230L229 231V228H230V230H231V226H228V225H227V227H226V224L224 225V227H223V226H221V227H217V226H215V225L221 224V222L226 223V219H227ZM250 218H251V217H250ZM13 219H15V218H13ZM13 219L11 218V221H13ZM24 219H25V218H24ZM56 219L59 220L58 218H56ZM75 219H76L77 223H78V221H79V223L82 222V223L79 225V227L76 226L77 224H76L75 227H74L73 222H72L73 227L76 228V230H77V231L75 230L76 233H77V235H78V231H81L80 233H82V235L79 233L80 235H78V236H80V237L77 236L76 238H75V236L73 235V234H74V231H71V229H70L71 224H69L70 226L68 225V223H69L71 220L75 222ZM79 219H80V220H79ZM86 219H84V220H86ZM96 219H97V218H95V220H96ZM116 219H117V217H115L114 221H113L112 219H109V220L104 219V220H106V222H108V221H110V220L113 221V222H111V225H109V223L106 224V222H105V224H106L107 226L109 225V227H106V226H105V227H104V226H102V227H96V226L93 225V227H91L90 229H92V228L94 229V228L96 227V229H94V230H96V232H97L98 235H99V234H100V229H101V228H102V229H101V232H103V231L106 232V231H105L106 228L111 229L110 226H112V223H113L114 225H113L112 227H115V229H116V231H117V229L120 227V223H121L122 221H121V219H120L119 221H121V222L119 223L118 219H117V220H116ZM139 219H138V220H139ZM160 219H161V218H160ZM200 219H201V218H200ZM200 219L198 220L199 223H201V222H200ZM212 219H214V217H213ZM255 219H253L254 221H251V222L254 223V225H256V224H257L256 222H258V220H259V219H258L257 221H255ZM15 220H17V219H15ZM18 220H19V219H18ZM115 220H116V222H115ZM138 220H137V221H138ZM235 220H234V221H235ZM2 221H3V219H2ZM26 221H27V220H26ZM30 221H31V222H30ZM92 221H93V222H92ZM97 221H99V220H97ZM100 221H99V222H100ZM117 221H118V223H119V225H118L119 227H118V228L115 226V225H116L115 223H117ZM134 221H135V220H134ZM143 221H144V222H143ZM148 221H149V220H148ZM154 221H155V220H153V223H154ZM158 221H159V219H158ZM158 221H157V222H158ZM161 221H162V220H161ZM166 221H167V220H166ZM172 221H173V219H172L170 222L172 223ZM174 221H175V220H174ZM196 221H197V220H196ZM198 221H197V222H198ZM205 221H206V220H205ZM220 221H221V222H220ZM234 221H233V222H234ZM244 221H245V220H244ZM248 221H249V220H248ZM259 221L261 222V219H260ZM5 222H6V221H5ZM5 222H2L3 225H4ZM16 222H19V221H16ZM53 222H54L55 224H53ZM57 222H59V221H57ZM87 222H86V223H87ZM130 222H129V223H130ZM135 222H136V221H135ZM135 222L132 221L133 224H134ZM157 222H156V223H157ZM177 222H179V221L173 222V223L170 224V226H169V227H170V230H171V231H170L171 235H172V234L175 235V233H176V231H177L178 234L176 233V235H175L176 238L179 236V231H180V229L182 228L181 230H183V226H184V223H183V224H182L183 226L181 225L182 227H180V225H179ZM184 222H185V221H184ZM187 222H189V221H187ZM197 222H196V224H198ZM214 222H215V221H214ZM233 222H229L230 225H232ZM239 222H238V223H239ZM249 222H250V221H249ZM260 222H258L259 225H260ZM0 223H1V222H0ZM7 223H8V222H7ZM11 223H12V222H11ZM51 223H52V224H51ZM70 223H71V222H70ZM91 223H90V224H91ZM122 223H123V222H122ZM124 223L121 224V225H124ZM132 223L130 224L131 226H132ZM137 223H138V222H136V224H137ZM140 223L137 224V227L139 226ZM147 223H148V222H145V224H147ZM151 223H152V220H151ZM163 223H165V222H162V224H163ZM168 223H169V222L167 221V223L163 224V226H164V225L167 226V230H168ZM191 223H192V222H191ZM193 223H192V224H193ZM224 223H223V224H224ZM229 223H227V224H229ZM234 223L236 224V222H234ZM234 223H233V224H234ZM245 223H246V222H244V224H245ZM255 223H256V224H255ZM261 223H262V222H261ZM9 224H10V222H9ZM9 224H8V225H9ZM13 224H16V223H12V224H10V225H13ZM35 224H36V223H35ZM37 224H38V222H37ZM50 224L53 225V226H54V225H55V226L57 225V227H59L60 229H59V228H56V227H55V228H56V230L59 229L60 231L57 230V232H56L55 229H54V230H52V231H53V233H52L51 229H49V225H50ZM88 224H89V223H88ZM97 224H100V223L97 222L96 225H97ZM105 224H103V225H105ZM127 224H128V223H127ZM127 224H125V225H127ZM143 224H141V226H142ZM145 224H144L143 226H146V227L149 226L150 228L153 227V226H150L149 223H148V225H145ZM189 224H190V223H189ZM189 224L187 225L188 228L193 227V226H190V227H189ZM223 224H221V225H223ZM239 224H240V223H239ZM242 224H241V225H242ZM3 225H2V227H3ZM10 225H9V226H10ZM17 225H18L17 228L14 227V226H16V225H14L13 227L11 226V227L13 228V230H14V228H15V230L19 229V226L21 225V222H20V224L18 223ZM66 225H67L69 228L66 227ZM82 225H83V224H82ZM86 225H85V223H84V227H85ZM128 225H129V224H128ZM128 225H127V226H128ZM156 225H157V224H156ZM160 225H161V224H159V226H160ZM190 225H191V224H190ZM198 225H199V224H198ZM205 225H206V226H205ZM241 225H236V226L238 227V226H241ZM246 225H247V224H246ZM248 225H249V224H248ZM254 225H251V224H250L249 226H252V227H253ZM0 226H1V224H0ZM4 226L6 227V223H5ZM9 226H8L7 228H10ZM26 226H27V227H26ZM91 226H92V224H91ZM97 226H99V225H97ZM100 226H101V224H100ZM127 226L124 227V228L122 229L123 232H124V229H125V228L128 229L129 231H130V229H132V228H130V227L127 228ZM134 226H136V225L134 224ZM143 226H142V227H138V228H141V229H140V232H139V235L136 233L137 231H135V229H136L135 227H133V228H135V229H134V230L132 229V230L130 231V233H129V231L127 230V234L129 233L128 236H126V232L124 233V234H125L124 236L127 237V238H125V237L123 236V237L126 239V241H127V239H129V240L127 241V242H128V245H126V244H127L126 241H125L126 243H124V240H125V239L122 238V233L120 234L121 237L119 238V239H121V240H118V239H117V237H119V236H115L116 239L118 240V241L116 240L118 243H120V241H121V244L123 243L124 246H125V245H126V246H129V247L126 248L125 251L129 253V251L131 250V252H130V253H131V258H132V253H135V252L137 251V250H135V251L132 250L133 247H130L131 245L134 246L133 244L136 243V242H132V241L130 240V237L132 236L131 233H133L132 231H135L134 234H133L135 238H133V240H134V239L136 240V238H137V242H139L138 239L141 238V241L139 242V243H141V244L135 245L136 247L138 246V249L140 250L141 245H142V236H141V234H142L143 231H145L144 229H147V228H144V229H143ZM163 226H162V227H163ZM166 226H165V228H166ZM233 226L235 227V225H233ZM233 226H232V227H233ZM261 226H262V225H260L259 227H261ZM2 227H1V228H2ZM5 227H4V229H2L3 231H5ZM21 227H22V226H21ZM50 227H51V226H50ZM64 227H65L66 229H65ZM77 227H78L79 229H78ZM122 227H123V226H122ZM149 227H148L149 230L147 229L149 232H148L147 230H146V231H147L148 233H151L150 231H151L152 229H150ZM154 227H155V226H154ZM154 227H153V229H154ZM162 227H161V228H162ZM185 227H186V224H185ZM205 227H207L208 230H207ZM214 227H215V229H214ZM216 227L219 228V229H216ZM242 227H243V228H242ZM242 227H241V228L244 229V226H243V225H242ZM7 228H6V229H7ZM53 228H54V227H53ZM53 228H52V229H53ZM63 228H64L65 230H64ZM97 228H99V230H98ZM103 228H105V229H103ZM120 228H121V227H120ZM158 228H159V227H158ZM158 228H157V229L155 228V229H156V232H157V235L160 234V236H161V234H163V233H161L160 231H159V233H158L157 230H160V229H161V228H160V229H158ZM163 228H164V227H163ZM220 228H222V229H220ZM241 228L239 227L240 230H241ZM257 228H258V227H257ZM10 229H11V228H10ZM72 229H73V228H72ZM109 229H108L107 232H110ZM112 229H114V228H112ZM112 229H111V230H112ZM115 229H114V230H115ZM126 229H125V230H126ZM142 229H143V231H141ZM155 229H154V230H155ZM185 229H186V228H185ZM204 229H206L207 232H206ZM211 229H210V230H211ZM232 229L235 230V228H232ZM245 229H247V226H246ZM255 229H256V226H255ZM262 229H263V232H264V228H262ZM2 230L0 229V235H1V236H2ZM61 230H62V231H61ZM63 230H64V231H63ZM84 230L86 231V233H84V232H85ZM94 230H93L92 233H96V232H94ZM97 230H98L99 232H98ZM114 230H113L112 232H110L111 234L113 233V234H112V237H114V236H113L114 234L117 235V232H118V233L121 232V229H120V231H117L116 233L114 232ZM136 230H137V229H136ZM154 230H152V231L154 232ZM162 230H163V229H162ZM167 230H165V232H166ZM192 230L194 231V229H192ZM192 230H190V231H192ZM210 230H209V231H210ZM233 230H232V232H233ZM252 230H253V229H252ZM257 230H258V231H261L260 228L254 230V231L256 232ZM9 231H10V230H9ZM82 231H83V232H82ZM228 231H227V232H226V231H223V232H226V233H227V235L225 234L227 237H229V238H227V239H231V238L236 237V234H235L234 236H232V235H230V234L228 233ZM242 231H244V230H242ZM245 231H246V230H245ZM248 231L251 232V230H249V229H248ZM248 231H246V232H248ZM54 232H55V233H54ZM71 232H73V234H71ZM104 232H103V233H104ZM153 232H152V234L155 235V237H156V232H154V233H153ZM162 232H163V231H162ZM165 232H164V234H167V232H166V233H165ZM173 232H174V233H173ZM182 232H185V231H182ZM229 232H230V231H229ZM237 232H240V231L236 228V231L233 232V233H237ZM250 232H249V233H246V234H250V235H251V234L253 233V231H252L251 233H250ZM263 232H262V231L259 232V233L257 234V236L254 235V233H253V235L256 237V240H257V239L259 240V238H260L259 241H261L262 237L264 236ZM3 233H4V232H3ZM9 233H10V232H9ZM9 233H8V234H9ZM12 233H13V231H12ZM76 233H75V234H76ZM103 233L100 234V235H103ZM110 233H109L108 235L111 236ZM135 233L139 236V238H138V236H136ZM148 233H146V234H148ZM180 233H181V232H180ZM187 233H188V234H187ZM199 233H200V235H199L200 238H198V234H199ZM216 233L218 234V233H221V232H216ZM240 233H241V232H240ZM240 233H239V234H240ZM256 233H257V232H256ZM256 233H255V234H256ZM261 233L263 234L262 237H260L261 235H259V234H261ZM5 234H7V232H6ZM8 234H7L6 236L4 235L3 238L5 237V238L7 239V238H8L7 236L11 235V234H9V235H8ZM105 234H106V233H105ZM207 234H208V233H207ZM209 234H210V232H209ZM209 234H208V235H209ZM212 234H214V233H212ZM217 234H214V235H217ZM228 234H229L230 236H229ZM239 234H237V236H238ZM246 234H245V235H246ZM72 235H73V236H72ZM88 235H89V234H88ZM88 235H87L85 238H87ZM92 235H93V234H92ZM92 235H91L92 239H95V240L97 241V238L94 237V236H92ZM100 235L97 236V234H95V236L98 237V240H99L100 237H101ZM106 235H107V234H106ZM106 235H104L103 237H105ZM108 235H107V237H108ZM142 235H143V234H142ZM149 235H150V234H149ZM149 235H147V236H149ZM174 235H172L173 237H172V236H171V237L169 236V241H168V244H167V245H169V248H171V247L174 248V249L171 248V249L174 251L173 253H175V251H176L177 249H179V247L182 246V245L180 246L181 243L178 242V241L182 242V239L180 238L181 240H178V239L174 238ZM208 235H206V236H208ZM214 235H213V237H214ZM220 235H221V234H219V237H220ZM223 235H224V234L222 233V236H223ZM250 235H247V236L249 237ZM1 236H0V237H1ZM35 236H38V237L35 238ZM89 236H90V235H89ZM110 236H109L108 239H110V238L112 239V237H110ZM129 236H130V237H129ZM140 236H141V237H140ZM151 236H152V235H150L149 237H151ZM160 236H158V237H160ZM209 236H210V235H209ZM209 236H208V237H209ZM222 236H221V237H222ZM226 236H223L224 239H225ZM231 236H232V237H231ZM247 236H245V237H247ZM258 236H259V238H257ZM11 237H13V235H12ZM11 237L9 236L10 239H13V238H11ZM22 237H23V236H22ZM71 237H73V240H72ZM103 237H102V238H103ZM128 237H129V238H128ZM144 237L147 238L146 236H144ZM149 237H148V238H149ZM153 237H154V236H152L151 238L153 239ZM162 237H164V239H166L165 236L162 235ZM166 237H168V236L166 235ZM196 237H195V239H196ZM208 237H207V238H208ZM213 237H212V239H213ZM219 237H218V236H215V237H214V240H215L216 238L219 239ZM221 237H220V239L218 240L219 242L217 241L218 243H217V242H214V240L211 241V240H212V239H211V236L209 237V239H211V240H209V242L207 241V242H208V246H209V247H208L209 250L211 249V248H210V245H211L213 248H215V246L212 245L213 243H214V244L217 243L218 245H219V244H220V245L222 244L221 246H222V248H224L223 245H224L225 243H221V241L223 242L224 239L222 240ZM242 237H243V236H242ZM248 237L245 238V239H244V237H243V239H244L245 241H247V240H249V239L252 238V236H250L249 239H248ZM3 238H2V239H3ZM14 238H17V237H14ZM18 238H19V236H18ZM18 238H17V239H18ZM60 238H61L62 241H60ZM81 238H83V240H84V236L81 237ZM88 238H89V237H88ZM88 238L86 239V243H87V244H88V242L90 243V239H88ZM160 238H161V237H160ZM160 238H159V240H160ZM170 238H172V239H170ZM236 238H238V239L241 238V234H240V237L238 236V237H236ZM236 238L233 239L235 242L232 240V241H233V245H232V244H229L230 241H229V243H227L226 241H228V240L225 239V242L228 244V246H232V247H229V248H233L234 244H235V246H236L237 244L241 243L240 241H239V242H238V241L236 242ZM20 239H21V238H20ZM105 239H106V238H104L103 240L105 241ZM143 239H144V238H143ZM156 239H158V238H156ZM156 239H155V240L153 239V240L156 241ZM217 239H216V240H217ZM238 239H237V240H238ZM246 239H247V240H246ZM0 240H1V239H0ZM26 240H27L28 242H26ZM139 240H140V239H139ZM144 240H145V239H144ZM153 240H152V241H153ZM159 240H158V242H160ZM197 240H196V242H198ZM207 240H208V239H207ZM216 240H215V241H216ZM241 240H242V239H241ZM252 240H253V239H251L250 242L248 241L249 243H248V242L245 243V241H244V242H243V243H245L244 246H245L246 244H247V245L249 244V245H248V248H249V246H252V244H255V242L258 241V240H257V241H254V242H253ZM254 240H255V238H254ZM263 240H264V238H263ZM263 240H262V242H264ZM2 241H5V242L7 241V242H8V240H2ZM2 241L0 242V245L3 244L2 247L0 246V249H1V250H2L5 246H8L7 243H6V245H5V244H4L5 242L2 243ZM11 241H12V240H11ZM11 241H9V242L11 243ZM19 241H20L19 243L22 242L21 240H19ZM58 241H59V242H58ZM63 241H65V244H64ZM73 241H76V244H75L76 246H75V247H74V245H73V246L71 245V244L75 243V242H73ZM87 241H88V242H87ZM92 241L95 243L94 240H92ZM99 241L101 242V245H102L103 242H102L101 240H99ZM107 241L109 242V241H111V240H106V241H105V242L108 244ZM129 241H130V243H129ZM149 241H150V243H152L151 239H150ZM149 241H147L148 244H149ZM242 241H243V240H242ZM16 242H17V241H16ZM57 242H58V243H57ZM60 242H62V243H60ZM71 242H72V243H71ZM114 242H115V238H114ZM131 242H132L133 244H131ZM144 242H145V241H144ZM205 242H206V241H204V243H205ZM210 242H213V243L210 244ZM252 242H253V243H252ZM262 242H261V243H262ZM10 243H9V245H10ZM59 243H60V244H59ZM86 243H85V246H86ZM94 243H92V244L94 245ZM96 243H97V242H96ZM98 243H99V242H98ZM109 243H110V242H109ZM112 243H113V242H112ZM112 243H110V244H112ZM115 243H116V242H115ZM147 243L145 242V245H144V246H146ZM161 243H162V242H161ZM164 243H165V242H164ZM188 243H189V244H188ZM231 243H232V242H231ZM11 244H12V243H11ZM13 244H14V239H13ZM23 244H24V241H23ZM35 244H34L33 246H35ZM58 244H59V245H58ZM62 244H63V246H62ZM92 244H91V243L88 244L87 247H89V245H90L89 248H93V247H91V246H93ZM99 244H100V243H99ZM99 244H98V245H99ZM104 244H105V243H104ZM121 244H119V247H120L121 251L123 252V250H124V248H125L126 246L123 247V245H122V248H123V250H122V248H121V246H120ZM130 244H131V245H130ZM217 244H216V245H217ZM258 244H260V242H258V243L255 244V245H258ZM263 244H264V243H263ZM26 245H27V244H26ZM26 245L24 246L25 248L28 247V246H26ZM70 245H71V247H70ZM112 245H113V244H112ZM112 245L109 246V244H108V245H107L108 247H106V250L108 249V254H109V251L112 250V247H113ZM115 245H116V244H115ZM149 245H151V244H149ZM206 245H207V243H206ZM220 245H219V247H221ZM247 245H246V248H247ZM10 246H11V245H10ZM10 246H9V248H10ZM19 246H20V245H19ZM30 246H31V245H30ZM68 246H69L70 249H71L69 252H68V248H69ZM82 246L85 247L84 245H82ZM82 246H80L79 248H80V249H83V248H81ZM94 246L97 247V245H94ZM105 246H106V244H105ZM116 246H118V245H116ZM116 246L113 248L114 251H115ZM139 246H140V248H139ZM152 246L154 247V245H152ZM158 246H159V245L155 246V248L158 247ZM226 246H227V245H226ZM235 246H234V249H233V250H232V249H228V247H225L224 250H225V251H229V250H231V251H229V253H230V252H233V253H234V252H235L234 250H236ZM237 246H238V248H239L240 245H237ZM241 246L243 247V244H242ZM241 246H240V247H241ZM11 247H13V248L15 247L14 250H16V245H15V244H14V246L12 245ZM17 247H18V246H17ZM20 247H21V246H20ZM20 247H19V248H20ZM38 247H40V245L37 246V251L39 252ZM67 247H68V248H67ZM72 247H73V249H72ZM87 247H85V248H87ZM96 247H94L95 249H93L94 252H95L96 249H97ZM101 247H102V246H101ZM101 247L99 246V248H101ZM103 247H104V245H103ZM103 247H102V248H103ZM109 247L111 248L110 250H109ZM119 247H118V249H119ZM147 247H148V245H147ZM147 247H144V248H143V246H142L143 250L141 251V253H142L143 251L145 252V249H146ZM162 247H163V246H162ZM167 247H168V246H167ZM186 247H185V249H186ZM197 247H198V248H197ZM206 247H207V246H206ZM206 247H205V248H206ZM216 247H217V246H216ZM260 247H262V244L259 245V248H260ZM7 248H8V247H7ZM7 248H6V249H7ZM28 248H29V247H28ZM31 248H32V247H31ZM31 248H30V249H31ZM46 248L48 249L49 246L46 247ZM54 248H55V249H54ZM74 248H76V249L74 250ZM89 248H87V249H89ZM104 248H105V247H104ZM148 248H149L150 252H152L153 249H154V248L151 249V246H149ZM169 248H168V250H169ZM192 248H194L193 251H195V252H193V251L191 252ZM196 248L199 249V250H197ZM213 248H212V249H213ZM217 248H218V247H217ZM226 248H227L228 250H227ZM243 248H244V247H243ZM243 248H242V250H243ZM253 248H254V247L252 246V248L250 249V250H252V251H250V252L248 251V252H247L248 254L251 253V252L253 253V254L251 253L252 255L249 254V255H250V258H249V256H248L247 254H246L247 257L243 256V257L247 258V259H246L247 262L250 261L251 257H252L253 259H256L258 255L261 256V255L264 253L262 248H260L261 250H259V248H257V246H256V248H254L255 251L253 250ZM263 248H264V246H263ZM6 249H5V251H8V250H9V249H8V250H6ZM21 249H23V248H21ZM33 249H34V248H33ZM35 249H36V248H35ZM40 249H41V248H40ZM87 249H85V250H87ZM118 249L116 248L117 251H118ZM136 249H137V248H136ZM156 249H157V248H156ZM212 249H211V251H212L211 254L206 253V251L209 252V250H208V249H207V250L205 249V250H206V251L204 252L205 254L203 253L204 255H202V251L204 250V249L202 248V249H201L202 251L200 250L201 255H202V256H205V255L208 256V255H212V254L214 255V253H215V249H216V248H215L214 250H212ZM219 249H220V250H219ZM219 249H218L219 252H216V254L219 253L220 256L223 257L222 254H221V252H222L221 250H222V249H221V248H219ZM257 249L260 251V254L258 253L259 251L257 252ZM10 250L13 251L14 253H16L14 250H12V249H10ZM18 250H19V249H17V251H18ZM24 250H25V249H24ZM27 250H29V249H27ZM27 250H26V253H29L30 250H29V252H27ZM42 250H43V248H42ZM48 250H49V249H48ZM104 250H105V249H104ZM139 250L137 251V255H139V254H138V253H139ZM147 250H148V249H147ZM147 250H146V252H147ZM151 250H152V251H151ZM160 250H161V249H159V251H160ZM162 250H165V245H164V249H162ZM224 250H223V252L225 253ZM245 250L247 251L248 249H245ZM11 251H10V252H11ZM20 251H21V250H20ZM32 251H33V250H32ZM35 251H36V250H35ZM35 251H34V252H35ZM37 251H36V252H37ZM43 251H44V250H43ZM78 251H79V249H78ZM87 251H90V249L87 250ZM99 251H100V249H99ZM117 251H115V252H117ZM121 251L119 250L120 253H121ZM169 251H170V250H169ZM179 251L177 250L176 252H178V254H179ZM213 251H214V253H213ZM238 251H239V250H238ZM253 251H254V252H253ZM261 251H262V253H261ZM22 252H23V250H22ZM34 252H32V253H34ZM36 252H35L34 254H36ZM41 252H42V251H40V254H41ZM81 252H84V253H85V251L83 250V251H79V252H77V254L79 253V255H80ZM94 252H93V255H92V256H94V254H95ZM102 252H103V249H102ZM102 252H101V253H102ZM104 252H106V251H104ZM104 252H103V253H104ZM115 252H114V253H115ZM126 252H125L124 255L127 254ZM144 252H143V253H144ZM146 252H145V253H146ZM150 252H147V253L149 254ZM157 252H158V251H157ZM157 252H155L156 255H155V254H154V255H155V257L158 258V256H157ZM167 252H168V251H167ZM200 252H199V253H200ZM255 252H257L256 255L258 254V255L256 256V258L253 256V255L255 254ZM8 253H9V252H8ZM8 253H7V254H8ZM11 253H12V252H11ZM17 253H18V252H17ZM75 253H76V252H75ZM84 253H82L81 255L83 256ZM103 253H102V254H103ZM111 253H112V251H111ZM123 253H124V252H123ZM130 253H129V254H130ZM143 253H142V256H141V254H140V256H141L143 259H140V258H141L140 256H139L140 258H139L138 256H135L136 253H135V255H134L135 258L137 257L136 259H138V258L140 259V261H141L142 264H143L142 260L145 261V259H146V258L144 257V255L147 257V255H146L147 253L144 254V255H143ZM152 253H153V252H152ZM160 253H161V252H160ZM170 253H171V251H170ZM173 253H171L170 255H169L168 253H166V255H169V256L172 255V256H174ZM184 253H180L179 255L184 254ZM224 253H223V254H224ZM236 253H238V252L236 251L235 254H236ZM244 253H245V252H244ZM1 254H3V250H2V253H0V256H1ZM7 254L5 253L4 255H6V256H4V257L9 258L10 256H11V257L14 256V255H12L13 253H12V254L9 253V254H8L9 257H8ZM22 254H23V253H22ZM30 254H31V253H30ZM69 254H71V255H69ZM77 254H76V255H77ZM86 254H87V252L84 254V256H86ZM99 254H100V252H99ZM108 254H107V255H108ZM117 254H118V253H116V255H117ZM129 254H127V255H129ZM150 254H151V253H150ZM178 254H176L177 256L175 255L176 258H174V259L177 260V257H178V260H179L180 256H179ZM188 254H187V255H188ZM216 254H215V256H216ZM18 255H20V254H18ZM18 255H17L18 258L23 257V256L19 257ZM23 255H26V254H23ZM37 255H38V254H37ZM37 255H32V257L36 256V257H34V259H35V258H37ZM87 255H88L87 257H89V256L91 255V253H90V255H89V254H87ZM96 255H97V254H96ZM96 255H95V256H96ZM107 255H106V256H107ZM110 255H111V254H110ZM119 255H120V254H119ZM122 255H123V254H122ZM124 255H123V256H120V258H119V256L117 255V257L120 259L119 261H121V259H122L121 257H124ZM162 255H164V252H163ZM162 255H161V257H162ZM184 255H185V254H184ZM184 255H183V257H184ZM213 255L211 256V258H210V256H208L209 259H208L207 261H210V262H209L210 264H211L212 262H213L214 264H219V263L221 264L223 261L225 262V261L227 260V257H228V256H229V258H230V256H231V255L228 254V252H227V255H228V256H226V254H225V255H224V260H223V261H218V259L220 258V256L217 255L219 258H217V256H216V259H212V258L215 257V256L213 257ZM242 255H243V254H242ZM244 255H245V254H244ZM27 256H29V255L27 254ZM82 256H80L79 259H81V258H82L81 260H83V258L85 259V257H82ZM92 256H91V259H92V260L94 259V261H96V262L99 263V261H97V259H96V258H93ZM95 256H94V257H95ZM103 256H104V254H103V255H100V257L102 258V260H104V262L102 261V262H103L102 264H108V262H106L107 260L105 261V259H103ZM113 256H114V255H113V253H112V257H113ZM148 256H149V258L152 257V256L150 257V255H148ZM169 256H167V258H168ZM172 256H171V257H172ZM181 256H182V255H181ZM188 256H189V255H188ZM206 256H205V257H206ZM232 256H234V254H232ZM232 256H231V258H233V259H235V260L237 259V258H234V257H232ZM238 256H239V254H238ZM24 257H25V256H24ZM87 257H86V258H87ZM108 257H110V256H108ZM117 257L115 256L114 259L117 258ZM126 257H127V256H126ZM126 257H124L123 259H125ZM163 257H166V256L164 255ZM163 257H162V258H163ZM183 257L180 258V261H182V262H186L185 264H188L187 262H189V259H190L191 257H189V259H187V261H185V259H186L187 256L184 258V261H183V259H182ZM225 257H226V260H225ZM262 257H264V256H261V259H262ZM0 258L2 259V256H1ZM15 258H16V256H15ZM27 258H28V257H27ZM27 258H25V259H26L25 261L28 260ZM97 258L99 259L98 256H97ZM101 258H100V259H101ZM104 258H105V256H104ZM128 258H129V257H128ZM131 258H130V259H131ZM135 258H134V260H135V264H139L138 261L136 262V259H135ZM162 258H161V260H162ZM193 258H192V259H193ZM202 258H203V257H202ZM231 258L228 259V261H227L228 264L231 262V261H229V260H231ZM245 258H243V259L241 258L242 261L240 260L239 263H237V264H241V262H244ZM5 259H6V258H5ZM23 259H24V258H23ZM89 259H90V257H89ZM91 259H90V261L85 262V264H87V263L89 264V262L92 263L93 261H92ZM95 259H96V260H95ZM112 259H113V258H112ZM112 259H111V260H112ZM114 259H113V260H114ZM139 259H138V260H139ZM147 259H148V257H147ZM181 259H182V260H181ZM200 259L198 260V262L200 261ZM210 259H211V260H215V262H218V263H215L214 261H211ZM222 259H223V258H222ZM233 259H232V260H233ZM248 259H249V260H248ZM253 259L250 261L251 263H252ZM258 259H260V258H258ZM6 260H7V259H6ZM6 260H4V261L6 262ZM12 260H13V259L10 260V263H11V264H13V263H12ZM29 260H32V258L30 257ZM36 260H37V259H36ZM36 260H33V261L36 262ZM113 260H112V261H113ZM115 260H116V259H115ZM115 260H114V261H115ZM126 260H127V258L125 259V261H126ZM131 260H133V259H131ZM161 260H160L159 262H160L161 264H163V262H161ZM168 260H169V259H168ZM168 260L165 259L166 264H170V263L172 262L171 260H169L170 262L168 263V262H167ZM204 260H205V259H202V263H200V262H199V263H200V264H205L206 260H205V262L203 263ZM219 260H221V259H219ZM237 260H238V259H237ZM262 260H264V259H262ZM1 261H2V260H1ZM4 261H2V262H4ZM7 261H9V260H7ZM18 261H20V259H18ZM22 261H23V260H22ZM25 261H23L21 264H23ZM86 261H87V260H86ZM119 261H118V262H119ZM125 261L122 260V262H125ZM140 261H139V262H140ZM148 261H150V259H148ZM151 261H152V260H151ZM155 261H156V260H154L153 263H155ZM162 261H163V260H162ZM174 261H175V260H174ZM194 261L191 260V262H194ZM259 261H261V260H259ZM259 261L256 259V261H254L253 263L256 264L255 262H257V264H258ZM5 262H4V263H5ZM13 262H14V260H13ZM27 262H28V261H27ZM27 262H25V263H27ZM35 262H34V263H35ZM39 262H38V264H40ZM77 262L80 263V260H79V261L77 260ZM77 262H76V263H77ZM81 262H82V261H81ZM83 262H84V261H83ZM115 262H116V261H115ZM118 262H117V263H118ZM122 262H120V263H122ZM133 262H134V261H132V263H133ZM146 262H147V260H146ZM146 262H145V264H146ZM156 262H157V261H156ZM177 262H179V261H177ZM177 262H176V264H177ZM182 262H181V263H182ZM232 262H233V261H232ZM232 262H231L230 264H232ZM234 262L236 263V262H238V261H234ZM234 262H233V263H234ZM28 263H29V262H28ZM32 263H33V262H32ZM78 263H77V264H78ZM91 263H90V264H91ZM98 263H97V264H98ZM100 263H101V261H100ZM117 263H116V264H117ZM173 263H174V262H172V264H173ZM181 263L179 262V264H181ZM196 263H197V262H196ZM235 263H234V264H235ZM251 263H249V264H251ZM259 263H260V262H259ZM262 263H263V262H261V264H262ZM0 264H1V262H0ZM5 264H6V263H5ZM8 264H9V263H8ZM14 264H15V262H14ZM19 264H20V263H19ZM30 264H31V263H30ZM48 264H49V263H48ZM80 264H81V263H80ZM83 264H84V263H83ZM94 264H95V263H94ZM109 264H110V263H109ZM113 264H114V262H113ZM118 264H119V263H118ZM123 264H124V263H123ZM126 264H131V263H130V262L128 263V260H127V263H126ZM147 264H150V262L147 263ZM151 264H152V263H151ZM183 264H184V263H183ZM189 264H190V263H189ZM192 264H194V263H192ZM197 264H198V263H197ZM206 264H208V262H206ZM222 264H223V263H222ZM224 264H225V263H224ZM242 264H243V263H242ZM244 264H246V263H244ZM263 264H264V263H263Z\"/></svg>",
    "mask_w": 264,
    "mask_h": 264
}]
</instances>
